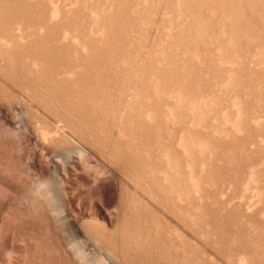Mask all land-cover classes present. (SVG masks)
Masks as SVG:
<instances>
[{"label": "bare ground", "instance_id": "1", "mask_svg": "<svg viewBox=\"0 0 264 264\" xmlns=\"http://www.w3.org/2000/svg\"><path fill=\"white\" fill-rule=\"evenodd\" d=\"M79 1L80 0H0V137H2V136H7V135H11V137H12V140H11V138H10V140L12 141L10 144H11V147H10V149L8 150V143H4V141H2V140H4V139H2V140H0V177L2 178V182H3V184L6 186V192L7 193H9V195L7 194V199L3 202V206H2V210H1V212H0V238L1 237H3L4 235H7V237H8V239H9V245H8V248H9V251L6 253V252H4V253H1V254H3V255H1V257H0V261L2 262L3 261V264H202V259L201 258H203L204 259V257H205V259L206 260H208L207 262H211V263H214V264H236L235 262V259H237V264H251V262H253V264H254V261H253V257L251 256L252 255V253H249L250 252V250H249V252L247 253V252H243V253H240L241 252V248H240V251H239V254L236 252V257L234 258L233 256H235V255H231L230 253H224V252H215V250L213 249V251H208V250H203V251H208L207 252V256H204V257H202V255L200 256H198V255H196L197 254V252H195L196 254H194V253H192V251H191V255H188L187 254V252H186V250L189 248V246H188V248H186L185 249V245H186V243L184 244V242L187 240L184 236H185V234H187V233H183V227L182 226H185V220L184 221H182L181 219L183 218L184 219V217L185 216H183V215H185V213H186V211H185V213H182L184 210H185V202L184 201H186L187 200V197L185 196H183V198L182 197H180V196H182L183 195V193H184V191L182 192V194H180L181 192H179V191H181V189L183 188L184 189V187L182 186V188H180L179 187V185L178 186H176L175 187V185H177L176 183L177 182H179V181H182V176H183V173L184 172H182L181 173V175L182 176H180V170L181 169H177L176 170V165L174 164V169H173V164L171 165L170 163V166H172L171 168L170 167H168L167 168V166H166V164L170 161V154H171V152H169V145H167V147H165V146H163L164 147V149L165 148H167L168 149V152L170 153H167L166 151H167V149H163V151H161V152H164L165 154L164 155H166V154H169V156L168 155H166L165 157H167L168 156V158L166 159L164 156H163V153H159V154H161L160 155V157L161 156H163L164 158L163 159H166V160H168L167 162H166V160L163 162L162 160H159L160 161V165H161V161H162V164H164L163 166H166V168H167V170H165L166 168H164L162 165V167H163V169H162V171L161 170H159L160 171V173L162 174L163 172V174L161 175L162 177H163V175H164V177L163 178H160L161 180L163 179V181H167L168 180V185H167V187H168V189H169V191H171V192H173V194H174V192H175V196L177 197V202L176 203H178L179 201V203L180 204H178L179 206L180 205H183V208H181L180 207V209H184V210H182V212H180L181 210L180 209H178L179 208V206L177 205V207L175 206L176 205V203H174V202H172L171 201V203L172 204H174V207H176L177 209H178V211L176 210V208H174L173 206V208H171L172 210L170 211V210H167L168 208H166V210L167 211H169V212H171V215H172V213L174 212V213H177V215H178V212H180L181 213V215H180V220L179 221H181V223L178 221V216L176 217V216H174L175 218H177V220L176 221H178V223L177 224H175V223H170V221L168 222V218L166 219H164L163 218V216L165 217V215H163V214H165V213H163L162 215L160 214L161 212H159L158 211V209H155L154 207V209L156 210V211H158V213L156 212V211H154V209H153V211L154 212H156L157 214H155V215H158V214H160L161 216H162V218L164 219V220H161V221H166V223L167 224H169V225H167V226H169V228L171 229V227L173 228L174 227V229H175V231L173 232V233H171V232H169V234H174V237H176L175 236V234H177V240H176V242L175 243H173V244H171L172 242H174V241H172V237L170 238V240L172 241H170L171 243H169V244H171V245H173L172 247L174 248H172L171 249V245L169 246L170 247V249H168V246H167V249L164 247V246H166L165 244H167V242H165V240L168 238L169 239V237H165V239H164V235H166L165 233L163 234L162 232H160V231H163V229H164V231L163 232H165V225L163 226V225H160V223L161 224H163V222H161L159 219V215L158 216H156V217H158V218H155V219H158L159 220V222H158V220H156V221H153L152 219L154 218V216L153 217H151V218H148V214H147V216H142L143 218H148L147 219V223H148V220L149 219H151V220H149L151 223L150 224H152L153 222H154V224H152V226L150 225V226H148L149 225V223H148V225H146L147 226V228L148 227H150L148 230H147V228H145V226H144V224L146 223V221H144L145 223L144 224H142L140 221H141V218L142 217H140V219H138V220H135V221H138V222H140V223H138V222H135V223H132V225H130L131 224V220L129 221V220H127V221H129V224H127V225H129V226H127L126 225V223H128L127 221L124 223V225H123V222H122V228H123V226H126V228H125V230L124 229H122V228H120V220L118 221V219H119V217H121V211L119 210V201H118V191L119 190H117L118 189V187H117V189H116V193H115V195H116V197H117V201L118 202H116L117 204H115V206L113 207L114 208V213H119L120 212V216H118V219H114L113 218V215H111L112 213H110L109 214V212H108V208H107V203H106V192L108 191L107 190V187H106V185H105V183L104 182H106V181H103V177H105V179H107L106 177H107V175L109 174V172H107V170L108 169H106V172L108 173V174H106L105 173V171H103V168H101V167H103L104 165L103 164H105V163H107V162H105L106 160H104V158H103V156L105 157L106 155H103L104 153H105V151L104 150H106V153L105 154H107V149L105 148L106 146H109V142L111 143V141H112V149H110V146H109V148L108 149H110V151L112 152V153H110V154H112V155H109V156H111V158L109 157V159L111 160V162H110V164H107V165H109L110 166V172H112L113 173V175H112V177L114 176L115 177V181H117V177L119 176L118 174H122L121 176H123V173L121 172V170H123V169H121L120 168V166H122V164L120 165V163H123V160H122V152H123V150H122V145H123V143H121L122 142V140H125L126 138H124V137H126V136H129L128 134H130V136H131V134L133 133H135V134H137V132H136V130H135V132H133V130L135 129L134 127H136L135 125H134V127L131 129L130 127H129V124L128 123H130V124H135V122H134V120L136 119V115L137 114H135V115H133V116H135V118H134V120H133V122L134 123H132V121L130 120V122H128L127 124V126L126 127H123L121 124L123 123V122H121L122 120L120 119L121 117H120V115L122 114L121 112L123 111H119L120 110V108H123V107H125L124 105H123V107H120L121 105H122V103H124L123 101H121V97L124 95V97H125V94H122L121 93V91H126V90H121V89H126V87H129V84L131 85V82L129 81V80H133V79H128L129 78V76H131V75H129V76H127V79H128V81L130 82L129 84H128V86L126 85V87H125V84L126 83H128V81L127 80H125V79H123L125 82V84H123L124 85V87H122V88H118V87H115V86H118L117 85V83H120L119 81V75L122 73L121 71L122 70H126V69H121V66L119 65V60H118V58H116L113 54L111 55V53H109L108 51H106L107 50V48H106V50H104L103 48H102V50L104 51V53H105V51H106V53L108 52V54H107V57H109V58H114V60H112L113 62H116V63H114V64H117L118 63V65H115L116 67H118V68H120L121 69V71L118 69L117 71L120 73V74H118V76L117 75H115L116 73L114 72V71H116V67L114 66V64L112 65V61L110 60V59H105L106 61H103V60H101L102 58H101V55H103V54H101L102 52H101V46L99 47V44H97L96 42V46H93V45H95L94 44V42L93 41H95L94 39H96L95 37H94V39H91V37L93 38V36L90 34V39H89V33L87 34V32H86V30H87V28L84 30V31H81L78 27H76V25H74V21L73 20H75L74 19V15L76 16V14H72L73 13V11L74 10H72V13H70L69 14V17H66L67 15H68V12L69 11H71L70 9H75V11H74V13L75 12H77L78 11V13L80 12V14H81V12H83V11H87V10H85V9H88V6L89 5H91L92 3L91 2H93V6L97 3H95V1H92V0H89V1H91L90 3L88 2V4H85V0L82 2V0L80 1L81 3H83V4H85L84 5V7L85 6H87V7H85V9L83 10L80 6H82L81 4L79 5ZM88 0H86V2H87ZM97 1V0H96ZM106 1H108V0H106ZM106 1H105V3H106ZM112 1V0H111ZM122 1V0H121ZM121 1H119V2H121ZM125 1H127V0H125ZM134 1H138V0H134ZM139 1H141L142 3H143V0H139ZM138 1V2H139ZM144 1H147V0H144ZM174 2H175V0H173ZM172 1V2H173ZM177 1H179V0H176V2ZM181 1V4H182V1L183 0H180ZM189 1V0H188ZM187 1V2H188ZM191 1V0H190ZM189 1V2H190ZM193 1V0H192ZM195 1V0H194ZM197 1V0H196ZM198 1H200V0H198ZM202 1V0H201ZM200 1V2H201ZM206 1V0H205ZM210 1V0H209ZM218 1V0H217ZM222 1V0H221ZM235 1V0H234ZM245 1V0H244ZM78 2V4H77V6L78 7H80L83 11H79L80 9L78 8V7H76V6H74V3H77ZM112 2H114V1H112ZM111 2V3H112ZM117 1H115L114 3H116ZM123 2H124V0H123ZM129 2V4H130V2L131 1H128ZM128 2L127 3H125V4H127V5H129L128 4ZM132 2H133V0H132ZM132 2H131V4H132ZM137 2V3H138ZM149 2H150V0H148V4H149ZM162 2V1H161ZM172 2H169V4H171ZM173 2V3H174ZM186 2V0H184L183 1V4L184 5H189L190 3L188 2V4L187 3H185ZM200 2H198V4L200 3ZM203 2V1H202ZM202 2H201V4H202ZM212 2V1H211ZM214 2H215V0H214ZM214 2H212V3H214ZM223 2V1H222ZM227 2H229L228 0H226V2L225 3H227ZM230 2H231V0H230ZM247 2V1H246ZM250 2H252V1H250ZM98 3H99V1H98ZM102 3H104V2H102ZM102 3L100 4V6L102 5ZM141 3V4H142ZM155 3H156V1H155ZM192 3V2H191ZM195 3V2H194ZM193 3V4H194ZM204 3V2H203ZM207 3V2H206ZM206 3H204V4H206ZM209 3V2H208ZM207 3V7L209 8V6L208 5H210V4H208ZM235 3H239V1L238 2H236L235 1ZM240 3H242V1L240 0ZM239 3V4H240ZM249 3V2H248ZM256 3V2H255ZM261 3V2H260ZM117 4V3H116ZM121 4H123L124 6H125V4L124 3H120V5ZM134 4H136L135 2H134ZM141 4H140V2H139V5L137 6V4L135 5V8H136V6L139 8V6L141 7ZM144 5V7L145 8H147L146 6V4H147V2H146V4L145 3H143ZM152 4V3H151ZM154 4V3H153ZM160 4H162V3H160ZM165 4V6H166V3H164ZM177 4V6L180 4V2H179V4L178 3H176ZM182 4V6L181 5H179L178 7H176L177 9L178 8H181V7H185L184 5ZM197 3L194 5V6H196V5H198ZM203 4V5H204ZM215 4V3H214ZM219 4V3H218ZM222 4V3H221ZM228 4H231V3H228ZM232 4H233V2H232ZM230 5V6H232L233 7V5ZM239 4H237V7H238V5ZM243 4V3H242ZM241 4V6H243ZM247 4V3H246ZM253 4V3H252ZM258 3H256V5H257ZM69 5V6H68ZM74 6V7H71V6ZM110 3H109V7H110ZM113 6H115V4H112ZM119 5V7L121 8V6H123V5H121L120 6ZM167 5H168V2H167ZM173 5V4H172ZM216 5V4H215ZM215 5H212L213 7L215 6ZM222 5H224V4H222ZM262 5H263V2H262ZM68 6V7H67ZM95 6H99V5H95ZM94 6V7H95ZM99 6V7H100ZM103 6V5H102ZM107 5L105 6H103V9L101 10V12L102 11H106L107 13H109L108 11H110V8L108 7ZM112 6V7H113ZM118 6V5H117ZM131 6V5H130ZM133 6V5H132ZM132 6L131 7H128V6H126L127 8H132ZM149 6V5H148ZM154 6H155V4H154ZM191 4L189 5V7L191 8ZM193 6V7H194ZM211 6V7H212ZM227 6H229V5H227ZM229 6V8L231 9V7ZM250 6H251V4H249V9H250ZM258 6V5H257ZM256 6V7H257ZM83 7V8H84ZM90 8H92L91 6H89ZM99 7H98V9H99ZM108 8V9H106V8ZM118 7V8H119ZM134 7V6H133ZM162 7H163V5H162ZM188 7V6H187ZM201 7H202V5H201ZM204 7L205 6H203L202 8L204 9ZM211 7H210V9H208L207 8V10L209 11V10H211ZM218 6H216V8H217ZM223 7V6H222ZM222 7H221V9L220 10H222ZM226 7V6H225ZM224 7V8H225ZM234 7H235V5H234ZM244 7V6H243ZM247 7V6H246ZM245 7V8H246ZM254 7V6H253ZM252 7V8H253ZM262 7V6H261ZM65 8H67L68 10H66ZM70 8V9H69ZM104 8H105V10H104ZM114 8V7H113ZM119 8V10L121 11L122 9H120ZM124 8V7H123ZM144 8V10H146ZM151 8H152V6H151ZM151 8H149V10H150V12H151ZM156 8H157V6H156ZM182 8V9H183ZM189 8V9H190ZM197 8V7H196ZM198 8L199 9H201L200 8V6H198ZM197 8V9H198ZM218 8H220V5H219V7ZM227 8V7H226ZM239 8H240V5H239ZM248 8H246L247 10H248ZM251 8V9H252ZM255 8V7H254ZM259 7H257L256 9H257V11L259 10L258 9ZM64 9H65V12H67V13H64ZM93 9V8H92ZM90 9V11L87 13V15L86 14H84V15H86L87 17H88V14L90 13V12H93L92 14L96 17V18H99L98 17V15L101 13L100 11L98 12V9L96 8V9ZM112 9V8H111ZM141 8H139V10H140ZM154 9V8H153ZM160 9H161V6H160ZM164 9H166V8H164ZM181 9V10H182ZM192 9V8H191ZM190 9V10H191ZM198 9V10H199ZM228 9V8H227ZM227 10L228 12L229 11H231V10ZM235 9H237V8H235ZM250 9V10H251ZM262 9H264V8H262ZM92 10V11H91ZM100 10V9H99ZM113 10H115V9H112V11ZM129 10V9H128ZM132 10V9H131ZM155 10H157V9H155ZM155 10H154V12H155ZM163 10V9H162ZM171 10L173 11V8H171ZM176 10V9H175ZM183 10H185L186 11V9H183ZM187 10H188V8H187ZM195 10V9H194ZM194 10H191V11H193L194 12ZM198 10H195V11H198ZM202 10V9H201ZM207 10H205L206 12H207ZM213 10V9H212ZM211 10V11H212ZM214 10H216V9H214ZM225 10V9H224ZM254 10V9H253ZM252 10V11H253ZM63 11V12H62ZM116 11V10H115ZM114 11V12H115ZM126 12H127V10H125ZM134 9L132 10V12H133V14H131L132 16L134 15L136 18H137V14H134ZM141 11V10H140ZM140 11H139V13L138 14H140ZM147 11H148V9H147ZM146 11V13H148ZM163 11H165V14L166 15H168V13L170 12L168 9L167 10H163ZM166 11H168V13H166ZM185 11H184V13H185ZM211 11H210V13H209V15L211 14ZM217 11V10H216ZM219 11V10H218ZM218 11H217V13H218ZM234 11V10H233ZM233 11H231V13H233ZM236 11L237 10H235V13H236ZM238 11H241L240 9H238ZM252 11H250V12H252ZM255 12H256V10H254ZM260 11H262V10H260ZM105 12V13H106ZM122 12V11H121ZM131 12V13H132ZM138 11H135V13H137ZM143 12H145V11H143ZM153 12V11H152ZM173 12H175V11H173ZM172 12V13H173ZM183 12V11H182ZM188 12H189V10H188ZM198 12H201V13H199V16L201 15V14H203L202 13V11H198ZM206 12H204V14H206ZM215 11H213V13H214ZM226 12V11H225ZM228 12H226V13H228ZM248 12H249V10H248ZM259 12V11H258ZM66 14V15H64V14ZM104 13V12H103ZM107 13H106V16H105V14L103 15V16H101V14L99 15V16H101V18L102 19H104V21L106 22L105 24H101L102 22H101V20L99 21V19L98 20H95V25H93V21H94V18H93V15L92 14H90L89 15V19L90 20H93V21H91V22H93V23H91V22H89V23H91V25H93L94 27L96 26V23H98V22H100V24L102 25V27L103 26H105L106 24H107V20H106V18L107 19H109L108 17H107ZM111 13V12H110ZM120 12L118 11V14H119ZM130 13V12H129ZM128 13V14H129ZM155 13H157V12H155ZM178 13V12H177ZM181 12H179V15H181L180 14ZM190 13V12H189ZM189 13H186V15L185 16H187ZM195 14H196V12H194ZM193 13V14H194ZM222 13H224V11L222 12ZM230 13V12H229ZM231 13H230V16H231ZM240 13H244V10H242V12H239V14ZM261 12H259V14H260ZM98 14V15H97ZM112 14V13H111ZM114 14V13H113ZM115 14H116V12H115ZM121 14V13H120ZM122 14H124V13H122ZM127 13H125V15H126ZM127 14V15H128ZM144 14V13H143ZM142 14V15H143ZM151 14V13H150ZM149 13H148V15H149V17L151 16ZM154 14V13H153ZM152 14V15H153ZM192 14V12H191V16L193 15ZM193 15V16H195V17H198V13L196 14V15ZM215 14V13H214ZM238 14V13H237ZM253 14H254V12H253ZM258 14V13H257ZM73 15V16H72ZM79 15V14H78ZM82 16V18H86L85 16ZM156 15V14H155ZM162 15H164V14H162ZM178 15V14H177ZM177 15H176V17H177ZM217 15V14H216ZM221 15V14H220ZM223 15V14H222ZM244 15V14H243ZM242 15V16H243ZM245 15H247V17H248V15H250V13L249 14H247V13H245ZM256 15V14H255ZM261 16H264L262 13L260 14ZM70 16H71V18L73 17V20L70 18ZM104 16H105V18H104ZM110 16V15H109ZM130 16V15H129ZM144 16V15H143ZM170 16H171V12H170ZM182 16H184V14H182ZM182 16H180V18L182 17ZM184 16V17H185ZM213 17H214V15H212ZM219 16V15H218ZM226 15H224L223 17L224 18H226L225 17ZM232 16H234L233 14H232ZM231 16V17H232ZM251 16V15H250ZM249 16V17H250ZM261 16H259V17H261ZM66 17V18H65ZM78 17V16H77ZM80 17V16H79ZM116 17H117V15H116ZM119 17H121V16H118V18ZM127 17V16H126ZM125 17V18H126ZM140 19H142L140 16H138ZM154 17V16H153ZM163 17V16H162ZM161 17V18H162ZM165 17V16H164ZM175 17V13H174V15H173V18H176ZM179 17V16H178ZM190 17V16H189ZM188 17V18H189ZM201 17V16H200ZM205 17V16H204ZM215 17H217V16H215ZM214 17V18H215ZM223 17H222V19H223ZM228 17H229V15L227 16V19H228ZM231 17L229 18V20H231ZM239 17H241V16H239ZM248 17V18H249ZM252 17V16H251ZM250 17V18H251ZM254 17H257V16H253V19H256V18H254ZM67 18H69V19H67ZM81 18V19H82ZM93 18V19H92ZM95 18V19H96ZM117 18V19H118ZM123 18V20H125V18L124 17H122ZM133 17H131V19H132ZM135 18V19H136ZM138 18V19H139ZM145 18V17H144ZM143 18V19H144ZM171 18H172V16H171ZM180 18H179V21H185L186 19H187V22H188V18H183V20L181 19L180 20ZM190 18H192V17H190ZM189 18V19H190ZM199 18V17H198ZM206 18V17H205ZM205 18H203V21H202V24H204L205 22H204V19ZM207 18H210V19H212V17L210 16H207ZM214 18H213V21H214ZM233 19H232V22L234 23V21H235V25L237 26V22H236V20L238 19V17H232ZM235 18H237V19H235ZM245 19H246V16L244 17ZM244 18H241V19H244ZM263 18V17H262ZM67 19V20H66ZM72 21H71V20ZM77 19H79V18H77ZM112 19H114V18H112ZM128 19V18H127ZM129 19H130V17H129ZM149 19H151V17L149 18ZM164 19V18H163ZM165 19H166V17H165ZM170 19V17L168 18L167 17V19L166 20H169ZM185 19V20H184ZM193 19H194V17H193ZM200 19V18H199ZM198 19V20H199ZM209 19V20H210ZM216 19V18H215ZM218 20H222V19H219V18H217ZM216 19V20H217ZM235 19V20H234ZM245 19L244 20H242V21H245ZM258 19V18H257ZM121 20V19H120ZM132 20H134V18L132 19ZM145 20V19H144ZM154 20V19H153ZM173 20V19H172ZM201 20V19H200ZM206 20H208V19H206ZM205 20V21H206ZM215 20V21H216ZM217 20V21H218ZM228 20V21H229ZM239 21H240V19H238ZM237 20V21H238ZM247 20V19H246ZM249 20V19H248ZM261 20H264V19H261ZM78 21V20H77ZM80 21V20H79ZM82 21V20H81ZM97 21V22H96ZM103 21V20H102ZM103 21V22H104ZM117 22H118V20H116ZM116 21H113V24H114V22H116ZM137 20H135V22H136ZM151 21V20H150ZM163 21H164V24H166L165 23V20H162V23H163ZM170 22H168L167 21V24L169 23V26H167V25H163V28L165 29V27L167 26V28L169 27V28H171L172 29V26H170V24H171V20H169ZM176 21V20H175ZM178 21V18H177V23L179 22ZM191 22H190V26H191V23H192V20H190ZM194 21V20H193ZM212 21V20H211ZM215 21H214V23H215ZM225 21H227L226 19H225ZM225 21L223 22V21H221V22H223V25H224V23H225ZM227 21V22H228ZM238 21V22H239ZM242 21H240V22H242ZM252 20L250 19V21H249V24H250V22H251ZM255 21V20H254ZM253 21V22H254ZM73 22V24H71ZM85 22V21H84ZM87 22V21H86ZM112 22V21H111ZM119 22H121V21H119ZM125 22L126 23H130V22H127L126 20H125ZM133 22V21H132ZM140 22V24L143 22V20H142V22H141V20L139 21ZM148 21H147V18H146V21L145 22H143V24H145V23H147ZM153 22V21H152ZM175 22V23H176ZM186 22V23H187ZM195 22V21H194ZM198 22H201V21H198ZM204 22V23H203ZM220 22V21H219ZM221 22L220 23H218V24H221ZM231 22V23H232ZM240 22H239V25H240ZM248 21H246V23H247ZM259 22V21H258ZM257 22V23H258ZM83 23V22H82ZM82 23H80L81 25H83ZM89 23H87V24H89ZM125 23V24H126ZM156 23V22H155ZM155 23L154 24H152V26L153 25H155ZM161 23V22H160ZM172 23H173V21H172ZM186 23H185V25H183L184 27V29H186L185 28V26L187 27V26H189V25H186ZM207 23H208V21H207ZM206 23V24H207ZM212 23V22H211ZM231 24V27H232V30H233V27H235L234 26V24ZM246 23H244L243 24V22H242V24L244 25V26H248V24H246ZM260 23V22H259ZM262 23H263V21H262ZM76 24V23H75ZM79 24V23H78ZM86 24V25H87ZM99 24V25H100ZM111 24V23H110ZM110 24L108 23V25H106V26H108V27H110ZM116 24V23H115ZM120 24V23H119ZM122 24V23H121ZM120 24V25H121ZM124 24V27L122 28V29H125L126 28V26H127V29H129L130 28V26H132V23L131 24H127V25H125ZM139 24V28H138V30H142V33H143V29L144 28H142L141 29V25ZM150 25H151V23H149ZM181 24V23H180ZM183 24V23H182ZM198 24H200V23H198ZM198 24L195 26V23H194V25H192L193 26V29H195L196 27H199L198 26ZM213 24V23H212ZM251 24H252V22H251ZM250 24V25H251ZM261 24V23H260ZM74 25V26H73ZM85 25V24H84ZM84 25H83V27H84ZM91 25H90V27L88 28V30L89 29H91ZM98 25V24H97ZM98 25V26H99ZM118 25V24H117ZM123 25V24H122ZM134 25H135V23H134ZM133 25V26H134ZM148 25V24H147ZM147 25H145L144 27H146ZM149 25V26H150ZM160 25H162V24H160ZM159 25V26H160ZM179 25V24H178ZM177 25V26H178ZM201 25V24H200ZM208 25V24H207ZM211 25V24H210ZM214 25V24H213ZM226 25V24H225ZM229 25H230V23H229ZM249 25V26H250ZM254 25H256V24H254ZM254 25L252 26V27H254ZM79 26V25H78ZM92 26V27H93ZM98 26H96L97 27V29H96V27L95 28H93L94 30L96 29L97 30V32L96 31H94L93 29H92V32H95V33H98L99 31V33L100 34H102L101 32H102V30H104L101 26H99V27H101V28H98ZM105 26V27H106ZM112 26V25H111ZM132 26V27H133ZM137 26H138V24H137ZM159 26H157L158 28H159ZM177 26L175 25V27L177 28ZM194 26H195V28H194ZM206 26V25H205ZM204 26V27H205ZM217 25L215 24L214 26H213V28L214 27H216ZM226 26H228V25H226ZM240 26H242V25H240ZM240 26H238L239 27V31H237V28L238 27H235L236 28V32L235 33H237V32H239V33H241V30L243 29V27H240ZM245 27L246 29L248 28L250 31L252 30V29H250L249 27ZM250 26V27H251ZM257 27H258V25H256ZM255 26V27H256ZM263 26H264V24H263ZM86 27V26H85ZM117 27V26H116ZM122 27V26H121ZM135 27H136V25H135ZM162 27V26H161ZM160 27V29H163V28H161ZM180 27H181V25H180ZM202 28H203V25L201 26ZM210 27V26H209ZM256 27V28H257ZM78 30H77V29ZM107 28V27H106ZM106 28H105V33H103L102 34V36L101 35H99V40H100V42L102 41V39L101 38H103L104 37V34L106 35V36H108V34H109V32L111 33V31H109V32H107L106 31ZM111 28V27H110ZM110 28H109V30H110ZM119 28V27H118ZM146 28H149V27H146ZM151 28V27H150ZM178 28H179V26H178ZM182 28V29H183ZM188 28V27H187ZM191 29H192V27H190ZM200 28V27H199ZM212 28V26L210 27V29ZM217 28H220L219 26L217 27ZM224 28L225 27H223V32H224ZM227 28V27H226ZM229 28H230V26H229ZM234 28V29H235ZM244 28V29H245ZM261 28H262V26H261ZM264 28V27H263ZM84 29V28H83ZM100 29V30H99ZM135 28H133L132 30H134ZM137 29V28H136ZM152 29H154V27L152 28ZM151 29V30H152ZM163 29V30H164ZM182 29H181V31H182ZM209 29V31L208 32H210L211 30ZM221 29V28H220ZM220 29H218L219 30V32H220ZM245 29V30H246ZM258 29H259V27H258ZM80 30V31H79ZM108 30V29H107ZM117 30H119V29H116V31L115 32H117L118 33V31ZM126 30V29H125ZM130 30H131V28H130ZM130 30H128V32L130 31ZM147 30V29H146ZM146 30H144V32H146V33H148L149 32V29H148V32L146 31ZM155 30V29H154ZM163 30H161V31H163ZM166 30H168V32L166 31ZM173 30V29H172ZM172 30H170V31H172ZM174 30H177V29H174ZM179 30L180 29H178L177 31L179 32ZM187 30V31H186ZM186 30H183L182 32L184 33L185 31L186 32H188V30H189V32H190V29H186ZM197 30H199L198 28L196 29V32L197 33H200L201 32V30H199V31H197ZM205 31H206V29H204ZM203 30V31H204ZM245 30H242L243 32L245 31ZM249 30H247L246 32H248V34L249 33H251ZM103 31V32H104ZM139 31V32H140ZM158 31H160V30H158ZM158 31H156V32H158ZM160 31V32H161ZM169 31V29H165V32L166 33H168V34H165V32H163L164 33V35L165 36H167V37H164V36H162V37H164V38H168L169 39V36H170V34H172L173 32H170ZM180 31V32H181ZM228 31H230V29L228 30ZM264 31V30H263ZM90 33H91V31H89ZM121 32V31H120ZM122 32H124V31H122ZM121 32V33H122ZM126 32L127 31H125V33L124 34H126ZM127 32V33H128ZM134 32H135V30H134ZM152 32V31H151ZM150 32V33H151ZM154 32V31H153ZM170 32V33H169ZM176 32V31H175ZM173 33L174 35L175 34H177L178 32H176V33ZM191 32H193V31H191ZM190 32V33H191ZM196 32H193V37L195 38V39H192L193 40V42H195V40H196V38L198 37L199 38V34H198V36H196L197 35V33ZM207 31H206V35H207V33H208ZM212 32V31H211ZM215 32V31H214ZM214 32H212L213 34H214ZM222 32V33H223ZM230 32H232V31H230ZM229 32V33H230ZM232 33V34H235V33ZM242 32V33H243ZM246 32H244V34L246 33ZM253 32H254V29H253ZM257 32H258V30H257ZM260 32H261V30H260ZM113 33V32H112ZM117 33H116V35H117ZM120 33V34H121ZM131 33H132V31H131ZM141 33V32H140ZM183 33H181V34H183ZM216 33V32H215ZM222 33H220L221 35H222ZM225 33H227V31L226 32H224V36L223 37H225L226 35H225ZM262 34H263V32H261ZM261 33H258L259 35L261 34ZM113 34H115V33H113ZM113 34H111L112 35V38L114 39V36H113ZM119 34V33H118ZM119 34V35H120ZM135 34V33H134ZM139 34V33H138ZM157 34V33H156ZM159 34V33H158ZM172 34V35H173ZM188 34V33H187ZM192 34V33H191ZM190 34V35H191ZM196 34V35H195ZM201 34H203V36H204V32L203 33H201ZM209 34L210 33H208V35L206 36L207 38H208V36H209ZM212 34V35H213ZM238 34V33H237ZM237 34H235V35H231V36H237ZM244 34H242V35H244ZM247 34V33H246ZM248 34H247V36H248ZM257 34V33H256ZM261 34V35H262ZM94 35V34H93ZM96 35V34H95ZM98 35V34H97ZM111 35H110V37H111ZM118 35V38L120 37ZM128 35H130V33L128 34ZM143 35H144V33H143ZM146 35V34H145ZM148 35V34H147ZM150 35V34H149ZM149 35H148V37H149ZM161 35H162V33H161ZM160 35V36H161ZM172 35L170 36V38L172 37ZM178 35V34H177ZM184 35V34H183ZM183 35H181V36H183ZM217 35H219V33L217 34ZM229 35V34H228ZM251 35V34H250ZM254 35V34H253ZM258 35V36H259ZM122 36V35H121ZM127 35H125V36H123V37H126ZM135 36H138V35H135ZM134 36V37H135ZM151 36V35H150ZM152 36H153V33H152ZM151 36V37H152ZM181 36H179V38H182ZM186 36V35H185ZM205 36L203 37V38H205ZM215 36V35H214ZM238 36H241V34H238ZM237 36V37H238ZM245 36V35H244ZM255 37V38H258L259 39V37H261V38H263L262 36H259V37ZM97 37V39H98V36H96ZM110 37H108V38H110ZM122 37V38H123ZM127 37H129V36H127ZM132 36H130L129 38H131ZM141 37H144V36H142V34H141ZM147 37V36H146ZM162 37H160V39L162 38ZM187 37H189L188 35L185 37L186 39H184L183 38V40L185 41V40H187L188 38ZM192 36H190L189 38H193ZM202 37V36H201ZM222 37V36H221ZM223 37H222V39H223ZM226 37H228V36H226ZM230 37V36H229ZM233 37H231L230 39L232 40V38ZM241 37H243V36H241ZM246 37V36H245ZM250 37V36H249ZM249 37H247V38H243V39H247V41H249L248 40V38ZM106 38V37H105ZM105 38L103 39V41L105 40ZM107 38V39H108ZM115 38H116V36H115ZM121 38V37H120ZM129 38H127L128 39V41H129ZM136 38V37H135ZM138 38H139V36H138ZM137 38V39H138ZM145 38V37H144ZM143 38V39H144ZM154 38H156L157 39V37H155V35H154ZM153 38V39H154ZM159 38V37H158ZM163 38V39H164ZM173 38L175 39H177L178 38V36L177 37H175V36H173ZM172 38V39H173ZM203 38H201L202 40H203ZM216 38H217V36H216ZM216 38H214L215 40H216ZM236 37H234L233 39H235ZM252 38V37H251ZM255 38H254V40H255ZM261 38H260V40H261ZM113 39H110V40H113ZM124 39V38H123ZM126 39V38H125ZM127 39H126V44H127ZM143 39H139L140 41L141 40H143ZM159 39V40H160ZM161 40V41H169L168 39L167 40ZM173 39V40H174ZM200 39V40H201ZM211 38H209V40H210ZM213 39V40H214ZM225 39V38H224ZM223 39V40H224ZM229 39V41H228V43L229 42H231V40ZM237 39V38H236ZM242 39V40H243ZM250 39V38H249ZM264 39V38H263ZM91 40H93L92 42H91ZM118 41V43H120L121 41L119 40V39H117ZM131 40V42H132V39H130ZM144 40H146V39H144ZM150 39H148V41H149ZM171 40V39H170ZM183 40H178V41H180L181 43H182V41ZM189 40V39H188ZM198 40V39H197ZM208 40V39H207ZM208 40V41H209ZM219 40H220V36H219ZM223 40H220L221 41V43L222 44H227V42L226 43H224L223 42ZM239 40V39H238ZM254 40H252L253 42H254ZM260 40H259V42H260ZM98 41V40H97ZM102 41V42H103ZM107 41V40H106ZM120 41V42H119ZM124 41V40H123ZM123 41H122V43H123ZM147 41V40H146ZM206 41V40H205ZM241 41V40H240ZM263 41V40H262ZM100 42H98V43H100ZM110 42H113V41H110ZM125 42V41H124ZM130 42V41H129ZM128 42V43H129ZM130 42V43H131ZM141 42H143V41H141ZM140 42V43H141ZM150 42V41H149ZM152 42H154V41H152ZM160 42V41H159ZM158 42V43H159ZM174 42H177V41H175L174 40ZM173 42V43H174ZM180 42H177L178 44L180 43ZM186 42V41H185ZM188 42V41H187ZM186 42V43H187ZM203 42V41H202ZM207 42V41H206ZM210 42V41H209ZM208 42V44H211V48H214V41H211V43H209ZM212 42H213V47H212ZM216 42H218V41H216ZM244 42H245V40H244ZM256 42H257V40H256ZM256 42H254L256 45H257V43ZM258 42V43H259ZM105 43H109V41H107V42H105ZM105 43H103V44H105ZM118 43L116 44L117 46H119V47H121L120 46V44L118 45ZM166 43V42H165ZM165 43H163L164 45L163 46H165ZM169 43V42H168ZM172 43V46H175V44H173ZM186 43H185V45H184V48H186V47H188V43H187V45H186ZM189 43H190V41H189ZM192 43V42H191ZM196 43V42H195ZM195 43H193V45H195ZM220 43V42H219ZM220 43V44H221ZM236 41H235V43L233 44V42L232 43H230V44H233L232 45V47L234 48L235 47V45H236ZM238 43H240V42H238ZM237 43V44H238ZM250 43H251V40H250ZM263 43H264V41H263ZM114 44V42H113V44H112V46L113 45H115ZM126 44L125 45H123V47L124 46H126ZM134 44H136L135 42H134ZM148 44V43H147ZM146 44V45H147ZM150 44V43H149ZM155 44V45H154ZM152 46H156V43H154ZM160 44H162V42L160 43ZM184 44V42L182 43V45ZM197 44V46L199 45L200 46V44H199V41H198V43H196ZM202 44V43H201ZM207 44V43H206ZM204 45V46H206L207 47V45ZM216 44V43H215ZM105 45H108V44H105ZM104 45V46H105ZM115 45V46H116ZM132 45V44H131ZM138 47H139V45H138V42H137V44H136ZM142 45V44H141ZM141 45H140V47H141ZM166 45L168 46L169 44H167L166 43ZM170 45H171V42H170ZM177 45V44H176ZM181 44H179V46H178V51H179V47H181L180 46ZM217 45V44H216ZM245 45V44H244ZM249 45V44H248ZM251 45H252V47L254 48V44H252L251 43ZM262 44H260L259 46H261ZM130 46V45H129ZM137 46H135V47H137ZM143 46V45H142ZM158 46V45H157ZM156 46V47H157ZM160 46V45H159ZM159 46H158V48H157V50L159 49V52H160V48H159ZM186 46V47H185ZM189 46H191L192 47V45H190L189 44ZM202 46V45H201ZM200 46V47H201ZM219 46V45H218ZM220 46H222V45H220ZM228 46H231V45H229L228 44ZM228 46L226 45V47H227V49H230V47L228 48ZM239 46H241V43H240V45ZM246 46H247V43H246ZM258 46V45H257ZM256 46V47H257ZM258 46V47H259ZM110 47V45L108 46V49H110L109 48ZM118 47V48H119ZM127 47H128V44H127ZM127 47H125V49L127 48ZM132 47H134V45L133 46H131V48ZM145 47V46H144ZM148 47V46H147ZM171 46H169V48H170ZM177 47V46H176ZM195 47V46H194ZM194 47H192V48H194ZM205 47V48H206ZM224 47V46H223ZM241 47H243V45L241 46ZM245 47V46H244ZM244 47L242 48V49H244ZM255 47V48H256ZM257 47V48H258ZM100 48V49H99ZM117 48V49H118ZM130 48V49H131ZM153 47H151V49H152ZM181 48H183V47H181ZM191 48V49H192ZM203 48V47H202ZM201 48V49H202ZM204 48V49H205ZM225 48V47H224ZM223 48V49H224ZM236 48H237V45H236ZM239 49H240V47H238ZM247 48V47H246ZM251 48V47H250ZM249 48V49H250ZM112 49V48H111ZM113 49H114V47H113ZM116 49V48H115ZM123 49V48H122ZM135 49H138V48H135ZM140 49V48H139ZM139 49L137 50V52L139 51ZM151 49H149V51L151 50ZM155 49V48H154ZM162 49H163V47H162ZM161 49V51H163L164 50V52L165 51H169V49H166L165 50V48L162 50ZM172 49V48H171ZM190 49V48H189ZM190 49V51H192ZM195 49V48H194ZM200 49V48H199ZM198 49V50H199ZM210 49V48H209ZM217 50H218V47L216 48ZM239 49L238 50H236V51H238L236 54H238L242 49H240V51H239ZM248 49V50H249ZM262 49H264V47H262ZM119 50V49H118ZM127 50L129 51V49L127 48ZM134 50V49H133ZM157 50H154V51H157ZM175 50V49H174ZM182 50V49H181ZM181 50L179 51V52H181ZM188 50V48L186 49V51ZM220 50H222V49H219V51ZM235 50V49H234ZM234 50H232L234 53H235V51ZM245 50V49H244ZM244 50H242V51H244ZM248 50L246 49V52H248ZM257 50V49H256ZM115 51V50H114ZM126 51V50H125ZM130 51H132V50H130ZM153 50L152 51H150L151 53H153L154 52ZM172 51H173V49H172ZM176 51V50H175ZM184 52L183 53H186V51H185V49L183 50ZM189 51V50H188ZM195 51H196V49H195ZM206 51H208V50H206ZM212 51V50H211ZM223 51V50H222ZM221 51V53H222V55H223V52ZM229 52H231V50H228ZM227 50L224 52V53H226V52H228ZM251 51H255V50H251ZM262 51V50H261ZM261 51H260V48H258V51L257 52H259V55H256V57L258 56V61H262V59L263 58H261L262 56H260V55H262V54H260L261 53ZM116 52V51H115ZM124 51H122V53H123ZM133 52V51H132ZM132 52H130L131 53V55H132ZM134 52H136V50H134ZM133 52V53H134ZM158 52V51H157ZM157 52H156V54H153V56H151V57H153V58H155V56L154 55H156L157 56ZM158 52V53H159ZM174 52V51H173ZM173 52H171L172 54H173ZM177 52V51H176ZM175 52V54H176V56H178L177 55V53ZM198 52V51H197ZM200 52H202V51H200ZM200 52H198V53H200ZM204 52V51H203ZM202 52V53H203ZM213 52V51H212ZM215 52V51H214ZM214 52H213V54H214ZM245 52V54H247ZM105 53V54H106ZM113 53V52H112ZM117 53V52H116ZM116 53H115V55H116ZM121 53V54H122ZM128 53V52H127ZM127 53H124V54H127ZM139 53V52H138ZM168 53L169 52H167L166 54L168 55ZM191 53V52H190ZM195 53V52H194ZM193 53V55H195ZM198 53H196L198 56H199V54ZM205 53V52H204ZM207 53H209V51L207 52ZM207 53H206V55H207ZM219 54H217V52L215 53V55H218L217 57H219V56H221V53L220 52H218ZM243 53V52H242ZM249 53H250V51H249ZM248 53V55H250ZM256 53V52H255ZM262 53H264V52H262ZM110 54V55H109ZM120 54V52H119V55H121ZM145 54H146V51H145ZM165 54V53H164ZM163 52H162V57H163ZM211 54V53H210ZM256 54H258V53H256ZM118 55V54H117ZM118 55V56H119ZM129 55V53L127 54V56ZM130 55V57H131V59L133 58L132 56H134V55H132L131 56ZM151 55V54H150ZM159 55H160V53H159ZM167 55H165V58H162V59H160L161 61L164 59H166V56ZM171 55V54H170ZM182 55L183 54H181V56H179L178 57V62H176L178 65H180L179 64V58L180 57H182ZM191 55H192V53H191ZM191 55H187V56H189V57H191ZM202 55V54H201ZM206 55L204 56H202V57H206ZM224 55H226V56H232V55H227V54H224ZM235 55V54H234ZM255 55V54H254ZM105 56V55H104ZM110 56H112V57H110ZM126 56V55H125ZM135 56H140V55H138V54H136ZM134 56V57H135ZM143 56V54L141 55V57ZM145 56V55H144ZM161 56H159V57H161ZM196 56V55H195ZM197 56V57H198ZM212 56H214V55H212ZM243 56L244 55H242V58H243ZM246 56V55H245ZM121 57V56H120ZM140 57V58H141ZM145 57H147V56H145ZM151 57H150V59H151ZM159 57H158V60H159ZM168 57H169V59H172L173 57H174V59H176L175 58V55L173 56L172 55V58H171V56H167V60H168ZM197 57H193V58H195V59H193V60H196V58ZM200 57L201 56H199V60H200ZM201 57V58H202ZM224 57V56H223ZM233 57V56H232ZM236 57V56H235ZM235 57H233V58H235ZM237 57H239V56H237ZM248 57H250V56H248ZM252 57H253V52H252ZM263 57H264V55H263ZM105 58V57H104ZM122 59H123V56L121 57ZM121 58H119V59H121ZM124 58H126V57H124ZM211 58V57H210ZM216 58V57H215ZM219 58H221L222 59V57H219ZM219 58H217V61L219 60ZM224 58H227V57H224ZM223 58V59H224ZM241 58V59H242ZM261 58V59H260ZM118 60V62L117 61H115V60ZM130 59V58H129ZM139 59V58H138ZM144 59V58H143ZM146 59V58H145ZM157 59V58H156ZM187 61H189V60H191V58L188 60V58H185ZM228 59V58H227ZM227 59H225V60H227ZM229 59H230V57H229ZM232 59V58H231ZM240 59V58H239ZM238 58L237 59H235L236 61L238 60L239 62V64H240V60H239ZM243 59H245V57L243 58ZM242 59V60H243ZM247 59V58H246ZM249 59V58H248ZM248 59H247V61H248ZM260 59V60H259ZM134 60V59H133ZM132 60V61H133ZM136 60V59H135ZM133 61V62H136V61ZM140 60V59H139ZM138 60V61H139ZM147 60H148V57H147ZM159 60V61H160ZM163 60V61H164ZM181 60H182V58H181ZM183 60H184V58H183ZM182 60V61H183ZM192 60V61H193ZM203 60V59H202ZM205 60H207V58L205 59ZM204 60V61H205ZM234 60V59H233ZM233 60H232V65H233V63L235 64V67L238 65V64H236L237 62H233ZM250 60V59H249ZM254 60V59H253ZM255 61L256 63L258 62V61ZM107 61H109V63H111V64H109V63H107V64H109V65H107V66H109V67H107V68H105L104 67V65L106 64V62ZM122 61H125L124 59L122 60ZM131 60L129 61L130 63L132 62ZM151 61V60H150ZM153 61V60H152ZM159 61H158V66L160 67V63H159ZM162 61V62H163ZM166 61V60H165ZM164 61V62H165ZM172 61H173V59H172ZM175 61H177V59L176 60H174V62H171L170 63V61L168 60V62L170 63V64H168V66L170 67V65H172V63L173 64H175ZM182 61H180V63L182 62ZM185 61V60H184ZM183 61V62H184ZM208 61H209V64H210V62H212V64H213V62H215L214 60L213 61H210L209 59H208ZM224 61V60H223ZM222 60H221V63L223 62ZM229 61V63H230V60H228ZM228 61H226V64L225 65H223L222 67H227V62ZM105 62V63H104ZM121 62V61H120ZM142 62V61H141ZM146 62V61H145ZM148 62H149V60H148ZM154 62H155V60H154ZM190 63H192L191 61H189ZM194 62V61H193ZM200 62V61H199ZM201 62H203V61H201ZM218 62H220V61H218ZM242 62V61H241ZM251 62V61H250ZM253 62V61H252ZM251 62V63H252ZM255 62H253L254 64H256ZM263 62V61H262ZM262 62H261V65L263 66V64H262ZM124 64L125 63H127V62H123ZM143 63V62H142ZM151 63H153V62H151ZM150 63V64H151ZM166 63V66H167V61L165 62ZM185 63V62H184ZM187 64H188V62H186ZM221 63H220V65H221ZM224 63H225V61H224ZM224 63H222V64H224ZM245 64V62H242V64ZM259 63V62H258ZM257 63V64H258ZM121 64V63H120ZM133 64H138L137 62L136 63H133ZM148 65L149 66V64L148 63H143V65ZM156 64V66H157V62L155 63ZM155 64H153V65H155ZM160 64V65H159ZM164 64V63H163ZM177 64H176V68H177ZM182 64V63H181ZM193 64V63H192ZM198 64V62H196V64H195V62H194V66H195V68H196V65ZM205 65L206 63L205 62H203L202 63V65ZM207 64H208V62H207ZM215 64H217V65H215ZM215 64H213V65H215L216 67L218 66V63H215ZM241 64V65H242ZM244 64L242 65V66H244ZM254 64H253V66H254ZM111 65V66H110ZM126 65H128V64H126ZM140 65V64H139ZM138 65V66H139ZM144 65V67H142L143 69H147L148 70V68H150V67H147V66H145ZM152 65V64H151ZM152 65V66H153ZM165 65V64H164ZM164 65H161L162 67L164 66ZM185 65V64H184ZM199 65H200V63H199ZM202 65H200V66H202ZM213 65L211 66V65H209V66H211V68L213 67ZM219 65V66H220ZM259 65V64H258ZM260 65V66H261ZM131 66H132V63H131ZM131 66L129 65L128 66V68H127V66H125L126 68H127V70H129V67L131 68ZM135 66V65H134ZM137 66V67H138ZM151 66V67H152ZM155 66V67H156ZM174 66V65H173ZM173 66H171V68H173ZM187 66V65H186ZM189 66V65H188ZM193 66V65H192ZM198 66V65H197ZM208 66V67H209ZM241 66V67H242ZM246 66V65H245ZM247 66H248V64H247ZM246 66V67H247ZM250 66V65H249ZM259 66V67H260ZM262 66H261V68H262ZM104 67V68H103ZM111 67V69H112V67H115V69L113 70L112 69V72H114V73H112V74H110V71H111V69L108 71V68H110ZM122 67H124V66H122ZM133 67V66H132ZM147 67V68H146ZM154 67V66H153ZM161 67V68H162ZM185 67V66H184ZM183 67V68H184ZM191 67V64H190V66H189V68ZM208 68L207 67V65H205L204 66V68ZM216 67H215V69H216ZM225 67V68H226ZM229 67H231V64H230V66ZM233 67V66H232ZM238 67V66H237ZM236 67V68H237ZM136 68V67H135ZM165 68V67H164ZM179 68H182V67H179ZM186 68V67H185ZM193 69L191 72H192V74H191V76L192 75H194V73H193V71L194 70H196V69ZM201 68V67H200ZM219 68H221V66L219 67ZM228 68V67H227ZM239 68H240V65H239ZM251 68V67H250ZM250 68H248L247 67V69H250ZM107 69V71H106V73L108 72L110 75H112V78H111V80H114V79H116V80H114V83H110L109 81H111V80H108V82H107V84L109 85H113L114 84V87L112 86L111 87V93L109 94V96H107L108 95V93L107 94H105V92L106 91H104L105 90V88H110V85L108 86V87H104L105 85L107 86V84H105L106 83V81L104 80V79H110V76H108L109 74H106L107 75V77H106V75H105V70ZM132 70H133V68H131ZM137 69V68H136ZM135 69V70H136ZM154 69V68H153ZM156 69H158V67L156 68ZM166 69H167V67H166ZM165 69V70H166ZM213 69V68H212ZM229 69V68H228ZM240 69H242V68H240ZM255 69V68H254ZM256 69H259V68H257L256 67ZM93 70H95V72L93 71ZM103 70H104V72H103ZM127 70H126V72H127ZM141 71H142V69H140ZM142 71L141 72V79H142V76L144 75V74H142V73H144V72H147V73H150V71L148 72V71ZM159 70V69H158ZM157 70V71H158ZM181 70V69H180ZM185 70V69H184ZM183 69H182V72L184 71ZM189 70V69H188ZM190 70H191V68H190ZM190 70H189V72H190ZM199 70V69H198ZM217 70V69H216ZM216 70L215 71H213V70H208V72L209 71H213V72H216ZM223 70V69H222ZM222 70H220V73L222 72ZM226 70V73H227V69H225ZM230 70H233V69H230ZM235 70V69H234ZM245 70H246V68H245ZM253 70V69H252ZM93 71V73H94V75H93V73H91ZM116 71V72H117ZM137 71V70H136ZM153 71H155V70H153ZM156 71V72H157ZM170 71V72H169ZM177 70L175 69V71H174V73L176 72ZM218 71V70H217ZM246 71H248V70H246ZM245 71V72H246ZM258 71H261V70H256V72H258ZM125 72V71H124ZM129 72H131L130 70H129ZM128 72V73H129ZM138 72V71H137ZM159 72V71H158ZM161 72H164V71H161ZM161 72H159L160 74H162ZM166 72H167V70H166ZM166 72H164L165 74L164 75H166ZM168 72L170 73V75H172V73H171V69L170 70H168ZM181 72V71H180ZM188 72V71H187ZM187 72H184L185 74H188ZM190 72V73H191ZM194 72H197V71H194ZM201 73L203 72V68H202V71H200ZM205 72H207V69H205ZM212 72V73H213ZM232 72H235V71H232ZM237 72H238V69H237ZM237 72L235 73V74H237ZM241 72H243V71H241ZM253 72V71H252ZM264 71L262 70V73H263ZM140 73V72H139ZM138 73V74H139ZM146 73V75H148ZM173 73V74H174ZM177 73V72H176ZM179 73V72H178ZM183 73V74H184ZM189 73V74H190ZM200 73V74H201ZM204 73V72H203ZM211 73V72H210ZM219 73V74H220ZM223 73L225 74V71L223 70ZM223 73H222V75H223ZM229 73V72H228ZM244 73V72H243ZM248 73V72H247ZM249 73H251L250 71H249ZM259 73V72H258ZM92 74V75H91ZM125 74V73H124ZM124 74H121L120 76H122V75H124ZM127 74V73H126ZM125 74V75H126ZM131 74H132V72H131ZM134 74V73H133ZM154 74H155V72H154ZM156 74H158V73H156ZM155 74V75H156ZM182 74V73H181ZM206 74V73H205ZM204 74V75H205ZM215 74V73H214ZM218 74V75H219ZM230 74H232V73H230ZM230 74L228 75V77L230 76ZM235 74L233 75V76H235ZM253 74V73H252ZM256 74V73H255ZM255 74H253V75H255ZM103 75H105L104 77H106V78H103ZM137 75V74H136ZM135 75V76H136ZM151 75V74H150ZM155 75H154V77H155ZM159 75V74H158ZM158 75H157V77H158ZM164 75H162V76H164ZM168 75V74H167ZM170 75H168L169 77H170ZM177 75H179V74H176V76ZM204 75L202 76V77H204ZM208 75H210V74H208ZM216 75V74H215ZM214 75V76H215ZM218 75H216V76H218ZM239 74H237V76H238ZM241 75V74H240ZM246 75V74H245ZM250 75V74H249ZM91 76H95L96 78H95V80L93 79L94 77H91ZM116 76V78H113V77H115ZM139 76V75H138ZM149 76V75H148ZM152 76H153V73H152ZM174 76H175V74H174ZM198 76V78L197 77H195L196 79H197V81H198V79H199V77H201V75H197ZM206 76H207V74H206ZM225 76H227V75H225ZM252 76V75H251ZM258 76V75H257ZM257 76H256V78H257ZM264 76V75H263ZM109 77V78H108ZM118 77V78H117ZM167 77V76H166ZM178 77H180V76H178ZM182 77H184V76H182ZM185 77H189V76H185ZM184 77V78H185ZM192 77H194V76H192ZM209 76H207V78H208ZM210 77H211V75H210ZM213 77V76H212ZM221 77V76H220ZM220 77H218V78H220ZM232 76H230V78H231ZM236 77V76H235ZM250 77V76H249ZM253 77V76H252ZM251 77V78H252ZM255 77V76H254ZM253 77V78H254ZM122 78H124V76L122 77ZM132 78V77H131ZM144 78H146V77H144ZM143 78V79H144ZM159 79H160V75H159V77H158ZM158 78H156L155 77V80L153 81V82H156V80L158 79ZM173 78V77H172ZM171 78V79H172ZM174 78H176V77H174ZM173 78V79H174ZM184 78H182V79H184ZM221 78H224V77H221ZM227 78V77H226ZM233 78V80H236V82L238 83V85H240L239 84V82H238V80H241V78L240 79H234V77H232ZM231 78V79H232ZM246 78L248 79V77L246 76ZM262 78V77H261ZM118 79V80H117ZM120 79H121V77H120ZM139 79V78H138ZM149 79H151L152 80V78H151V76H150V78L148 77V83H149ZM154 79V78H153ZM170 79V78H169ZM170 79V80H171ZM211 79V78H210ZM213 79H215V81L217 80V78H213ZM212 79V80H213ZM228 79V78H227ZM243 79V78H242ZM258 79H260V78H258ZM264 79V78H263ZM262 79V80H263ZM122 80V79H121ZM147 80V79H146ZM151 80H150V83L152 84V82H151ZM161 80V79H160ZM165 80V79H164ZM167 81H168V79H166ZM165 80V82H167ZM170 80H169V83H172L173 84V82H170ZM177 80V79H176ZM176 80H172V81H174V83H178L179 82V80H178V82H176ZM185 80H186V78H185ZM189 80H190V78H189ZM188 80V81H189ZM200 80V79H199ZM205 80V79H204ZM222 80V79H221ZM223 80H226V79H223ZM222 80V81H223ZM250 80V79H249ZM253 80V79H252ZM255 80L256 79H254L253 80V82H255ZM262 80H260V81H262ZM103 81H105V82H103ZM143 81V80H142ZM142 81L140 80L139 82H141L142 83ZM162 81H163V77H162ZM161 81V82H162ZM181 81H183V80H180V82L179 83H181ZM201 81H202V79H201ZM200 81V82H201ZM208 81V80H207ZM221 81V82H222ZM229 81V80H228ZM258 82H260L259 80H257ZM256 81V82H257ZM122 82V81H121ZM132 82H134V80L132 81ZM158 82H160V81H158L157 80V82L156 83H158ZM164 82V84H166ZM191 82V81H190ZM199 81H198V83H200ZM208 82H210V81H208ZM216 82H218V81H216ZM226 82H227V80H226ZM233 82V81H232ZM232 82H230L231 84H232ZM242 82V80L240 81V83ZM244 82V81H243ZM242 82V83H243ZM247 82V81H246ZM250 82V81H249ZM252 82V81H251ZM252 82V83H253ZM146 83V82H145ZM145 83H143V85L145 84ZM156 83H153V85L154 84H156ZM185 83H186V81H185ZM188 83V82H187ZM194 83V82H193ZM201 83H204V81L203 82H201ZM212 83V82H211ZM220 83V82H219ZM241 83V84H242ZM248 83V82H247ZM246 83V84H247ZM135 84V83H134ZM140 84V83H139ZM138 84V85H139ZM163 84V82L161 83V85ZM172 84H170V86L172 85ZM181 84H183V82L181 83ZM180 84V86H178L180 89H182V85ZM208 84V83H207ZM206 84V85H207ZM215 84H217V83H215ZM225 85V83H221V85ZM228 84V83H227ZM245 84V85H246ZM256 84V86H257V83H255ZM259 84V83H258ZM264 84V83H263ZM262 84V82H261V85H263ZM120 85H121V83H120ZM119 85V86H120ZM141 85V84H140ZM150 86V87H154L153 89L154 90H160V89H163V90H165V88L166 89H168V87L166 86V85H164V88H161V85L158 87L157 86V88L155 87V86ZM159 85V84H158ZM167 85H168V83H167ZM175 85V84H174ZM183 85H186V84H183ZM191 85H193L192 83H191ZM197 85V84H196ZM196 85H193V87H196ZM201 85V84H200ZM199 85V86H200ZM210 85V84H209ZM208 85V86H209ZM229 85V84H228ZM227 85V86H228ZM232 85H235V84H232ZM232 85H231V88H232ZM238 85H236L237 86V88H238ZM243 85V84H242ZM244 85V86H245ZM132 86V85H131ZM146 86L148 87V84H146ZM166 86V87H165ZM188 86V85H187ZM190 86V85H189ZM213 86H216L217 88H218V86L217 85H213ZM226 86V87H227ZM243 86V87H244ZM249 86V85H248ZM251 86V85H250ZM259 86V85H258ZM257 86V87H258ZM163 87V86H162ZM176 87H177V84H176ZM176 87L174 86H172V88H175L176 89ZM183 87H185V86H183ZM206 87V86H205ZM211 87V86H210ZM215 87V88H216ZM223 87V86H222ZM230 87V86H229ZM240 88H241V86H239ZM256 87V88H257ZM260 87V86H259ZM112 88H113V90H112ZM115 88H117V90H115V91H119L121 94H119V92L117 93V92H115L114 93V89ZM134 88H136V87H134ZM138 88H139V86H138ZM159 88V89H158ZM190 88V87H189ZM197 88V87H196ZM204 88V87H203ZM202 87H201V89L204 91V89H203ZM212 88V87H211ZM217 88H216V90H217ZM221 88V87H220ZM231 88L230 89H228L227 91L225 90V92L227 93L228 91H231ZM236 88V89H237ZM237 89V90H242V89ZM245 88V87H244ZM255 88V87H254ZM262 88V87H261ZM264 88V87H263ZM262 88V89H263ZM119 89V90H118ZM128 89V88H127ZM130 89V90H129ZM129 89H128V91H131V88L129 87ZM137 89V88H136ZM146 89H148V88H145V90ZM169 89H171L170 87H169ZM168 89V90H169ZM174 89V90H175ZM184 89H186V87L184 88ZM184 89H182V90H184ZM199 89H200V87H199ZM214 89V88H213ZM222 89V88H221ZM225 89V88H224ZM227 89V88H226ZM236 89H234V90H236ZM248 89V88H247ZM246 89V90H247ZM262 89H261V93H262ZM110 90V89H109ZM139 90H140V88H139ZM151 90V89H150ZM154 90H151V92L152 91H154ZM173 90V91H174ZM187 90H189V89H186V91ZM195 89H193L192 90V92L194 91ZM245 90V91H246ZM259 90H260V88H259ZM113 91V92H112ZM134 91V93H135V89L133 90ZM138 91V90H137ZM142 93H143V89L142 90H140ZM140 91H138V93L140 94V95H138L137 94V96L140 98V100H139V98H138V100L137 99H135L137 102H133L132 100L134 99V98H132L131 97V102H133V105L134 104H139V102H140V104H141V106L143 107V105H142V103H141V98H143L146 94L148 95V93H146L145 91V93L144 94H142ZM147 91V90H146ZM148 91H149V89H148ZM161 91V90H160ZM158 91L159 93H160V95H161V92H162V94H164L163 93V91ZM167 90H165L164 92H166ZM170 91V90H169ZM169 91H167V92H169ZM178 92H179V90H177ZM176 91V92H177ZM191 91V90H190ZM189 91V92H190ZM197 91V90H196ZM201 91V90H200ZM215 91V90H214ZM214 91H210V92H214ZM223 91V90H222ZM249 90H247V92H248ZM253 91H254V89H253ZM109 92V91H108ZM156 93V92H154V93H156L157 95H159V93ZM167 92H166V94H167ZM176 92H172L171 91V96L173 95L172 93H175V98H176ZM177 92V93H178ZM180 92L183 94L184 92H182L181 90H180ZM180 92H179V94H180ZM188 92V91H187ZM186 92V93H187ZM234 92V91H233ZM257 92V91H256ZM117 93V94H116ZM125 93V92H124ZM127 93H129V92H126V94ZM137 93V92H136ZM150 93V92H149ZM170 93V92H169ZM168 93V94H169ZM196 93H199V91L198 92H196ZM205 93H207V92H205ZM222 93V92H221ZM224 93V92H223ZM231 93V92H230ZM237 93V92H236ZM241 93H243V92H240V95H241ZM250 93V92H249ZM249 93L247 94V95H249ZM251 93H252V91H251ZM258 93V92H257ZM259 93H260V91H259ZM260 93V94H261ZM111 94H116L117 95V97H118V99L119 98H121V99H119L120 100V104H119V106H117V104L119 103L118 102V100H115L114 98H116V97H114L113 95H112V97H113V101H115L114 103H116V104H114V107H113V103H112V105H109V106H112L113 108H111L112 109V112H111V109L109 110L108 109V107H107V103L109 102V98L111 99ZM133 94V93H132ZM131 94V95H132ZM141 94L143 95V97H140L141 96ZM153 94V92L151 93V95ZM167 94V95H168ZM191 94V93H190ZM194 94V93H193ZM202 93H200V95H201ZM217 94V93H216ZM237 94H239V93H237ZM254 94V93H253ZM259 94V95H260ZM115 95V96H116ZM121 95V96H120ZM129 95H130V93H129ZM147 95H146V97H147ZM154 95V94H153ZM157 95H154V96H157ZM166 95V96H167ZM187 96H189L188 95V93L186 94ZM192 95V94H191ZM213 97H212V96ZM220 95V94H219ZM247 95H243V96H247ZM255 95V94H254ZM258 95V94H257ZM258 95V96H259ZM120 96V97H119ZM133 96H134V94H133ZM137 96L135 95V97L137 98ZM149 96L150 95H148V98H149ZM165 96V97H166ZM178 96V95H177ZM181 96V95H180ZM184 96V95H183ZM183 96H182V100H184L185 99V96H184V98H183ZM198 96V95H197ZM197 96H193V98L194 97H197ZM208 96H211V98H212V101H214L213 100V98L215 97V95H214V93L212 94H206V97H205V99L207 98L208 99ZM217 96V95H216ZM229 96V95H228ZM239 96V95H238ZM237 95H235V98H237V100L239 99V97H238ZM242 96V97H243ZM256 96V95H255ZM108 97V102L106 103V98ZM123 97V98H124ZM126 97H128V95L126 96ZM151 97V96H150ZM162 97L163 96H161V100H162V102H163V99H162ZM170 98V94H169V96H167V98ZM191 97V96H190ZM189 97V98H190ZM200 96H198L197 98H199ZM220 97V96H219ZM218 97V98H219ZM232 97V96H231ZM233 97H234V95H233ZM242 97L240 98V99H242ZM260 97H262V96H260ZM259 97V98H260ZM148 98H146V99H148ZM152 98V97H151ZM160 98V97H159ZM166 98V99H167ZM168 98V99H169ZM188 98V97H187ZM192 98V97H191ZM202 98V100H203V96L201 97ZM200 98V99H201ZM210 97H209V100L211 99ZM216 98L217 97H215L214 99L216 100ZM258 98V99H259ZM126 99V98H125ZM129 99H130V97H129ZM143 99H145V98H143ZM153 99V98H152ZM151 99V100H152ZM154 99H156L157 100V98H154ZM166 99L164 100L165 102H166V104H164V103H162V106H164V105H166L167 106V101H166ZM195 99V98H194ZM205 99H204V101H205ZM222 99V98H221ZM226 99H228V97L226 98ZM229 99H231V98H229ZM239 99V100H240ZM244 99V98H243ZM242 99V100H243ZM261 99V98H260ZM259 99V100H260ZM112 100H110V101H112ZM123 100V99H122ZM150 100V99H149ZM155 100V101H156ZM171 100V99H170ZM169 100V101H170ZM173 100H174V102L176 101V99H174L173 98ZM180 100V99H179ZM181 100V101H182ZM188 100V99H187ZM199 100V99H198ZM197 100V101H198ZM208 100V101H209ZM234 100V102L237 104V102L239 101H237L236 102V99H231V101H233ZM251 100V99H250ZM259 100H258V103H259ZM124 101H126V100H124ZM148 101V100H147ZM154 101V100H153ZM154 101V102H155ZM181 101H179V103L181 102ZM185 101V100H184ZM191 101V102H190ZM192 101L193 100H189V102L192 104ZM195 101V100H194ZM204 101H202V102H204ZM222 101V100H221ZM230 101V102H231ZM246 101V100H245ZM127 102V101H126ZM143 103H144V101H142ZM145 102H146V100H145ZM158 102H159V100H158ZM158 102L156 101V103L158 104ZM172 102V101H171ZM170 102V103H171ZM173 102V103H174ZM210 102V101H209ZM214 102H219L218 100L217 101H214ZM229 102V103H230ZM233 102V103H234ZM240 102H241V100H240ZM251 102V101H250ZM150 103V101H148V104ZM151 103H153V102H151ZM151 103H150V105H151ZM156 103H153L154 105L153 106H155V104ZM169 103V102H168ZM179 103H177L176 102V105L178 104V106L177 107H180V109H181V106H179ZM182 103H184V102H182ZM182 103H180L181 105H182ZM186 103L187 102H185L184 104L186 105ZM190 103H188V104H190ZM201 103V102H200ZM223 103V102H222ZM228 103V104H229ZM232 103V102H231ZM233 103L231 104V105H233ZM243 103V102H242ZM245 103V102H244ZM247 103V102H246ZM109 104H111V102L109 103ZM131 104V103H130ZM147 104V105H148ZM156 104V106L158 107V109L160 110V113H161V111H164V110H166V112H165V114L167 113V111H169V112H171V105L169 106V107H167V108H170V110H168L167 108H166V106H165V108L162 110L161 108H159V106ZM159 104H160V102H159ZM172 104V103H171ZM187 104V105H188ZM196 104H198V102L196 103L195 102V104H192V105H195V106H197ZM205 104H206V101H205V103H204V106L202 105V108H203V110H204V107H205ZM208 104V103H207ZM206 104V105H207ZM209 104H211V103H209ZM215 104V103H214ZM214 104L213 105H209V106H212V107H214ZM227 104V105H228ZM235 104V106H233V107H238L240 104H239V102H238V104L236 105ZM264 104V103H263ZM133 105H132V107H131V105L129 106V104H128V106L130 107V108H133ZM144 105H145V103H144ZM145 106L146 108H148V110H149V112H148V110L145 112V110L142 112V111H140L139 112V110H137L136 109V111H138L139 113V115H143V113H147V114H145V115H147L145 118H147V120H149L150 121V119H148L149 117H150V115L152 114V113H155V111L156 110H154L153 108H149V107H151V106ZM175 105V104H174ZM174 105H172L173 107H174ZM184 105V106H185ZM192 105H189V107H191ZM243 105H245V104H243ZM242 105V106H243ZM128 106H126V107H128ZM137 105H135V107L134 108H137L136 107ZM139 106V108H141V106L140 105H138ZM184 106H183V108H184ZM200 106V105H199ZM215 106H216V104H215ZM218 106V105H217ZM225 106V105H224ZM230 105H228L227 106V108L229 107ZM241 106V105H240ZM240 106L238 107V108H240ZM246 106V105H245ZM248 106V105H247ZM125 107V108H126ZM128 107V108H129ZM144 107V108H145ZM160 107H161V104H160ZM201 107V106H200ZM206 107H208V106H206ZM232 107V108H233ZM258 107V106H257ZM133 108V110L135 111V109ZM156 108V107H155ZM182 108V109H183ZM187 108V107H186ZM221 108V107H220ZM219 108V109H220ZM226 108V110H228ZM231 108V109H232ZM151 109V110H150ZM152 109L154 110V112L152 111ZM157 109V112L159 111ZM175 108H173V110H174ZM178 108H176V110H177ZM190 109V108H189ZM193 109V110H192ZM191 109V111H190V113L193 111V112H195L194 110H196V109H194V107ZM200 109V108H199ZM199 109H198V111H199ZM207 109H209L210 110V108H207ZM206 109V115H207V113H208V111L209 110H207ZM222 109V108H221ZM241 109H243V107H241ZM241 109L239 110H237V111H235L237 114H239V112H241ZM248 109V108H247ZM12 110V111H11ZM110 111V113H112V114H110V119H111V116H112V123H110V124H112L111 126V128H110V126L109 125H107L106 123L108 122V120H106V118H107V115L109 114L108 112ZM127 110V109H126ZM142 110V109H141ZM172 110V111H173ZM202 110V109H201ZM246 110V109H245ZM128 111H129V109H128ZM130 111H131V109H130ZM150 111H152V112H150ZM175 111V110H174ZM183 111V110H182ZM188 111V110H187ZM186 111V112H187ZM205 111V110H204ZM232 111H234V108H233V110ZM239 111V112H238ZM244 111V110H243ZM242 111V112H243ZM248 111V110H247ZM141 112H142V114H141ZM179 112V111H178ZM180 112H181V110H180ZM180 112H179V114H180ZM184 112H185V110H184ZM186 112L184 113L185 115H187L186 114ZM201 112V111H200ZM203 112V111H202ZM217 112H218V110H217ZM235 112H233L234 114L233 115H235ZM121 113V114H120ZM131 113V112H130ZM135 113H137V112H135ZM159 113V115H162V114H160ZM172 113V112H171ZM171 113H168V115H167V117L169 116V117H171V120L173 119V118H175V117H172L174 114L176 115V113H174L173 115L171 114ZM198 113V112H197ZM212 113H215V112H212ZM223 113V112H222ZM225 113V112H224ZM227 113V112H226ZM226 113L224 114V115H226ZM228 113H229V111H228ZM245 113V112H244ZM244 113H243V115H244ZM247 113V112H246ZM256 113V112H255ZM128 115H129V112L127 113ZM132 114H134V113H132ZM132 114H130L131 115V119H132ZM172 116H171V115ZM179 114H177V115H179ZM184 114H182L183 116H184ZM241 114V113H240ZM259 114V113H258ZM124 115H125V113H124ZM123 115V116H124ZM153 115V114H152ZM151 115V116H152ZM155 115H157V113H155L154 114V116H152L153 118L155 117ZM158 115V116H159ZM164 115V114H163ZM162 115V116H163ZM166 115L165 116H163V117H165L164 118V120H166ZM174 115V116H175ZM181 115V114H180ZM192 115H194L195 116V113L193 114L192 113ZM199 115V114H198ZM198 115H197V117H198ZM200 115H202V113L200 114ZM200 115H199V117H200ZM206 115H203V119H204V116H205V118H206ZM209 115V114H208ZM214 115V114H213ZM212 115V116H213ZM232 115V114H231ZM231 115L230 116H228V117H230L231 118ZM242 115V114H241ZM241 115H240V117H241ZM242 115V116H243ZM261 115V114H260ZM157 116V117H158ZM191 116V115H190ZM194 116H193V118H194ZM239 116V115H238ZM246 116V115H245ZM257 116V115H256ZM12 117H15L16 119H17V121H18V118H19V122L21 121V123H23L22 124V126H20L19 127V125H18V123H17V125H16V127L15 126H12L11 125V119H12ZM127 117V116H126ZM138 117V116H137ZM140 117V116H139ZM152 117H150V118H152ZM169 117L167 118V119H169ZM177 117H179V116H176V120H177ZM181 117V116H180ZM179 117V118H180ZM188 117H189V114H188ZM199 117L196 119V120H199V121H196L195 123L196 124H198L197 122H199V125L200 124H202V121L201 120H203V119H199ZM218 117V116H217ZM234 117V116H233ZM232 117V118H233ZM236 117H237V115H236ZM247 117V116H246ZM252 117H255V114L253 115V116H251L250 118L252 119ZM152 118V119H153ZM156 118V117H155ZM183 118V117H182ZM187 118V117H186ZM196 118V117H195ZM194 118V119H195ZM211 118V117H210ZM244 118V117H243ZM258 118H260V122H261V120H262V117H258ZM257 117H256V119H258ZM16 119H15V121H16ZM123 119H124V117H123ZM130 119V118H129ZM138 119V118H137ZM137 119H136V122H137ZM151 119V120H152ZM157 119V118H156ZM156 119H154V120H152V121H150L152 124H154L153 123V121L155 122L156 121ZM159 119V118H158ZM157 119V120H158ZM184 119V118H183ZM192 119V118H191ZM218 119V118H217ZM235 119V118H234ZM240 119H242V118H240ZM255 119V120H256ZM13 120V119H12ZM141 120H142V117H141ZM143 120H144V118H143ZM147 120H145V121H147ZM160 120V119H159ZM175 120V121H176ZM180 121H181V119H179ZM176 121V123L177 122H180V121ZM213 120V119H212ZM222 120V119H221ZM226 120H227V118H226ZM228 120H230V119H228ZM227 120V121H228ZM235 120H237V118L235 119ZM252 120H254V119H252ZM254 120V121H255ZM107 121V122H106ZM126 121V120H125ZM138 121H140V120H138ZM149 121H147V123H144V128L146 127L145 126V124H148L147 126H151L152 124L150 123V125H149ZM162 121V120H161ZM167 121V120H166ZM174 120H172V122H173ZM206 121V120H205ZM234 121V120H233ZM232 121V122H233ZM237 121H239V120H237ZM236 121V122H237ZM243 121V120H242ZM247 121H248V119H247ZM251 121V120H250ZM253 121V122H254ZM13 122H14V120H13ZM143 122V121H142ZM157 122V121H156ZM160 122V121H159ZM158 122V123H159ZM171 121L169 120V122H168V124L170 123ZM204 122V121H203ZM216 122H218V121H216ZM245 122H246V119H245ZM252 122V123H253ZM16 123V122H15ZM126 123V122H125ZM141 123V122H140ZM163 123V122H162ZM175 123V124H176ZM191 123L193 124V122H192V120H191ZM194 123V124H195ZM224 123H226L227 124V122L224 120ZM257 123H259L258 121H257ZM263 123V122H262ZM137 124H138V122H137ZM167 124V122H166V124L164 123V125H165V127H168L169 126V129H171L170 128V125H168ZM171 124V123H170ZM175 124H172V127H173V125H175ZM206 124V123H205ZM216 124V123H215ZM229 124H231V123H229ZM233 124H235V122L233 123ZM238 124V123H237ZM236 124V125H237ZM243 124V123H242ZM255 124V123H254ZM259 124H261V123H259ZM106 125L110 128V130H109V133H110V138H111V140H109V141H106L107 139L105 138V136H106V128L108 129V127H106ZM125 125V124H124ZM140 125H142V124H140ZM154 125H156V124H154ZM154 125H153V128H154V130L153 131H155V127H154ZM162 125V124H161ZM160 125V123L158 124V128H162V126L164 127V125H162L161 126ZM178 125V123L175 125V126H177ZM204 125V124H203ZM202 125V126H203ZM213 125V124H212ZM224 125V124H223ZM256 125V124H255ZM264 125V124H263ZM18 126V127H17ZM29 126H32L33 128H35L36 130L33 132V133H36L37 135V138H38V140H36V142L38 141V143L41 145V153H38V152H34L33 150H30L27 146L29 145V143L26 145L24 142H25V139H26V141L27 140H29L28 138H25V131H27L28 132V127ZM222 126V125H221ZM228 126V125H227ZM232 127H233V125H231ZM238 126H239V124H238ZM244 126H245V124H244ZM128 127V129H130V130H132L130 133L129 132H127V131H130V130H127L126 131V129L125 128H127ZM137 127H138V125H137ZM143 127V126H142ZM157 127H156V129H157ZM193 127H194V125H193ZM197 127V126H196ZM199 127H201V126H198L197 128H199ZM220 127V126H219ZM218 127V128H219ZM239 127H241V126H239ZM239 127H237V128H239ZM251 127H254V126H251ZM23 128V129H22ZM123 128V129H122ZM176 128V127H175ZM196 128V129H197ZM204 128V127H203ZM206 128V127H205ZM228 128V127H227ZM226 128V129H227ZM236 128V127H235ZM259 128H260V126H259ZM137 129H141V127H139V128H137ZM150 129V128H149ZM165 130H166V128H164ZM160 130L161 132L162 131H165V130ZM174 128H172L171 130H172V133L171 134H173L174 133V130H173ZM212 129V128H211ZM233 129V128H232ZM242 129V128H241ZM240 129V130H241ZM243 129H245L246 130V128H243ZM24 130V131H23ZM123 130H125V131H123ZM142 130H143V128H142ZM140 131L139 132V130H137L139 133H141L142 135H144L145 134V131H149V130H143V131ZM151 130V129H150ZM168 130V129H167ZM176 130V129H175ZM182 130V129H181ZM184 130V129H183ZM220 130H223V128L222 129H220ZM230 130V129H229ZM236 129H234V131H235ZM238 130V129H237ZM261 130V129H260ZM93 131H94V134H93ZM185 131L187 132V130L185 129ZM185 131H182L181 132V134H180V136H178L179 138H177V141H176V143H175V145L177 144V146H175V147H177L178 149H180L179 151H183L184 150V148H187V149H189L188 151H187V149L186 150H184L183 152L184 153H182L181 152V155L183 154L184 156L186 155V157H188L187 156V154H188V152L190 151V153H189V155L191 154V152H192V154H193V151H194V149L197 147V149L199 148V145H197V146H195V148H193V146H194V143H195V145L196 144H200L201 146H202V144L205 142H203V140L202 141H200L201 140V138H200V140L197 138V136H196V138L198 139H196L195 138V140H197V141H199V143H197V141H194V140H191V141H193L194 143H192L191 141H189L190 139H188V138H190L188 135H190L191 136V134H190V132H189V134L188 133H185L186 135H183L182 133H184ZM203 131V130H202ZM207 131V130H206ZM214 131H217V130H215L214 129ZM227 131V130H226ZM242 131V130H241ZM146 132V133H147ZM156 133H159V137H162L163 138V140H164V138H165V140L167 139L166 137H163V136H160V133L161 132H158V130H156L155 131ZM167 132V131H166ZM171 131H169V133H170ZM207 132H209V130L207 131ZM213 132V131H212ZM218 132H220L219 131V129H218ZM222 132V131H221ZM236 132V131H235ZM238 132V131H237ZM252 132V131H251ZM124 133H126V134H124ZM139 133L136 135V137L139 135ZM164 132H162V134H163ZM168 133V134H169ZM202 133V132H201ZM231 133V132H230ZM259 133V132H258ZM30 134H31V131H30ZM132 134V135H133ZM134 134V135H135ZM140 134V136L142 137V135ZM148 134V133H147ZM155 134V133H154ZM166 134V133H165ZM167 134V135H168ZM179 134V133H178ZM208 134V133H207ZM223 134V133H222ZM225 134V133H224ZM238 134V133H237ZM246 134V133H245ZM28 135H29V133H28ZM94 135V136H93ZM126 135V136H125ZM133 135V136H134ZM195 135V134H194ZM198 135V134H197ZM201 135H203V134H201ZM227 135V134H226ZM241 135V134H240ZM251 135V134H250ZM256 135H258V134H256ZM31 136H33L34 137V134H31ZM31 136H30V138H31ZM35 136V137H36ZM148 136H150V135H148ZM155 136L157 137V135L155 134ZM170 136H172V135H170ZM177 136V135H176ZM175 136V137H176ZM213 136V135H212ZM225 136V135H224ZM243 136V135H242ZM260 136V135H259ZM109 137V136H108ZM107 137V138H108ZM135 137V136H134ZM135 137V138H136ZM153 137V136H152ZM158 137V138H159ZM173 137H174V135H173ZM183 137H184V140H186V142H184V140H183ZM187 137V138H186ZM194 137V136H193ZM210 137H211V135H210ZM228 137V136H227ZM231 137V136H230ZM240 137V136H239ZM238 137V138H239ZM263 137V136H262ZM3 138H5V137H3ZM7 138H8V136H7ZM124 138V139H123ZM137 138H140V137H137ZM145 139H147L146 138V135H145V137H144ZM143 138V139H144ZM162 138H160V141L162 140ZM209 138V137H208ZM225 137H223V139H224ZM252 138V137H251ZM261 138V137H260ZM129 139V138H128ZM156 139V138H155ZM176 139V138H175ZM228 139V138H227ZM253 139V138H252ZM137 140V139H136ZM136 140H131L132 142H135ZM150 140V139H149ZM148 140V141H149ZM152 140H153V138H152ZM159 140V139H158ZM157 140V141H158ZM162 140V141H163ZM210 140V139H209ZM219 140V139H218ZM231 140V139H230ZM260 140V139H259ZM258 140V141H259ZM261 140H262V138H261ZM9 141V140H8ZM31 141V140H30ZM98 145L99 144V146H101V147H103L104 146V144L106 143V142H108L107 144H105V147H103L102 149V151H104V153L102 154V151L100 150V149H98V148H95V147H97V145L96 146H94V142ZM106 141V142H105ZM139 141H140V139H139ZM141 141H143V140H141ZM140 141V142H141ZM147 141V142H148ZM156 141V140H155ZM160 142L159 144H161V143H163V142ZM188 141L191 143L190 145H189V143H188ZM238 141V140H237ZM10 142V141H9ZM138 142V141H137ZM146 142V143H147ZM166 142V141H165ZM174 142V141H173ZM209 142V141H208ZM235 142H236V140H235ZM234 142V143H235ZM264 142V141H263ZM145 143V144H146ZM155 143H158V142H155ZM184 143H186V145L184 144ZM188 143V144H187ZM215 143V142H214ZM242 143V142H241ZM257 143V142H256ZM36 144V143H35ZM128 144V143H127ZM132 144V143H131ZM158 144V145H159ZM167 144V143H166ZM174 144V143H173ZM179 144V145H178ZM208 144H210V143H208ZM207 144V145H208ZM222 144V143H221ZM227 144V143H226ZM237 144H239V142L237 143ZM262 144V143H261ZM31 145V144H30ZM111 145V144H110ZM124 145H125V143H124ZM135 145H136V143H135ZM139 145H141V144H138L137 146H139ZM155 146H156V144H154ZM206 145V142H205V145L203 144V146H204V149L207 151V148H205V146H207ZM32 146V145H31ZM128 146H130V145H128ZM142 146V149H143V144L141 145ZM161 145H159V147H160ZM180 146H182V150H181V147ZM190 146V147H189ZM213 146V145H212ZM244 146V145H243ZM251 146V145H250ZM30 147V146H29ZM36 147H37V145H36ZM35 147V148H36ZM100 147V148H101ZM131 147V146H130ZM134 147V144H133V146H132V148ZM136 147V146H135ZM148 147V146H147ZM158 147V146H157ZM159 147H158V149H159ZM174 146H172V147H170V148H172V149H175V148H173ZM189 147V148H188ZM214 147V146H213ZM217 147V146H216ZM239 147V146H238ZM255 147V146H254ZM34 148V147H33ZM39 147H37V149H38ZM105 148V149H104ZM124 148V147H123ZM137 148V147H136ZM133 149V151H135V150H137V149ZM146 148V147H145ZM144 148V149H145ZM201 148H203V147H201ZM215 148V147H214ZM256 148V147H255ZM260 148V147H259ZM129 149V148H128ZM142 149H138L137 151H139L140 152V150L142 151ZM161 149V148H160ZM172 149H170V151H172ZM193 149V150H192ZM196 149V150H197ZM200 149V148H199ZM211 149V148H210ZM234 149V148H233ZM236 149V148H235ZM258 149V148H257ZM261 149H263V148H261ZM39 151H40V149H38ZM126 150V149H125ZM132 150V149H131ZM157 150V149H156ZM195 150V151H196ZM202 150V149H201ZM204 150V151H205ZM209 150V149H208ZM56 152V153H59V155L57 156V157H59V158H57V157H55V155H54V157H53V155H52V158H48L49 157V155L46 157V154L47 153H50V152ZM130 151V150H129ZM133 151H132V154H134L133 153ZM136 151V152H137ZM150 151V150H149ZM177 151V150H176ZM195 151H194V153H195ZM198 151V150H197ZM203 151V150H202ZM201 151V152H202ZM205 151V152H206ZM258 151V150H257ZM109 152V151H108ZM143 152V151H142ZM142 152H141V154H142ZM157 152H158V150H157ZM174 152H175V150H174ZM185 152H186V154H185ZM211 152V151H210ZM221 152H223V151H221ZM231 152V151H230ZM233 152V151H232ZM240 152V151H239ZM242 152V151H241ZM148 154V150H147V152H146V150H144V154ZM153 152H149V155H147L146 156V158H148L147 160H142V164H139L140 162L139 161H141L140 159H139V163L137 162V160H138V156L136 157L135 156V154L133 155V157H135L136 159L135 160H133L134 158L132 157V155H128V153H127V157H132L131 159L134 161V163L135 162H137L138 164H139V167H140V165L142 166L143 164L145 165V163H147V161L149 160V163L148 164H146L148 167H152V166H150L151 164H152V162H151V160L152 159H150L151 157L153 158V155L152 156H150V154H152ZM177 153H179V152H177ZM198 153H199V151H198ZM204 153V152H203ZM214 153H216L215 151H214ZM244 153V152H243ZM254 153V152H253ZM257 153V152H256ZM259 153V152H258ZM140 154V155H141ZM154 154V153H153ZM175 155H176V152L174 153ZM191 154V155H192ZM207 154V153H206ZM211 154H212V152H211ZM222 154V153H221ZM248 154V153H247ZM57 155V154H56ZM108 155V154H107ZM124 155H125V152H124ZM143 155V154H142ZM155 155V154H154ZM157 155H158V153H157ZM178 155V154H177ZM180 155V154H179ZM232 155V154H231ZM243 155V154H242ZM263 155V154H262ZM126 156V155H125ZM144 156V155H143ZM149 156H150V158H149ZM172 156H174L173 155V153H172ZM205 156V155H204ZM261 156V155H260ZM107 157V156H106ZM105 157V158H106ZM140 157V156H139ZM142 157V156H141ZM140 157V158H141ZM181 157H183V156H181ZM180 157V159H182ZM191 156H189V158H190ZM193 157V156H192ZM195 157V156H194ZM214 157V156H213ZM215 157H216V155H215ZM226 157V156H225ZM236 157V156H235ZM245 158H246V156H244ZM156 158H158V157H156ZM178 158H179V156H178ZM209 158V157H208ZM217 158H218V156H217ZM107 159V158H106ZM108 159V160H109ZM126 159V158H125ZM128 159V158H127ZM142 159H143V157H142ZM173 159V161H174V157L172 158ZM176 159L177 158H175V161H176ZM185 159V158H184ZM184 159H182V160H184ZM193 160H194V158H192ZM192 159H190V160H192ZM206 159V158H205ZM256 159H258V158H256ZM109 160V161H110ZM121 160H122V162H121ZM189 161L188 160V162H193V163H191V164H193V166H194V162L195 161ZM209 160V159H208ZM230 160V159H229ZM238 160V159H237ZM240 160V159H239ZM95 162L96 164H95V166L99 169V167L101 166V165H103V166H101L100 167V171L98 172V169L96 168V167H94L93 165H94V163H92V162ZM128 161H129V159H128ZM144 161H146V162H144ZM159 161H157V162H159ZM172 160L170 161V162H173ZM174 161V163H176L177 165H178V163L180 162V160L178 161V163H177V161L175 162ZM185 161V160H184ZM183 161V162H184ZM187 161V160H186ZM207 161V160H206ZM232 161V160H231ZM249 161V160H248ZM261 161V160H260ZM151 162V163H150ZM165 162H166V164H165ZM204 162V161H203ZM210 162V161H209ZM234 162V161H233ZM251 162V161H250ZM131 164H132V162H130ZM208 163V162H207ZM260 163V162H259ZM262 163V162H261ZM91 164V165H90ZM150 164V165H149ZM159 164V163H158ZM182 163L180 162V166H178L179 168H182L183 167V165H184V163H183V165H181ZM189 164V163H188ZM187 164V165H188ZM196 164V163H195ZM205 164V163H204ZM257 164V163H256ZM98 165V166H97ZM136 163H135V167H136ZM143 165V166H144ZM142 166V168L144 169V171H145V167H147V166ZM168 165V164H167ZM7 166H9V167H6ZM92 167L91 169H89L88 167ZM130 166V165H129ZM197 166V165H196ZM205 166V165H204ZM241 166V165H240ZM257 166V165H256ZM255 166V167H256ZM262 166V165H261ZM124 167V166H123ZM160 167V166H159ZM159 167H158V169H159ZM161 167V168H162ZM186 167V166H185ZM188 168L189 167H191V166H187ZM198 167V166H197ZM246 167V166H245ZM248 167V166H247ZM254 167V168H255ZM132 168H134V164H133V167ZM188 168L186 169V170H188ZM191 168H193V167H191ZM203 168V167H202ZM207 168V167H206ZM205 168V169H206ZM244 168V167H243ZM89 169V170H88ZM102 169V170H101ZM121 169V170H120ZM143 169H139V170H143ZM172 169V170H171ZM182 169H184V168H182ZM190 169V168H189ZM248 169V168H247ZM90 171L91 172V170L94 172V173H96L97 174V176H96V174H95V176H93L94 174H92V173H88V171ZM95 170V171H94ZM97 170V171H96ZM105 170V169H104ZM120 170V171H119ZM152 170H153V172H154V169L152 168L151 169V172H152ZM164 170V171H163ZM171 171V172H167V171ZM175 170V171H174ZM192 170H194V169H191L190 171H186V172H188V174H185V176L186 175H190V177L192 176V178H190L189 176H188V178H190V180H192V181H194L195 179H197V177H199L200 178V176H201V173H199L198 171V169H195L194 171H192ZM196 170H198L197 172L199 173L198 175L199 176H197L196 177V174L194 173H191V172H196ZM240 170V169H239ZM251 170V169H250ZM253 170V169H252ZM262 170H264V169H262ZM103 171V172H102ZM109 171V170H108ZM143 171V172H144ZM158 171V170H157ZM156 171V172H157ZM158 171V172H159ZM172 171H174V173L176 172V171H178L177 173H175V175H177V176H179L178 177V180H179V178L181 179V180H179V181H177L176 180V178H175V180L177 181H175L174 180V177H177V176H175L174 175V173L172 172ZM185 171V170H184ZM242 171V170H241ZM98 172V173H97ZM121 172V173H120ZM136 172V171H135ZM138 172V171H137ZM142 172V171H141ZM148 172H150V171H148ZM148 172H144V173H148ZM210 172V171H209ZM237 172V171H236ZM250 172V171H249ZM106 174L105 176H103V175H101V174ZM160 173H159V175H160ZM170 173H173L172 174V177H173V181L171 180L172 178L170 177ZM189 173H191V174H189ZM234 173V172H233ZM243 173V172H242ZM90 174H92V175H90ZM111 174V173H110ZM110 174H109V177H110ZM132 174H134V173H132ZM138 174V173H137ZM155 174V173H154ZM169 174V175H168ZM239 174V173H238ZM251 174H252V172H251ZM253 174H255V173H253ZM124 175H125V173H124ZM148 175V174H147ZM146 175V176H147ZM205 175V174H204ZM212 175V174H211ZM235 175V174H234ZM256 175H258L257 173H256ZM92 176L93 177H95L94 178V180H93V187H91V188H93V189H91V190H93L92 192H91V194H90V200H92V202H87V201H85V200H83L82 199V195H81V193H80V190H79V187H77V186H75L74 185V181L75 180H77V179H81V180H84V181H89L90 179H92ZM102 176V177H101ZM139 176H140V174H139ZM143 176H145V175H143ZM142 176V177H143ZM194 176V177H193ZM260 176V175H259ZM113 177V178H114ZM141 177V176H140ZM157 177H159V176H157ZM156 177V178H157ZM168 177V178H167ZM202 177V176H201ZM205 176H203L202 178H204ZM251 177V176H250ZM255 177V176H254ZM0 178V179H1ZM111 178V177H110ZM135 178V177H134ZM146 178V177H145ZM155 178V177H154ZM156 178H155V181H157L156 180ZM169 178H171V179H169ZM185 178V177H184ZM187 178V179H188ZM253 178V177H252ZM256 178H258V177H255V179ZM260 178V177H259ZM120 179V178H119ZM126 179H128V177L126 178ZM139 179V178H138ZM165 179V180H164ZM250 179V178H249ZM113 180V179H112ZM122 180H123V178H122ZM159 180V179H158ZM160 180V181H161ZM171 180V182H172V184H174L175 182V184L174 185H172L169 181ZM202 181L204 180V179H201ZM129 181V180H128ZM134 181H136L135 179H134ZM146 181V180H145ZM154 181V180H153ZM152 181V182H153ZM165 181V182H166ZM192 181H189V182H191L189 185H192L193 186V188L194 187H197L196 186V184H202V182H200V179L198 180L197 179V183H196V180L194 181V182H192ZM200 183H199V182ZM210 181V180H209ZM261 181V180H260ZM90 182V181H89ZM88 182V183H89ZM121 182V181H120ZM130 182V181H129ZM147 182V181H146ZM150 182V181H149ZM162 182V181H161ZM184 182H185V179H184ZM204 182H206V181H204ZM253 182H255V181H253ZM259 182V181H258ZM82 183V182H81ZM81 183H78V184H81ZM118 183V182H117ZM122 183V182H121ZM131 183L132 184H134L133 186H135V184H136V186H139V187H136L135 186V188L137 189V188H139L140 189V187H142V184H138V182L137 183H134L133 181H131ZM130 183V184H131ZM151 183V182H150ZM169 183L172 185V186H169ZM182 183V185H183V182H181ZM195 183V184H194ZM83 184V183H82ZM160 184H162V183H160ZM164 184H166V183H164ZM188 184V183H187ZM255 184V183H254ZM261 184H263V183H260V185ZM123 185V184H122ZM126 185V184H125ZM213 185V184H212ZM246 185V184H245ZM251 185V184H250ZM79 186V185H78ZM117 186H118V184H117ZM128 186V188H130V186H129V184L127 185ZM151 186V185H150ZM249 186V185H248ZM86 187V186H85ZM120 187H121V185H120ZM132 187V186H131ZM165 187V186H164ZM170 187V188H169ZM172 187H174V189L176 188V190H178L177 192H176V190L174 191V189H171ZM179 187V188H178ZM186 187V186H185ZM188 187V186H187ZM198 187L200 188V186L198 185ZM202 187V186H201ZM252 187V186H251ZM255 187V186H254ZM258 187V186H257ZM260 187V186H259ZM82 188H84V187H82ZM151 188V187H150ZM178 188V189H177ZM190 188H192V187H190ZM197 189V188H194V190H195V192L197 191V190H200V189H202V188H200V189ZM81 189V188H80ZM89 189V188H88ZM131 189V188H130ZM132 189H133V187H132ZM164 189H167V188H164ZM252 189V188H251ZM258 189V188H257ZM84 190V189H83ZM121 190V189H120ZM135 190V189H134ZM134 190H132L133 192H134ZM141 190H143L144 191V189H140V191ZM149 190V189H148ZM190 190H193V189H190ZM193 190V191H194ZM256 190V189H255ZM260 190V189H259ZM137 191H138V189H137ZM146 191V190H145ZM144 191V192H145ZM152 191V190H151ZM150 191V192H151ZM189 191V190H188ZM187 191V192H188ZM202 191V190H201ZM201 191H198V192H201ZM211 191V190H210ZM212 191H214V190H212ZM222 191V190H221ZM242 191H244V190H242ZM252 191V190H251ZM257 191V190H256ZM261 191V190H260ZM142 192V191H141ZM144 192H142V193H144ZM197 192V193H198ZM209 192V191H208ZM258 192V191H257ZM86 193V192H85ZM132 193V192H131ZM136 192H134L133 194H135ZM138 193V192H137ZM136 193V194H137ZM146 193V192H145ZM144 193V195L146 196V194L148 193V195H147V199L145 200V203L147 202V200H151L152 202H154L152 199H151V194H149V191H147V193L145 194ZM152 193V195L154 196V194L153 193H155V192H151ZM176 193L177 194H179V195H176ZM202 193V192H201ZM227 193V192H226ZM255 193V192H254ZM121 194V193H120ZM140 194V193H139ZM137 194L136 196L137 197H140L141 198V203H142V200H143V198H142V195L140 194ZM172 194V193H171ZM171 194H170V192H169V195L171 196ZM172 194V195H173ZM188 194V193H187ZM198 194H200V193H198ZM205 194V193H204ZM122 195V194H121ZM120 195V196H121ZM128 195V194H127ZM150 195V196H149ZM227 195V194H226ZM264 195V194H263ZM135 196V195H134ZM152 196V198L154 199L155 197H153ZM169 196V197H170ZM188 196V195H187ZM189 196H191V191H190V195ZM195 196H197V195H195ZM242 196V195H241ZM258 196V195H257ZM261 196V195H260ZM6 197V196H5ZM89 197V196H88ZM136 197V198H137ZM172 197V196H171ZM198 197V196H197ZM196 197V198H197ZM201 197V196H200ZM132 198L133 197H131V201H132ZM136 198H133V200L134 199H136ZM140 198H138L136 201H139V203H140ZM160 198V197H159ZM158 197H156V199H159ZM186 198V199H185ZM189 198V197H188ZM203 198V197H202ZM210 198V197H209ZM230 198V197H229ZM241 198V197H240ZM248 198V197H247ZM253 198V197H252ZM252 198H251V200H252ZM256 198H259V196L258 197H256ZM155 199V200H156ZM173 199V198H172ZM179 199V200H178ZM181 199V200H180ZM182 199H185L184 201H182ZM195 199V198H194ZM201 199V198H200ZM254 199V198H253ZM263 199V198H262ZM129 200V199H128ZM175 200V201H176ZM191 199H189V201H190ZM233 200V199H232ZM232 200H230V201H232ZM236 200H238V199H236ZM131 201H130V203L129 204H131ZM135 201V200H134ZM158 201V200H157ZM157 201H155L156 203H157ZM168 201V200H167ZM174 201V200H173ZM211 201V200H210ZM214 201V200H213ZM230 201H229V203H230ZM243 201V200H242ZM258 201V200H257ZM261 201V200H260ZM160 200L158 201V205L157 206H159L160 205ZM197 202V201H196ZM195 202V203H196ZM222 202H224V201H222ZM262 202V201H261ZM133 203V202H132ZM155 203V204H156ZM168 203H169V201H168ZM183 203V204H182ZM188 203V202H187ZM186 203V205H188ZM193 203V202H192ZM192 203H191V205H192ZM216 203V202H215ZM224 203H226V202H224ZM253 203V202H252ZM257 203V202H256ZM143 204H144V201H143ZM142 204V205H143ZM150 203L148 202V203H146L144 206H146V207H149V206H147V205H149ZM206 204H208V203H206ZM243 204V203H242ZM151 205V204H150ZM161 205H163V203H161ZM164 205H165V203H164ZM191 205H189V207L191 206ZM195 205V204H194ZM193 205V206H194ZM202 205V204H201ZM241 205V204H240ZM249 205V204H248ZM248 205H246V207L248 208ZM255 205V204H254ZM258 205V204H257ZM261 205V204H260ZM132 206V205H131ZM130 206V207H131ZM138 206H139V204H138ZM168 206V205H167ZM199 206V207H198ZM256 206V205H255ZM141 207V206H140ZM146 207H144V208H146ZM152 207V206H151ZM151 207L148 209V210H151ZM160 207V206H159ZM162 207H164V206H162ZM195 207V206H194ZM198 207V208H197ZM197 209L196 210H194V212H196V211H198V213L200 212V210H199V208H200V204L199 205H197ZM201 207H203V206H201ZM206 207H207V205H206ZM240 207V206H239ZM252 207V206H251ZM250 207V208H251ZM169 208V209H170ZM191 208V207H190ZM255 208V207H254ZM121 209V208H120ZM133 209V208H132ZM134 209H136V208H134ZM139 209L141 210V208H138V210H135L136 212H134L136 215L138 214V213H140V211H139ZM161 209V208H160ZM163 209H165V207L163 208ZM174 209H175V211H177V212H175L174 211ZM189 209V208H188ZM193 209V208H192ZM200 209H202V208H200ZM207 209V208H206ZM246 209V208H245ZM262 209V208H261ZM146 210H147V208H146ZM180 210V211H179ZM212 210V209H211ZM210 210V211H211ZM215 210V209H214ZM217 210V209H216ZM226 210V209H225ZM248 210H249V208H248ZM251 210V209H250ZM249 210V211H250ZM254 210V209H253ZM123 211V210H122ZM133 211V210H132ZM139 211V212H138ZM173 211V212H172ZM189 211V210H188ZM209 211V212H210ZM223 211V210H222ZM234 211V210H233ZM249 211H247V212H249ZM142 212V211H141ZM147 212V211H146ZM150 212H152V211H150ZM153 212V213H154ZM192 212V211H191ZM215 212V211H214ZM213 212V213H214ZM220 212V211H219ZM218 212V213H219ZM129 213V212H128ZM132 213V212H131ZM133 213V214H134ZM142 213H145V212H142ZM142 213H140V214H138V218H139V215H141ZM149 213V212H148ZM190 213V212H189ZM198 213H196V215H197V220L195 219V217H194V219L198 222V220H199V214ZM201 213V212H200ZM230 213V212H229ZM125 214V213H124ZM151 214L152 213H150V216H151ZM167 214H168V212H167ZM170 214V213H169ZM191 214V213H190ZM194 213H192V215H193ZM207 214V213H206ZM221 214V213H220ZM241 214V213H240ZM247 214V213H246ZM256 214V213H255ZM254 214V215H255ZM262 214H264V213H262ZM125 215H127V214H125ZM131 215V214H130ZM146 215V214H145ZM153 215V214H152ZM170 215V216H171ZM176 215V214H175ZM196 215H193V216H196ZM202 215H203V213H202ZM211 215V214H210ZM210 215H208L209 217H210ZM214 215H216V214H214ZM237 215V214H236ZM259 215V214H258ZM117 216V215H116ZM115 216V217H116ZM128 216H129V214H128ZM169 216V215H168ZM204 216V215H203ZM220 216V215H219ZM233 216V215H232ZM243 216V215H242ZM131 217V216H130ZM137 217H135V218H137ZM173 217V215L171 216V218ZM190 217V216H189ZM211 217H212V215H211ZM227 217V216H226ZM240 217V216H239ZM263 217V216H262ZM261 217V218H262ZM161 218V219H162ZM174 218V219H175ZM188 218V217H187ZM202 218V217H201ZM200 218V221L202 220ZM205 218H206V216H205ZM213 218V217H212ZM218 218V217H217ZM231 218V217H230ZM250 218V217H249ZM252 218V217H251ZM121 219V218H120ZM154 219V220H155ZM170 219V218H169ZM193 219V218H192ZM211 218H209V220H210ZM215 219V218H214ZM224 219V218H223ZM233 219V218H232ZM236 219V218H235ZM234 219V220H235ZM260 219V218H259ZM125 220V219H124ZM140 220V221H139ZM144 219H142V221H143ZM146 220V219H145ZM204 220V219H203ZM218 220V219H217ZM253 220V219H252ZM188 221H189V218H188ZM212 221H213V219H212ZM236 221V220H235ZM250 221V220H249ZM174 222V221H173ZM183 222V223H182ZM195 222V221H194ZM193 222V223H194ZM202 222V221H201ZM208 222V221H207ZM211 222V220L209 221V223ZM244 222V221H243ZM20 223V224H19ZM165 223V222H164ZM198 223H200V222H198ZM216 223V222H215ZM245 223V222H244ZM255 223V222H254ZM21 224H24L25 226H26V228H27V230H28V233H29V235L28 236H26V234H24V236H20L18 233H17V231L15 230V229H17V227L19 226V225H21ZM134 224V225H133ZM136 224V225H135ZM139 224H141V228H140V225ZM170 224H175L176 226H170ZM181 224H182V226H181ZM197 224V223H196ZM201 224V223H200ZM205 224V223H204ZM207 224V223H206ZM206 224H205V227H207L206 226ZM213 224V223H212ZM218 224V223H217ZM23 225V226H24ZM143 225V226H142ZM194 225H195V223H194ZM219 225V224H218ZM227 225H228V223H227ZM164 228H163V227ZM186 226H187V224H186ZM185 226V228L184 229H186V228H189L188 226L186 227ZM192 226H193V224H192ZM198 226H200V225H198ZM203 226V225H202ZM233 226V225H232ZM142 227H144L146 230H142ZM151 227H152V229H151ZM155 227V228H154ZM191 227V226H190ZM195 227V226H194ZM211 227H213V226H211ZM225 227H227L226 225H225ZM229 227H231L230 225H229ZM246 227H247V225H246ZM143 228V229H144ZM153 228L156 230H153ZM168 228V227H167ZM169 228H168V230H169ZM198 228V227H197ZM200 228H203V227H201L200 226ZM208 228H209V226H208ZM219 227H217V229H218ZM19 229H20V227H19ZM22 229V228H21ZM173 229V230H174ZM192 229V228H191ZM190 228H189V231H191L192 233H196V231H194L193 229V231L191 230ZM195 229H196V227H195ZM210 229V228H209ZM227 229V228H226ZM244 229V228H243ZM249 229V228H248ZM255 229V228H254ZM26 230V229H25ZM26 230V231H27ZM119 230H122L121 231V233L123 232V230H124V236L121 234V238H122V236H123V238H122V241H121V243L122 244H117L118 242L116 241V240H118V236L116 235L117 233H118V231ZM159 230V231H158ZM168 230H167V232H168ZM187 230V229H186ZM197 230H199V229H197ZM202 230V229H201ZM213 230V229H212ZM230 230V229H229ZM228 230V231H229ZM151 231H153V232H155V234H153V235H155L156 236V238H154V236L153 235H151ZM158 231V233H160V234H158V233H156ZM171 231V230H170ZM189 231H188V234H189ZM200 231V230H199ZM206 231H208V230H206ZM205 231V232H206ZM219 231V230H218ZM224 231V230H223ZM240 231V230H239ZM22 232H24V231H22ZM22 232H21V234H22ZM152 232V233H153ZM166 232V233H167ZM198 232V231H197ZM204 232V233H205ZM210 232H211V230H210ZM214 232V231H213ZM215 232H216V230H215ZM215 232H214V234H215ZM222 232V231H221ZM235 232V231H234ZM242 232H244V231H242ZM162 233V234H161ZM191 233V234H192ZM195 233L194 234H192V235H195ZM203 233V234H204ZM208 233V232H207ZM217 233V232H216ZM223 233H225V232H223ZM238 233V232H237ZM119 234V233H118ZM158 234V235H157ZM206 234V233H205ZM209 234V233H208ZM227 234V233H226ZM229 234V233H228ZM232 234V233H231ZM234 234V233H233ZM232 234V235H233ZM242 234V233H241ZM248 234V233H247ZM151 235V236H150ZM163 235V236H162ZM191 235V236H192ZM196 235H197V233H196ZM198 235H199V232H198ZM198 235L196 236V237H198ZM215 235H217V234H215ZM222 235V234H221ZM232 235H230L231 237H230V239L234 236H232ZM255 235V234H254ZM120 236V235H119ZM153 236V237H152ZM166 236H168V233H167V235ZM187 237H189L188 235H186ZM191 236H190V238H191ZM222 236H224V235H222ZM228 236V235H227ZM117 237V238H116ZM161 237H163L162 239L164 240H162L161 239ZM186 239H184V238ZM195 237V236H194ZM193 237V238H194ZM200 237H201V235H200ZM204 237H206V236H202V238H204ZM214 237V236H213ZM221 237V236H220ZM225 237H226V235H225ZM224 237V238H225ZM234 237H236V236H234ZM240 237H242V236H240ZM239 237V238H240ZM244 237V239H245V236H243ZM256 237V236H255ZM5 240H6V237H3ZM2 238V239H3ZM193 238H191V239H193ZM199 238V237H198ZM201 238V239H202ZM209 238H210V236H209ZM228 238V237H227ZM248 238V237H247ZM253 238V237H252ZM251 238V239H252ZM205 239V238H204ZM222 239V238H221ZM221 239H219V240H221ZM250 239V240H251ZM110 240V241H109ZM173 240H174V238H173ZM185 240V241H184ZM189 240V239H188ZM205 240H210V239H205ZM214 240V239H213ZM224 240H226V239H224ZM235 240V238L232 240V241H234ZM243 240V239H242ZM250 240H248V241H250ZM255 240V239H254ZM110 243H109V242ZM119 241V240H118ZM163 241V242H162ZM191 240H189V242H190ZM202 241V240H201ZM204 241V240H203ZM227 241V240H226ZM252 241V243L251 244H253V240H251ZM258 241H259V239H258ZM111 242H112V246H110L109 244H111ZM169 242V241H168ZM188 242V241H187ZM193 242H194V240H193ZM198 242H199V240H198ZM215 242H217V241H215ZM244 242V241H243ZM262 242V241H261ZM261 242H259V243H261ZM108 245H107V244ZM163 244L164 246H162V247H164L165 249H162V247L160 246V244ZM195 244H196V242H194ZM203 243H205V242H203ZM213 243V242H212ZM211 243V244H212ZM220 243V242H219ZM222 243V242H221ZM224 243V242H223ZM227 243H229V242H227ZM226 243V244H227ZM232 243H234V242H232ZM232 243H231V246H232ZM235 243H236V241H235ZM238 243H239V241H238ZM240 243H242V242H240ZM247 243V242H246ZM250 243V242H249ZM258 243V244H259ZM209 244V243H208ZM210 244V245H211ZM225 244V243H224ZM226 244H225V246H226ZM244 244H245V242H244ZM262 244V243H261ZM263 244H264V242H263ZM118 245H120V248H118L119 246ZM214 245V244H213ZM213 245H211V246H213ZM216 245V244H215ZM220 245H222V244H220ZM247 245V244H246ZM254 245V244H253ZM255 245H257V243L255 242ZM254 245V247H257V249H259L260 247H258L259 245H257V246H255ZM155 246H158V248H159V250H156V251H154L156 248H155ZM200 246V245H199ZM218 246V245H217ZM216 246V247H217ZM229 246V245H228ZM228 246H226V247H228ZM231 246L229 247L230 248V250L232 251V249H231ZM237 246V245H236ZM241 246V245H240ZM240 246H238V247H240ZM245 246V245H244ZM244 246H242V249H245V247ZM249 246V245H248ZM247 246V247H248ZM252 246V245H251ZM261 246V245H260ZM152 247V248H151ZM155 249H154V248ZM187 247V246H186ZM192 247V246H191ZM195 247H198L197 245L195 246ZM194 247V248H195ZM204 247V246H203ZM210 247V246H209ZM215 247V246H214ZM215 247V248H216ZM237 247V248H238ZM244 247V248H243ZM199 249L201 248L202 249V247H198ZM224 248V247H223ZM222 248V249H223ZM262 248V247H261ZM7 249V248H6ZM154 249V250H153ZM184 249H185V251H184ZM190 249V248H189ZM188 249V250H189ZM192 249H193V247H192ZM198 249V250H199ZM225 249V248H224ZM223 249V250H224ZM254 249V248H253ZM253 249H251V250H253ZM256 249V250H257ZM198 250H196V251H198ZM211 250H212V248H211ZM229 250V249H228ZM234 250V249H233ZM246 250V249H245ZM255 250V249H254ZM5 251H7V250H5ZM202 251V250H201ZM217 251V250H216ZM219 251H221V250H219ZM225 251H226V249H225ZM236 251H238V250H236ZM260 251V250H259ZM233 252V251H232ZM261 252V251H260ZM200 253V252H199ZM198 253V254H199ZM219 253V254H218ZM220 253H224V254H226V255H221ZM255 252H253V254H254ZM262 253V252H261ZM203 254V253H202ZM237 254H238V256H237ZM256 255V256H255ZM259 256H261L260 255V253L258 254ZM256 259V262L258 261V259H260V258H258L257 259V253H255L254 255H253ZM258 256V257H259ZM250 257H252V259H250ZM262 257V256H261ZM206 260H204V261H206ZM249 260H252V261H249ZM235 261V262H234ZM261 261H262V258H261ZM264 261V260H263ZM255 262V263H256ZM206 263V262H205ZM259 262H257L256 264H258ZM1 264V263H0ZM203 264H204V262H203ZM263 264H264V262H263Z\"/></svg>", "mask_w": 264, "mask_h": 264}, {"label": "rangeland", "instance_id": "2", "mask_svg": "<svg viewBox=\"0 0 264 264\" xmlns=\"http://www.w3.org/2000/svg\"><path fill=\"white\" fill-rule=\"evenodd\" d=\"M80 1H81V0H80ZM80 1H79V5H80V4L82 5V4L84 3V2H83L84 0H82L83 3H81ZM92 1H95V3L97 2L95 5H99V6H100V4H101L102 2H104V3H102L103 6H104V5H105V6H106V5L108 6L109 3L111 4L110 7L108 6V7L110 8V11H108L109 13H107L106 11H102V12H101V10L103 9V6H102V5L100 6L102 9L98 6L99 9H100V10H99L97 6L94 5V6H95V7H94V6L92 5L93 2H91V1H89V0L86 2V0H85V4H88V2H89V3L91 2L92 4L89 5V6H91L93 9H96V8H97V9H98V12H99V11L101 12V13H100L101 16H103L104 14H105V16H106V13H107V17H108V18L110 17V18H109V19L106 18V20H107V24H106V25H108V23H109V24L111 23V24H110V27H111V28L108 27L109 25H108V26L105 25L107 28H106L105 26L102 27L101 24H105L106 22L104 21V19H102L103 17L101 18V16H99L100 14H99V15L97 14L98 17L100 18V19H99V18H96V17L93 15V14H94L93 12H90V13L88 14V17H89L90 14L93 13V14H92V15H93V18H94V17L96 18V19L94 18V21H93V20H90V19H89L90 17L88 18L86 15H87V13L90 11V9H92V8H90V7L88 6V9H85V7H87V6L84 7L85 4H83V5L80 6V7H81L83 10H84V9L87 10V11L89 10L88 12H87V11L85 12V11H83L80 7L77 6L78 2H77V3H74V6L78 7V8L80 9L79 11H83V12H81V14H80V12L78 13V11L74 13V11H75L76 8H75V9H70V8H69L71 11H69L67 8H65L66 10L69 11V12L67 11V12H68V15H67L66 17H69V14L72 13V10H74L72 14H73V15L76 14V16H75V15H74V16L72 15V16L74 17L75 20H73V17L71 18V16H70V18L76 23V24L74 23V25H76V27H78L79 29L81 28V29H80L81 31H84V30L87 28L86 32H87V34L89 33V34H88V35H89V39H90V37H91L90 34L93 36V38L91 37V39H94V37L96 38V39H94L95 41L91 40V42H92V41L94 42L95 45H93V46H96L97 44H99V47L101 46V47H100V48H101V52H102L101 54H103V55H101V58H102L101 60L104 59L103 61H106L105 59H107V60L110 59V60L112 61V60H114V58L116 57V58H118L119 62H118L117 59H116L115 61H117V62L119 63V65L121 66V69H126V70H127V68H128L129 65L131 66V63H132V66H133V67L131 66V68H133V70L129 67V70L132 72V74H131V72H129V70H127V72H126V70H122V71H121V69L118 68L119 66H118V67L115 66V65H118V63H117V64H114V63H116V62H113V61H112V62H113L112 65L114 64V66L116 67V71L119 69V70L122 72L121 74H124V73L126 74V73H127L126 75L124 74V75L120 76V75H121V74L119 73L120 71H119V72H118V71H117V72L114 71V72L116 73L115 75L118 76V74H120V75H119V80H120L119 82L121 83V85H120V83H117L118 86H115V87H118V88H119V87H120V88L124 87L123 84H125V83H124L125 81H124L123 79H125V80H127V81H128V79H133V80H134V82H132L133 80H129V81L131 82V85H132V86L129 84V83H130L129 81H128V83L125 84V87H126V85L128 86V84H129V87L131 88V91H128L129 87H126V89H121V90H126V91H121L122 94H125V97H124V95L121 97L123 100H122L121 98H119V99H121V101L124 102V103H122V105H121L120 107H123V105L126 107V106H128V104H129V106L131 105V107H132L133 102H134V101L137 102L135 99L138 100V98H139V97L137 96V94L140 95V94L138 93V91H140V90H142V89H143V93L140 91L142 94H144V93L146 92V93H148V95H150V96L153 98V99H152L150 96H149V98H148V95H147V94H146L147 97H146V95L143 97V95L141 94L140 97L145 98V99L141 98V99H142V100H141V103H142L143 107L141 106V104H140V102H139V104L137 103V104H134V105H133V108L135 107V105H137V106H136L137 108H134L135 111L133 110V108H130L129 106H128L129 108H128V107H126V108L123 107V108H120V110H119V111H122V110H123V111L121 112L122 114L120 113V114H121V115H120V117H121L120 119L122 120L121 122H123L121 125H122L123 127H126V126L129 124V127L132 129V128L134 127V125H135L136 127H134L135 129L133 130V132H135V130H136L137 134L142 130V128H143V130L146 129V130H149V131H148V132L145 131V134H144V135H142L144 132H143V133L141 132L142 134L139 133V135H138L137 137H140V138H137V137H136L137 134H135V133H134L135 135H134L133 133H132V134H133L136 138H135L132 134H131V136H130V134H128L129 136H126V135H125L126 137H124V138H126V139H125V140H122V142H121V143H123V145H122V150H123V152H122V153H123V154H122V160H123V163H120V165L122 164V166H120V168L123 169V170H121V169H120V170H121V172L123 173V176H121L122 174H121V175L118 174L119 176L117 177V181H115L116 179H115L114 176H113L114 178L112 177L113 173L110 172V166L107 165V164H110V162H111V160L109 159V157L111 158V156H109V155H112V154H110V153H112V152H111L112 150L110 151V149H112V141H111V143L109 142L110 149H108L109 146H106V147H105V144L108 143V142H106V141L111 140L109 130H110V128L112 127V126H111L112 124H110V123H112V120H111V119H112V116H111V119H110V114H112V113H110L109 110H110L111 108L114 107V104H116V103H114L115 101L112 100V99H113L112 95H113L114 97H116V98H114V99H115V100H118V102H119V103L117 104V106H119V104H120V100L118 99V97H117V95H116L119 91H115V90H117V88L114 89V93H115V92H117V93H116V94H111V96H110L111 99L109 98V102L107 101V100H108V97L106 98V103L108 102V103H107V107H108V109L111 107V108L108 110V111H109V112H108L109 114L107 115V118H106V120H108V122L106 121V122H107L106 124L109 125L110 128L106 125V127H108V129L106 128V131H107V132H106V136H105V138H106L107 140L105 141L106 143L104 144L103 147H105V148L107 149V154H108V155L105 154V153H106V150H104L105 153H104V151H102V150H103V149H102L103 147H101L102 145L99 146V144L97 145L94 141H93V142L95 143L94 146L97 145V147H95V148L100 149V150L102 151V154L104 153L103 155H106V156H107V157L105 156L107 159H106L104 156H103V158H104V160H106L105 162H107V161H108V162L105 163V164H103L104 166L101 165V166H103V167H101V166H100V167L103 168V171H105L106 174H108L107 172H109V174L111 173V174H110V177H111V178L109 177V174H108L107 177H106L107 179H105V177L102 178L103 181H106V182H104V183H105V185H106V187H107V190H108V191L106 192V203H107V208H108V212H109V214L112 213L111 215H113V218H114V219H115V218L118 219V216H120V215H119L120 212H119L118 214H117V213H114V208H113V207L115 206V204H117L116 202L119 201L118 204H119V210L121 211V217H119L118 221L120 220V222H121V223H120V228H122V225H121L122 222H123V225H124V223H125L127 220H129V221L131 220V224H130V225H132V223L138 222V221H135V220L140 219V217H142V216H147V214H148V215H149L148 218H151V217H153L155 214H157L158 211L161 212V213H160L161 215H162L163 213H165V214H163V215H165V217H164L163 215H162V216H163L164 219H165V218H166V219L168 218V222L171 220L170 223H175V224H177L178 221L180 220V218H179L180 215H181L180 212H182V210H184V209H180V207L183 208V205H180V206L178 205V204H180V203H179L180 201H179L178 203H176V202H177L176 199H177L178 196L176 197V196L174 195L175 192H174V194H173V192H171L172 190L169 191V189H168V187H167V185H168V180L166 181V180L164 179V180L166 181V182H165V181H163V179H162V180L160 179V178H163V177H164V175H163V177L161 176L164 172L161 174L159 170L162 171L163 167L166 168V166H167V168H168V167L171 168V167L173 166V169H174V167H175L174 164H175V165L177 166V167H176V170H177V169H178V170L181 169V170H180V176H182V175H181L182 172H184L185 174H188V172H186V171H190L191 169H194V170H195V169H198L199 171L196 170V172H191V173H193V174L195 173V174H196V177L199 176V175H198L199 173H201V176H202V177L205 176V177H204V178H202L201 176H200V178L197 177L198 180L200 179V182H202V184H201V185H200V184H196L197 187H194V188H197V189H198V188H199L198 185L200 186V188H202V187H203V188H202V189L199 188L200 190H197L196 192H195V190H194V188H193V186H192L193 184H192L191 182H189V181H192V180H190V178H192V176H191V177H190V175H186V176H185V174L183 173L182 178L180 177V178L182 179V181H179V180H181V179L179 178V180H178V177H179V176H177L178 174L175 175V173H177L178 171H176L175 173H174L175 170L172 171V172L174 173V175L177 176V177H174V176H173V177H174V180H175V178H176V180L179 181V182H177V181L175 180V181L177 182V183L175 182V183L177 184V185H175V187L178 186V185H179V187L181 186L180 188H182V186L184 187V189L182 188L181 191H179V192H181L180 194H182V192L184 191L183 195L180 196V195L177 194V193H176V195H179V196L182 197V198H183V196H184V197H185V196L187 197V200H186V201H184L186 198H185V199H182V201L185 202V203H184V204H185V205H184V206H185V210H184L182 213H185V211H186V213H185V215H183V216H185L184 219L182 218L181 220H182V221L185 220L184 222L187 224V226H188L190 229L192 228L194 231H196L197 235H198V232H199V235H198L199 238H198V237H196L197 235H196L195 232H194L195 235H192V234H194V233H192L191 231H189V228H186L187 230L184 229L185 226H186V224H185V226H182V224H181V226L183 227V233H184L185 231H186L185 233H187V234H185V236H184L187 240L183 237V238L186 240V241L184 240V241H185L184 244L186 243V245L184 246L185 249L188 248V246H189V248H190V249L188 248L189 250H188V249L186 250L187 254H188V255H191L192 253L196 254L195 252H197L196 255L199 256V255L201 254L202 257H204V256H207L206 254H207L208 251L210 252V251H213V249H214L216 253H217V252H224V253L226 252V253H230L231 255H235L236 252L239 254V251H240V248H241V252H240V253L247 252V251L249 252V250H250L249 253H252L251 256L254 258V259H253L254 264H256L257 262H259L258 264H263V262H264V261H263V260H264V244H263V242H264V214H262V213H264V195H263V194H264V170H262V169H264V142H263V141H264V125H263V124H264V104H263V103H264V88H263V87H264V84H263V83H264V79H263V78H264V76H263V75H264V72L262 73V70L264 71V64H263V63H264V57H263L264 53H262V52H264V49H262V47H264V43H263V41H264V39H263V38H264V31H263V30H264V28H263V27H264V26H263V24H264V20H261V19H264V16H261L260 14L262 13V14L264 15V9H262V8H264V0H245V1H244V0H241L242 3H243L244 5H243L242 3H240V0H235L236 2L239 1L240 4H239V3H235L234 0H231V2H230V0H228L229 2H227V3H225L226 0H222L223 2H222L221 0H218V1L215 0V2H214V0H210V1H209V0H206V1H205V0H202L204 3H206V2L208 3V2H209V3H208V4H210V5H208L209 8L206 6L207 3L204 4L201 0H200V1L202 2V4H201V2L198 1V0H197V1H196V0H195V1H194V0H193V1L191 0V1H190V0H189L190 2H189L188 0H186L185 3L188 4V2H189V3L192 5V6H191L192 9L189 7L190 4H189V5H184V4H183V1H184V0L182 1V4H183L185 7H184V8L181 7V8H178V9H177L176 7H178L179 5L182 6L180 0L177 1V2H176V0H175V2H174L173 0H150L149 4H148V0H147V1H144V0H143V3L146 4V2H147V4H146V5H147V6H146L147 8H145V7L143 6L144 4H143L141 1L138 0V1L140 2V4L142 3V4H141V7L139 6V8H141V9H140L141 11H140L139 8L137 7V6L139 5V2H138V1H134V0H133V2H132V0H127V1L124 0V2H123V0H122V1H121V0H112V1H114V2L117 1V2H116L117 4L114 3V2H112L111 0H108V1H106V0H97V1H96V0H92ZM98 1H99L100 4L98 3ZM105 1H106V3H105ZM119 1H121V2H119ZM128 1H131L132 4H131V2H130V4H129ZM155 1H156V3H155ZM161 1H162V2H161ZM172 1H173L174 3H173ZM187 1H188V2H187ZM211 1L214 2L216 5H215L214 3H212ZM246 1H247V2H246ZM250 1H252V2H250ZM111 2H112V3H111ZM127 2H128L129 5L125 4V3H127ZM134 2L137 4L136 8H135V5H136V4H134ZM137 2H138V3H137ZM167 2H168V5H167ZM169 2H172V3L169 4ZM179 2H180V4H179ZM191 2H192V3H191ZM194 2H195V3H194ZM198 2H200V3L198 4ZM232 2H233V4L235 5V7H234V5L232 4ZM248 2H249V3H248ZM255 2L258 3V4H257L258 6L256 5ZM260 2H261V3H260ZM262 2H263V5H262ZM120 3H124L125 6H124L123 4H121V5H123V6H121ZM151 3H152V4H151ZM153 3L155 4V6H154ZM160 3H162V4H160ZM164 3H166V6H165ZM176 3H178L179 5L177 6ZM193 3H194V4H193ZM196 3H197L198 5L194 6ZM218 3H219V4H218ZM221 3L224 4V5H222ZM228 3H231V4L233 5V7L230 6L231 4H228ZM246 3H247V4H246ZM252 3H253V4H252ZM112 4H115V6H113ZM172 4H173V5H172ZM203 4H204V5H203ZM237 4L240 5V8H239V5H238V7H237ZM241 4H242L244 7L241 6ZM249 4H251L250 9H251L253 6H254L255 8L253 7V8L250 10V9L248 8V7H249ZM117 5H118V6H117ZM119 5L121 6V8L119 7ZM130 5H131V6H132V5L134 6V7L132 6V8H131L132 10L134 9L135 11H138L137 13H135V11H134V14H137V15H136L137 18H136L134 15L132 16V15H131V14H133L132 10H131L130 8H127V7H126V6L131 7ZM148 5H149V6H148ZM162 5H163V7H162ZM201 5H202V7L205 6L204 9L201 7ZM212 5H215V6L213 7ZM219 5H220V8H218ZM227 5H229V6L231 7L232 10H231V9L229 8V6H227ZM68 6H69V5H68ZM68 6H67V7H68ZM70 6H71V5H70ZM74 6H71V7H74ZM112 6H113L114 8H113ZM151 6H152V8H151ZM156 6H157V8H156ZM160 6H161V9H160ZM175 6H176V7H175ZM187 6H188V7H187ZM193 6H194V7H193ZM198 6H200V8H201L202 10L199 9ZM211 6H212V7H211ZM216 6H218V7L216 8ZM222 6H223V7H222ZM225 6H226L228 9H227ZM246 6H247V7H246ZM256 6L259 7V8H258V9H259L258 11L261 12L260 14H259V12L257 11V9H256L257 7H256ZM261 6H262V7H261ZM83 7H84V8H83ZM118 7H119L120 9H122V10H121L122 12L119 10ZM123 7H124V8H123ZM179 7H180V6H179ZM196 7H197L199 10H198ZM210 7H211V10L213 9L212 11H211V10H209V11L207 10V8L210 9ZM221 7H222V10H220ZM224 7H225V8H224ZM245 7L248 8L249 12H248V10H247ZM105 8H106V7H105ZM105 8H104V10H105ZM111 8H112V9H115L116 11H115V10L112 11ZM144 8H145L146 10H144ZM149 8H151V12H150ZM153 8H154V9H153ZM164 8H166V9H164ZM171 8H173V11H175V12H173V11L171 10ZM182 8H183V9H186V11L183 10ZM187 8H188V10H189L190 13L188 12ZM189 8H190L191 10H194V9H195V10H198V11H202L203 14H201V15H200L201 17H200V16H199V13H201V12H198V11H195V10H194V12H196V14L198 13V17H199L201 20H200L198 17L193 16L195 13H194L193 11H191ZM235 8H237V9H235ZM65 9H64V13H67V12H65ZM93 9H92V10H93ZM106 9H108V8H106ZM128 9H129V10H128ZM147 9H148V11H147ZM155 9H157V10H155ZM162 9H163V10H167V9H168V10L171 12V16H172V18H171V16H170V12L168 13V11H166V13H168V15H166V14H165V11H163ZM175 9H176V10H175ZM181 9H182V10H181ZM214 9H216L217 11L219 10L218 13H217V11L214 10ZM224 9H225V10H224ZM229 9H230L231 11L234 10L233 13H231V11H229V12L231 13V16H232V14H233L234 16H232V17H238V19H240V21L244 20V19H245L244 17L246 16V19H247V20L245 19V21H242V22H243V24H244V23H246V21H248V22L246 23V24H248V26H247V25H246V26L249 27V28L252 29V30L250 31L248 28L246 29V28H245L246 26H244V25L242 24V22H240L237 18H235V19H237V20L240 22V25H242V26L239 25V22H238L237 20H236V22H237V26H236V25H235V24H236L235 21H234V23H235V24H234V23L232 22V19H233V18L230 16V13L227 11V10H229ZM238 9H240L241 11H238ZM253 9L256 10V12H255ZM76 10H77V9H76ZM92 10H91V11H92ZM125 10H127V12H126ZM154 10H155V12H157V13H155ZM205 10H207V12H206ZM235 10H237L236 13H235ZM242 10H244V13H240V14H239V12H242ZM252 10H253V11H252ZM260 10H262V11H260ZM114 11L116 12V14H115ZM118 11H119L121 14H120V13L118 14ZM139 11H140V14H138ZM143 11H145V12H143ZM146 11H147L149 14L151 13V14H150V15H151V16H150L151 19H149L150 17H149V15H148V13H146ZM152 11H153V12H152ZM182 11H183V12H182ZM184 11H185V13H184ZM210 11H211V14L209 15ZM213 11H215V12H214L215 14L213 13ZM223 11H224V13H222ZM225 11L228 12V13H226ZM250 11H252V12H250ZM62 12H63V11H62ZM103 12H104V13H103ZM105 12H106V13H105ZM110 12H111L112 14H111ZM129 12H130V13H129ZM131 12H132V13H131ZM172 12H173V13H172ZM177 12H178V13H177ZM179 12H181L182 14H184V16L186 15V13H189V14H188L187 16H185V17L188 18V17L190 16V17H192V18L189 17L190 19L188 18V22H187V19H186L184 16H182L181 13H180L181 15H179ZM191 12H192V14L194 13L192 16L190 15ZM204 12H206V14H204ZM253 12H254V14H253ZM64 13H63V14H64ZM83 13L86 14V15H84ZM113 13H114V14H113ZM122 13H124V14H122ZM125 13H127V14L129 13V14H128V15H127V14L125 15ZM143 13H144V14H143ZM153 13H154V14H153ZM174 13H175V17H176V15L178 14L176 18H173ZM237 13H238V14H237ZM245 13H247V14L250 13V15H251L252 17H251L250 15H248V17H249V16L251 17V18H250V17L248 18L247 15H245ZM257 13H258V14H257ZM78 14H79V15H78ZM142 14H143L144 16H143ZM152 14H153V15H152ZM155 14H156V15H155ZM162 14H164V15H162ZM196 14H195V15H196ZM216 14H217V15H216ZM220 14H221V15H220ZM222 14H223V15H222ZM243 14H244V15H243ZM255 14H256V15H255ZM64 15H66V14H64ZM83 15L86 17L85 19L82 18ZM109 15H110V16H109ZM116 15H117V17H116ZM129 15H130V16H129ZM212 15H214V17L217 16V17H215L216 19H217V18L222 19V17H223L224 15H226V16H225L226 18L223 17L222 20H218V19H217V20H218V21H217ZM218 15H219V16H218ZM228 15H229V17H228V19H227V16H228ZM242 15H243V16H242ZM77 16H78V17H77ZM79 16H80V17H79ZM90 16H91V15H90ZM105 16H104V18H105ZM118 16H121V17L118 18ZM126 16H127V17H126ZM138 16H140L142 19H140ZM153 16H154V17H153ZM162 16H163V17H162ZM164 16L166 17V19H167V17H168V18L170 17V19H169V20H171V24H170V26H172V29H173V30H172L171 28H169V27L167 28V26H169V23L167 24V21H168V22H170V21H169V20H166ZM178 16H179V17H178ZM180 16H182V17L180 18ZM196 16H197V15H196ZM204 16H205L206 18H205ZM207 16H209V17L211 16L212 19L207 18ZM239 16H241V17H239ZM253 16H257V17H254V18H256V19H253ZM259 16H261V17H259ZM66 17H65V18H66ZM122 17H124V18L126 17L125 20H126L127 22H130V21H131V22H130V23H126L125 20H123ZM129 17H130V19H129ZM131 17H133L134 20H132L133 18L131 19ZM144 17H145V18H144ZM161 17H162V18H161ZM193 17H194V19H193ZM230 17H231V20H229ZM262 17H263V18H262ZM77 18H79V19H77ZM81 18H82V19H81ZM93 18H92V19H93ZM112 18H114V19H112ZM117 18H118V19H117ZM127 18H128V19H127ZM135 18H136V19H135ZM138 18H139V19H138ZM143 18H144L145 20H144ZM146 18H147V21H148V22L145 23V24H143V22L146 21ZM163 18H164V19H163ZM177 18H178V21H179V18H180V20H181V19L183 20V18H185L186 20L184 19L185 21H179V22L177 23V22H176V21H177ZM203 18H205V19H204V22H205V23L203 22L204 24H202ZM213 18H214V21L216 20L215 23H214V21H213ZM241 18H244V19H241ZM257 18H258V19H257ZM67 19H69V18H67ZM67 19H66V20H67ZM71 19H70V20H71ZM98 19H99V21L102 19L104 22L101 20L102 23L100 24V22H98V23H96V26H98V25L100 24L99 26H101L104 30H105V28H106V31H107V32L111 31V33L109 32L108 36H106V35H105V34H106L105 31L102 30L101 33H102V34L105 33V34H104V37L101 38L102 41H103V39L106 37L105 40H104L103 42H102V41L100 42V40H99V38H100L99 35L102 36V34L99 33L100 31H99L98 33L92 32V29L96 27V26H95V27L93 26V25H95V20H98ZM120 19H121V20H120ZM153 19H154V20H153ZM172 19H173V20H172ZM198 19H199V20H198ZM206 19H208V20H206ZM209 19H210V20H209ZM225 19H226L227 21H228V20H229V21L227 22V21H225ZM235 19H234V20H235ZM248 19H249V20H248ZM250 19L252 20V21H251L252 24H251V22H250V24H251L252 26H253L254 24L258 25L259 29H258V27H257L256 25H254V27H252V26L249 24ZM72 20H71V21H72ZM77 20H78V21H77ZM79 20H80V21H79ZM81 20H82V21H81ZM116 20H118V22H117ZM135 20H137V21L135 22ZM140 20H141V22H142V20H143V22H142L141 24H140V22H139ZM150 20H151V21H150ZM162 20H165V23H166V24H164V21H163V23H162ZM175 20H176V21H175ZM190 20H192L191 26H190V22H191ZM193 20H194L195 22H194ZM205 20H206V21H205ZM211 20H212V21H211ZM254 20H255V21H254ZM84 21H85V22H84ZM86 21H87V22H86ZM91 21H93L94 23L91 22ZM111 21H112V22H111ZM113 21H116V22H114V24H113ZM119 21H121V22H119ZM132 21H133V22H132ZM152 21H153V22H152ZM172 21H173V23H172ZM198 21H201V22H198ZM207 21H208V23H207ZM219 21H220V22H221V21H223V22L225 21L224 25H223V22H221V24H218V23H220ZM253 21H254V22H253ZM258 21H259L261 24H260ZM262 21H263V23H262ZM82 22H83V23H82ZM89 22L93 23V25H91V23H89ZM96 22H97V21H96ZM155 22H156V23H155ZM160 22H161V23H160ZM175 22H176V23H175ZM186 22H187V23H186ZM211 22H212L214 25L216 24L217 26L213 28L214 25H213ZM231 22L234 24L235 27H238V26L243 27V26H244L242 30H245V29H246L244 32H246L247 30H249L251 33L248 34V32H246V33L248 34V36H247V34H246V33L244 34V32L241 30V33H239V32H237V33H238V34H241V36H243V37L238 36V34L235 33V32H236V31H235L236 28L233 27V30H232V27H231V24H232V23H231ZM257 22H258V23H257ZM78 23H79V24H78ZM80 23H82L83 25L85 24L84 27H83V25H81ZM87 23H89V24H87ZM115 23H116V24H115ZM119 23H120V24L122 23L123 25H122V24L120 25ZM125 23H126V24H125ZM131 23H132V26H133L134 23H135L136 27H135V25H134L133 27L130 26L131 30H130V28L127 29V26H128L127 24H131ZM149 23H151V25H150ZM154 23H155V25L152 26V24H154ZM180 23H181V24H180ZM182 23H183V24H182ZM185 23H186V25H189V26H187L188 28H187L186 26H185V28H186V29H190V32H191V31L196 32V29H197V28H198L199 30H201L200 33H197V32H196L197 35L195 34L196 36H198V34H199V38L197 37L196 40H195V42L198 43V41H199L200 46L202 45L201 47H200L199 45L197 46V44H196L195 42H193L192 39H195V38H194L195 36L193 37V35H194L193 32H191V33H192V34H191V33L189 32V30H188V32H186L187 30L183 28V27H184L183 25H185ZM194 23H195V26H196L198 23H200L201 25L198 24V26H199L200 28H199V27H196V28H195V26H194L195 29H193V26H192V25H194ZM206 23H207L208 25H207ZM229 23H230V25H229ZM71 24H73V22H72ZM86 24H87L89 27H90V25H91V29L88 30L89 27H88ZM97 24H98V25H97ZM117 24H118V25H117ZM124 24L127 25L126 28H125L126 30H125V29H122V28L124 27ZM137 24H138V26H137ZM139 24L141 25V29L144 28V29H143V33H144V35H143V33H142V30H141V31L138 30V28H139ZM147 24H148V25H147ZM160 24H162V25H160ZM178 24H179V25H178ZM210 24H211V25H210ZM225 24L228 25V26H226ZM74 25H73V26H74ZM78 25H79V26H78ZM111 25H112V26H111ZM145 25H147L146 27H149V28L144 27ZM149 25H150V26H149ZM159 25H160V26H159ZM163 25H164V26L167 25V26L165 27V29H169V31L172 30V31H170V32H173V33H174L175 31L178 32L177 30L180 29L179 32L177 33L178 35H177V34L174 35V34L172 33L173 35L170 34V36L172 35V37L170 38V36H169V39L167 38L169 41H161V40H165V39H166V38H164V37H167V36H165L164 33H163V32H165V29L163 28ZM175 25H176V26L178 25L179 28H178V26H177V28H176ZM180 25H181V27H180ZM202 25H203V28L201 27ZM205 25H206V26H205ZM249 25H250L251 27H250ZM85 26H86V27H85ZM92 26H93V27H92ZM99 26H98V28H101V27H99ZM116 26H117V27H116ZM121 26H122V27H121ZM157 26H159V28H158ZM161 26H162V27H161ZM204 26H205V27H204ZM209 26H210V27L212 26V28L210 29ZM218 26H219L221 29H220V28H217ZM229 26H230V28H229ZM255 26H256L257 28H256ZM261 26H262V28H261ZM118 27H119V28H118ZM128 27H129V26H128ZM150 27H151V28H150ZM153 27H154L155 30L152 29ZM160 27L163 28L164 30H163V29H160ZM190 27H192V29H191ZM223 27H225V28H224V32L227 31V33H225V35L228 36V37H226V36L223 37V36H224V32L222 31V30H223ZM226 27H227V28H226ZM83 28H84V29H83ZM109 28H110V30H109ZM133 28H135V29H134L135 32H134V30H132ZM136 28H137V29H136ZM182 28H183V29H182ZM234 28H235V29H234ZM244 28H245V29H244ZM76 29H77V28H76ZM96 29H97V27H96ZM96 29H95V30L93 29V30L97 32ZM107 29H108V30H107ZM116 29H119V30H117L119 34H120L122 31H124V32H122V33L119 35L117 32H115ZM139 29H140V28H139ZM146 29H147V30H146ZM148 29H149V32H148ZM151 29H152V30H151ZM174 29H177V30H174ZM181 29H182V31H183V30H186V31L183 33V32L181 31ZM204 29H206L207 32H208L209 29H210L212 32L215 31L216 33L214 32V34H213L211 31L208 32V33H210V34H209V36H208V38H207L206 36L208 35V33H207V35H206V31H205ZM218 29H220V32H219ZM229 29H230V31H232V32L228 31ZM253 29H254V32H253ZM77 30H78V29H77ZM80 30H79V31H80ZM99 30H100V29H99ZM114 30H115V31H114ZM128 30H130V31L128 32ZM144 30H146L148 33L144 32ZM158 30H160V31L163 30V31L160 32V31H158ZM199 30H197V31H199ZM203 30H204V31H203ZM239 30H240V29H239V27H238V28H237V31H239ZM257 30H258V32H257ZM260 30H261V32H263V34L260 32ZM89 31H91V33H90ZM103 31H104V32H103ZM120 31H121V32H120ZM125 31H127L128 33L126 32V34H124ZM131 31H132V33H131ZM139 31H140L141 33H140ZM151 31H152V32H151ZM153 31H154V32H153ZM156 31H158V32H156ZM166 31L168 32V30H166ZM180 31H181V32H180ZM234 31H235V32H234ZM112 32L115 33V34H113ZM150 32H151V33H150ZM170 32H169V33H170ZM176 32H175V33H176ZM203 32H204V36L206 35L205 38H203L204 36H203V34H201V33H203ZM222 32H223V33H222ZM229 32H230V33H229ZM233 32H234L235 34H237L238 37H237V36H234V37H236L237 39H236V38L233 39L234 37L231 36V35H235V34H232ZM242 32H243V33H242ZM116 33H117V35H116ZM129 33H130V35H128ZM134 33H135V34H134ZM138 33H139V34H138ZM152 33H153V36H152ZM156 33H157V34H156ZM158 33H159V34H158ZM161 33H162V35H161ZM181 33H183L184 35L181 34ZM187 33H188V34H187ZM218 33H219V35H217ZM220 33H222V35H221ZM256 33H257V34H256ZM258 33H261L262 35H261V34L259 35ZM93 34H94V35H93ZM95 34H96V35H95ZM97 34H98V35H97ZM111 34H113L114 39L112 38V35H111ZM141 34H142V36H144L145 38H144V37H141ZM145 34H146V35H145ZM147 34H148V35L150 34L152 37H151L150 35H149V37H148ZM165 34H168V33L165 32ZM190 34H191V35H190ZM212 34H213V35H212ZM228 34H229V35H228ZM242 34H244L246 37H245L244 35H242ZM250 34H251V35H250ZM253 34H254V35H253ZM110 35H111V37H110ZM118 35H119L121 38H120V37L118 38ZM121 35H122V36H121ZM125 35H127V36H129V37L132 36V37H131V38H129V37H127V36H126V37H123V36H125ZM135 35H138L139 38H138V36H135ZM154 35H155V37H157V39L154 38ZM160 35H161V36H160ZM181 35H183V36H181ZM185 35H186V36L188 35L189 37H190V36L193 37V38H189V37H187L189 40H188V39L185 40L186 42L188 41V42H187V43H188V47L185 46L186 48H184V45H185L186 42L183 40V38L186 39V38H185V37H186ZM214 35H215V36H214ZM258 35H259V36H262L263 38L259 37ZM96 36H98V39H97ZM115 36H116V38H115ZM134 36H135L136 38H135ZM146 36H147V37H146ZM162 36H164V37H162ZM173 36H175V37L178 36V38H177V39H176V38L174 39ZM179 36H181L182 38H179ZM201 36H202V37H201ZM216 36H217V38H216ZM219 36H220V40H223V39L225 38V39L223 40V42L226 40L224 43L227 42V44H225V45L222 44L221 41L219 40ZM221 36L223 37V39H222ZM229 36H230V37H229ZM249 36H250V37H249ZM257 36L259 37V39H258V38H255V37H257ZM108 37H110V38H108ZM122 37H123L124 39H123ZM158 37H159V38H158ZM160 37H162V38L160 39ZM231 37H233L232 40L230 39ZM247 37L250 38V39L248 38L249 41H247V39H243V38H247ZM251 37H252V38H251ZM107 38H108V39H107ZM125 38H126V39L129 38V41H130V42H131L130 39H132V42H131V43H130V42L128 41V39H127L128 47H127L126 39H125ZM137 38H138V39H137ZM143 38L146 39L147 41L144 40ZM153 38H154V39H153ZM163 38H164V39H163ZM172 38H173L175 41H177V42H180V41H178L179 39H180V40H183V41H182V43L184 42L183 45H182L181 42L179 43V44H181L180 46L183 47V48L179 47V51L182 49L181 52H179L178 49H177L178 46H179V44H178L177 42H174V40H173ZM201 38H203V40H202ZM209 38H211V39L209 40ZM214 38H216V40H215ZM254 38H255V40H254ZM260 38H261V40H260ZM110 39H113V40H110ZM117 39H119L121 42L119 41L120 43H118V42H117V41H118ZM139 39H143V40H141V41H143V42H141ZM148 39H150V40H149L150 42L148 41ZM159 39H160V40H159ZM167 39H166V40H167ZM170 39H171V40H170ZM197 39H198V40H197ZM200 39H201V40H200ZM207 39H208L210 42H209ZM213 39H214V40H213ZM229 39L231 40V42L228 43ZM238 39H239V40H238ZM242 39H243V40H242ZM97 40H98V41H97ZM106 40L109 41V43H105V42H107ZM123 40H124L125 42H124ZM205 40H206L207 42H206ZM227 40H228V41H227ZM240 40H241V41H240ZM244 40H245V42H244ZM250 40H251V43L254 44V45H253L254 48L252 47V45H251V43H250ZM252 40H254V42H256V40H257L256 43H257L258 46H259L260 44H262V45L258 47V46H257ZM259 40H260V42H259ZM262 40H263V41H262ZM110 41H113L114 44H115V43H116V44L118 43V45L120 44L121 47L117 46L116 44H115L116 46H115V45L112 46L113 42H110ZM122 41H123V43H122ZM152 41H154V42H152ZM159 41H160V42H159ZM189 41H190V43H189ZM202 41H203V42H202ZM211 41H214V45H215V46L213 45V42H212V47L214 46V48H211V44H208V42L211 43ZM216 41H218V42H216ZM235 41H236L237 43L240 42V43H241V46H242V45H243V47L245 46V47H244L245 50L242 49L243 47L239 46L240 43H238V44L236 43L237 48H236V45H235V47L233 48L232 45L235 43ZM95 42H96L97 44H96ZM98 42H100V43H98ZM128 42H129V43H128ZM134 42H135L136 44H137V42H138L139 47H138L136 44H134ZM140 42H141V43H140ZM158 42H159V43H158ZM161 42H162V44H160ZM165 42H166L167 44H169V45L167 46ZM168 42H169V43H168ZM170 42H171V45H170ZM173 42H174V43H173ZM191 42H192V43H191ZM219 42H220L221 44H220ZM232 42H233V44H230V43H232ZM258 42H259V43H258ZM103 43L108 44V45H105V44H103ZM147 43H148V44H147ZM149 43H150V44H149ZM154 43H156V46H157V45H158V46L160 45V46H159V48L161 47V48H160V52H159V49L157 50L158 46H157V47H156V46H152ZM163 43H165V46H163V45H164ZM172 43L175 44V46H172ZM187 43H186V45H187ZM193 43H195V45H193ZM201 43H202V44H201ZM206 43H207V44H206ZM215 43H216L217 45H216ZM246 43H247V46H246ZM125 44H126V46L123 47V45H125ZM131 44H132V45H131ZM141 44H142L143 46H142ZM146 44H147V45H146ZM176 44H177V45H176ZM189 44L192 45V47L195 46L194 48L196 49V51H195L194 48H192L191 46H189ZM203 44H204V45L206 44L207 47L204 46ZM228 44L231 45V46H228ZM244 44H245V45H244ZM248 44H249V45H248ZM104 45H105V46H104ZM109 45H110V47H109L110 49H108V46H109ZM129 45H130V46H129ZM133 45H134V47L131 48V46H133ZM140 45H141V47H140ZM154 45H155V44H154ZM218 45H219V46H218ZM220 45H222V46H220ZM226 45L228 46V48L230 47V49H227ZM135 46H137V47H135ZM144 46H145V47H144ZM147 46H148V47H147ZM169 46H171V47L169 48ZM176 46H177V47H176ZM223 46H224L225 48H224ZM256 46H257L258 48H260V51L262 50L261 53H260V54H262V55H260V56H262L261 58H263V59H262L263 62L260 60L261 58L259 59L260 61L257 60V59H258V56L256 57V55H259V52H257V51H258V48H257ZM113 47H114V49H113ZM118 47H119V48H118ZM125 47H127V48L129 49V51L127 50V48L125 49ZM151 47H153V48L151 49ZM162 47H163V49L165 48V50H166V49H169V51H165V52H164V50L162 49ZM202 47H203V48H202ZM205 47H206V48H205ZM217 47H218V50L216 49ZM238 47H240V49H242V50H244V51H242V50L240 51V49H239ZM246 47H247V48H246ZM250 47H251V48H250ZM255 47H256V48H255ZM100 48H99V49H100ZM102 48H103V49L105 48L104 50H106V48H107L106 51H108L109 53H111V55L113 54L115 57H114V58H109V57H107L108 52L106 53V51H105V53H106V54H105L104 51L102 50ZM111 48H112V49H111ZM115 48H116V49H115ZM117 48H118L119 50H118ZM122 48H123V49H122ZM130 48H131V49H130ZM135 48H138V49L140 48L139 51H138L139 53L137 52L138 49H135ZM154 48H155V49H154ZM171 48L173 49L174 52L172 51ZM187 48H188L189 51H188V50L186 51ZM189 48H190V49L192 48L193 50L191 49L192 51H190ZM199 48H200V49H199ZM201 48H202V49H201ZM204 48H205V49H204ZM209 48H210V49H209ZM223 48H224V49H223ZM249 48H250V49H249ZM133 49L136 50V52H134ZM149 49H151L150 51H152V50H153V51H154V50H157V51L160 53V55H159V53H158L157 51H154L153 53H151V52L149 51ZM161 49H162L163 51H161ZM174 49H175L177 52H176ZM184 49H185L186 53H183V52H184V51H183ZM198 49H199V50H198ZM219 49H222L223 51H222V50L219 51ZM234 49H235V50H234ZM238 49H239L240 52H239L238 54H236V53L238 52V51H236V50H238ZM246 49H247V50L249 49L248 52H246ZM256 49H257V50H256ZM114 50H115L117 53H116ZM125 50H126V51H125ZM130 50H132L134 53H133L132 51H130ZM206 50H208L209 53H207L208 51H206ZM211 50H212L213 52L215 51L214 54H213V52H212ZM226 50H227V51H228V50H231V52L228 51V52L224 53ZM232 50H234L235 53H234ZM251 50H255V51H251ZM122 51H124V52L122 53ZM145 51H146V54H145ZM197 51H198V52H200V51L203 52V51H204L205 53H204V52H203V53H202V52L198 53ZM221 51L223 52V55H222ZM249 51H250V53H249ZM112 52H113V53H112ZM119 52H120V54H121V53H122V54L119 55ZM127 52L129 53L128 56H127V54H128ZM130 52H132V55H134V54H135V55L138 54V55H140V56H135V55H134V56H135V57H134V56L131 55ZM156 52H157V56L154 55L155 58L151 57V56H153V54H156ZM162 52H163V54L165 53V54L163 55V57L161 56V55H162ZM167 52H169L168 55L171 56V58H172V55H173V56L175 55V58L177 57V58H176L177 61H175V64L172 63V65H170V67L168 66V64H170L171 62H174V60H176V59H174V57H173V58H172L173 61H172V59H169V57H168V60L170 61V63H169L168 60H167V56H168V55L166 54ZM171 52H173V54H172ZM175 52L177 53L178 56H176ZM190 52L192 53V55H191ZM194 52H195V53H194ZM216 52H217V54H219L218 52L221 53V56H219V57H222V59L219 58V57H217L218 55H215ZM242 52H243V53H242ZM245 52H246L247 54H245ZM252 52H253V57H252ZM255 52L258 53V54H256ZM115 53H116V55H115ZM124 53H127V54H124ZM193 53H194L196 56L193 55ZM196 53H198L199 56H201V57H202L203 55L205 56L206 53H207V55H206V57H202V58L200 57V60H199V56H198ZM210 53H211V54H210ZM248 53H249L250 55H248ZM117 54H118L119 56H118ZM142 54H143V56L141 57ZM150 54H151V55H150ZM170 54H171V55H170ZM181 54H183V55H182V57L179 58V64H180V65H178L176 62H178V57L181 56ZM201 54H202V55H201ZM224 54H227V55L230 54V55H232L233 57H235V56H236V57L233 58L232 56H226V55H224ZM234 54H235V55H234ZM254 54H255V55H254ZM104 55H105V56H104ZM109 55H110V54H109ZM125 55H126V56H125ZM130 55L133 57L132 59H131ZM144 55L148 57L149 62H148V60H147V57H145ZM165 55H167V56H166V59H165V60L167 61V66H166V63H165L166 61H165L164 59H163V60H164L165 62H164L163 60H162L163 62L160 60V59H162V58H165ZM187 55H191V57H189V56H187ZM212 55H214V56H212ZM219 55H220V54H219ZM242 55H244L243 58L245 57V59L242 58ZM245 55H246V56H245ZM120 56H121V57L123 56V59H124L125 61H122L123 59H122ZM159 56H161V57H159ZM197 56H198V57H197ZM223 56H224V57H227L228 59H227V58H224ZM237 56H239V57H237ZM248 56H250V57H248ZM104 57H105V58H104ZM110 57H112V56H110ZM124 57H126V58H124ZM140 57H141V58H140ZM150 57H151V59H150ZM158 57H159V60H160V61L158 60ZM193 57H197L196 60H193V59H195V58H193ZM210 57H211V58H210ZM215 57H216V58H215ZM229 57H230V59H229ZM119 58H121V59H119ZM129 58H130V59H129ZM138 58H139L140 60H139ZM143 58H144V59H143ZM145 58H146V59H145ZM156 58H157V59H156ZM181 58H182V60H183V58H184L185 61H184V60H183V61H184L185 63L181 60ZM185 58H188V60L191 58V60H189V61H191L193 64L190 63L189 61H187ZM206 58H207V60H205ZM217 58H219L218 61H220V62L217 61ZM223 58H224V59H223ZM231 58H232V59H231ZM237 58H238V59H239V58H240V59H241V58L243 59V60H242V59H241V60L239 59V60H240V64L238 63V62H239L238 60H237V61L235 60V59H237ZM246 58H247V59L249 58L250 60L248 59V61H247ZM133 59H134V60L136 59L135 61H136L138 64H133V63H136V62H133V61H134ZM202 59H203V60H202ZM208 59H209L210 61H213V60H214L215 62H213V64L218 63V66L216 67L215 65H217V64L213 65L212 62H210V64H209ZM225 59H227V60H225ZM233 59H234V60H233ZM253 59H254V60H253ZM130 60H131V61L133 60V61L130 63V62H129ZM138 60H139V61H138ZM150 60H151V61H150ZM152 60H153V61H152ZM154 60H155V62H154ZM192 60L195 62V64H196V62H198V64H197L198 66L196 65V68H195V66H194V62H193ZM204 60H205V61H204ZM221 60H222V61L224 60L225 63H224V61H223L222 63H224V64H222V63H221ZM228 60H230V63H229ZM232 60H233V62H234V61L237 62V63H236V64H238V65H237L238 67L236 66L237 68L235 67V64H234V63H233V65H232V63H231ZM256 60L259 62V63L257 62L259 65L255 62ZM120 61H121V62H120ZM141 61H142L143 63H148L149 66H148V65H145V64H144V65L147 66V67H150V68H148V70H147V69H143L142 67H144V65H143V63H142ZM145 61H146V62H145ZM158 61H159V63H160L161 65H164V64H165V65L162 67V66L159 64V65H160V67H159V66H158ZM180 61H182V62H181L182 64L180 63ZM199 61H200V62H199ZM201 61L205 62V63H206L205 65H207V67H208L209 65H211V66L213 65V67H212L213 69L211 68V66H209L208 68H206V67L204 68L205 65H204V64L202 65L203 62H201ZM226 61H228V62H227V67H228L229 69H228L226 66H225L226 68H225V67H222L223 65L226 64ZM241 61H242V62H245V64L243 63L244 66H242L243 64H242ZM250 61H251V62L253 61V62H255L256 64H254L253 62L251 63ZM123 62H127V63L124 64ZM151 62H153V63H151ZM156 62H157V66H156V64H155ZM186 62H188V64H187ZM207 62H208V64H207ZM261 62H262V64H263V66L261 65ZM104 63H105V62H104ZM107 63H109V61H107L106 64L104 65L105 68L109 67V66H107V65L111 64V63H109V64H107ZM120 63H121V64H120ZM150 63H151L152 65L155 64V65H153L154 67H153ZM163 63H164V64H163ZM199 63H200V65H202V66H200ZM220 63H221V65H220ZM126 64H128V65H126ZM139 64H140V65H139ZM176 64H177V68H176ZM184 64H185V65H184ZM190 64H191V67H190L191 70H190V68H189ZM230 64H231V67H229ZM241 64H242V65H241ZM247 64H248V66H247ZM253 64H254V66H253ZM134 65H135V66H134ZM138 65H139V66H138ZM173 65H174V66H173ZM186 65H187V66H186ZM188 65H189V66H188ZM192 65H193V66H192ZM219 65L221 66V68H219V67H220ZM239 65H240V68H242V69L239 68ZM245 65H246L248 68H250V67H251V68H250V69H247V67H246ZM249 65H250V66H249ZM260 65L262 66V68H261ZM110 66H111V65H110ZM122 66H124V67H122ZM125 66H127V68H126ZM137 66H138V67H137ZM151 66H152V67H151ZM155 66H156V67H155ZM171 66H173V68H171ZM184 66H185L186 68H185ZM232 66H233V67H232ZM241 66H242V67H241ZM259 66H260V67H259ZM104 67H103V68H104ZM115 67H112V69L114 70ZM135 67H136L137 69H136ZM147 67H146V68H147ZM157 67H158L159 70L156 69ZM161 67H162V68H161ZM164 67H165V68H164ZM166 67H167V69H166ZM179 67H182V68H179ZM183 67H184V68H183ZM200 67H201V68H200ZM215 67H216V69H217L218 71L215 69ZM256 67L259 68V69H256ZM117 68H118V69H117ZM153 68H154V69H153ZM194 68L196 69V70H194V71H197V72H194V71H193L194 75H192V76H194V77H192V76H191V74H192L191 71H192ZM202 68H203V72H204V73H203V72H202V73L200 72V71H202ZM245 68H246V70H248V71H246ZM254 68H255V69H254ZM110 69H111V67L108 68V71H109ZM112 69H111V71H110V74L114 73V72H112ZM135 69H136L138 72H137ZM140 69H142V71H144V70H145V71L147 70L148 72L150 71V73H147V72L142 73V74H144V75L142 76V79H141V76H140V75H141V72H142V71H141ZM165 69L167 70V72H166ZM170 69H171V73H172V75H170V73H169L170 71L168 72V70H170ZM175 69L177 70V71H176L177 73H176V72L174 73ZM180 69H181V70H180ZM182 69H183V70L185 69V70L182 72ZM188 69L190 70L191 73L189 72ZM198 69H199V70H198ZM205 69H207V72H205ZM209 69H210V70H213V71L216 70V72H213V71H209V72H208ZM222 69L225 71V74L223 73V70H222ZM225 69H227V73H226V70H225ZM230 69H233V70H230ZM234 69H235V70H234ZM237 69H238V72H237ZM252 69H253V70H252ZM104 70H105V69H104ZM104 70H103V72H104ZM153 70H155V71H153ZM157 70H158L159 72H161V71L166 72V75H164V74H165L164 72H161L162 74H160ZM220 70H222L221 73H220ZM256 70H261V71H258V72H259V73H258V72H256ZM93 71L95 72V70H93ZM93 71H92L91 73H93ZM106 71H107V69L105 70V75H106V74H109L108 72L106 73ZM124 71H125V72H124ZM156 71H157V72H156ZM180 71H181V72H180ZM187 71H188V72H187ZM232 71H235V72H232ZM241 71H243L244 73L241 72ZM245 71H246V72H245ZM249 71H250L251 73H249ZM252 71H253V72H252ZM111 72H112V73H111ZM128 72H129V73H128ZM139 72H140V73H139ZM154 72H155V74L158 73V74L160 75V79H161V80L158 78L159 75H158V74L155 75ZM178 72H179V73H178ZM184 72H187L188 74H185ZM210 72H211V73H210ZM212 72H213V73H212ZM228 72H229V73H228ZM236 72H237V74H239L238 76H237V74H235ZM247 72H248V73H247ZM117 73H118V74H117ZM133 73H134V74H133ZM138 73H139V74H138ZM146 73H147L149 76L146 75ZM152 73H153V76H152ZM173 73L175 74V76H174ZM181 73H182V74H181ZM183 73H184V74H183ZM189 73H190V74H189ZM200 73H201V74H200ZM205 73L207 74V76H209L208 78H207V76H206ZM214 73H215L216 75H218L219 73H220V74H219L218 76H216ZM222 73H223V75H222ZM230 73H232L233 75L235 74L236 77L233 76V75L230 74ZM252 73H253V74L256 73V74L253 75ZM110 74L108 75V76H110V79H107V78H106L107 75H106V77H104L105 75H103V78H106V79H104V80L106 81L105 84H107L108 80H111L112 75H110ZM136 74H137V75H136ZM150 74H151V75H150ZM167 74L170 75V77H169ZM176 74H179V75L176 76ZM204 74H205V75H204ZM208 74H210L211 77H210V75H208ZM229 74H230V76L234 77V79H236V78H237V79H240V78H241L242 82L244 81L243 83L241 82L243 85L240 83L241 80H238V82H239V84H240V85H238V83L236 82V80H233L232 77H231V78H232V79H231L230 76L228 77ZM240 74H241V75H240ZM245 74H246V75H245ZM249 74H250V75H249ZM91 75H92V74H91ZM93 75H94V73H93ZM129 75H131V76H129ZM135 75H136V76H135ZM138 75H139V76H138ZM154 75H155L156 78H158L157 80L160 81V82L156 83L157 80H156V82H153V81L155 80ZM157 75H158V77H157ZM162 75H164V76H162ZM197 75H201V77H199L200 80L198 79V81L200 82L201 79H202L201 82L204 81V83H201V82L198 83L197 79L195 78V77L198 78ZM203 75H204V77H202ZM214 75H215V76H214ZM225 75H227V76H225ZM251 75H252L253 77H254V76H255V77L253 78ZM257 75H258V76H257ZM123 76H124V78H122ZM127 76H129L128 79H127ZM150 76H151L152 80L149 79V83H148V77L150 78ZM166 76H167V77H166ZM178 76H180V77H178ZM182 76H184V77H185V76H189V77H188V78L185 77V78H186V80H185V78L182 77ZM212 76H213V77H212ZM220 76H221V77H224V78H221ZM246 76L248 77V79L246 78ZM249 76H250V77H249ZM256 76H257V78H256ZM91 77H94V78H93L94 80H95V78H96L95 76H91ZM120 77H121L122 80L120 79ZM131 77H132V78H131ZM144 77H146V78H144ZM162 77H163V81H162ZM172 77H173V78L176 77V78L173 79ZM218 77H220V78H218ZM226 77H227L228 79H227ZM251 77H252V78H251ZM261 77H262V78H261ZM108 78H109V77H108ZM113 78H116V76L113 77ZM117 78H118V77H117ZM138 78H139V79H138ZM143 78H144V79H143ZM153 78H154V79H153ZM169 78H170V79L172 78V79L170 80ZM182 78H184V79H182ZM189 78H190V80H189ZM210 78H211V79H210ZM213 78H217L216 81H218V82H216L215 79H213ZM242 78H243V79H242ZM258 78H260V79H258ZM146 79H147V80H146ZM164 79H165V80L168 79V81L166 80L167 82H165ZM176 79H177V80H176ZM204 79H205V80H204ZM212 79H213V80H212ZM221 79H222V80H223V79H226L227 82H226V80H223V81H222ZM249 79H250V80H249ZM252 79H253V80L256 79L255 82H253ZM262 79H263V80H262ZM114 80H116V79H114ZM114 80H111V81H109V82L111 83V82L113 81L112 83H114ZM117 80H118V79H117ZM140 80H141V81L143 80L142 83L139 82ZM150 80H151L152 84L150 83ZM169 80H170V82H173V84H172V83H169ZM172 80H176V82H178V80H179V82H180V80H183V81H181V83L183 82V84H186V85H183V84H181V83H179V82H178V83H174V81H172ZM188 80H189V81H188ZM207 80L210 81V82H208ZM228 80H229V81H228ZM257 80H259V81L262 80V81L258 82ZM105 81H103V82H105ZM121 81H122V82H121ZM161 81L163 82L162 85H161V83H162ZM185 81H186V83H185ZM190 81H191V82H190ZM221 81H222V82H221ZM232 81H233V82H232ZM246 81H247L248 83H247ZM249 81H250V82H249ZM251 81H252L253 83H252ZM256 81H257V82H256ZM109 82H108V83H109ZM145 82H146V83H145ZM164 82H165L166 84H164ZM187 82H188V83H187ZM193 82H194V83H193ZM211 82H212V83H211ZM219 82H220V83H219ZM230 82H232V84H235V85H232ZM261 82H262L263 85H261ZM134 83H135V84H134ZM139 83H140L141 85H140ZM143 83H145V84L143 85ZM153 83H156V84L153 85ZM167 83H168V85H167ZM191 83H192L193 85H196V84H197V85H196L197 88H196V87H193V85H191ZM207 83H208V84H207ZM215 83H217V84H215ZM221 83H225V85H224V84L221 85ZM227 83H228L229 85H228ZM246 83H247V84H246ZM255 83H257V86L259 85L260 87H259V86L257 87ZM258 83H259V84H258ZM138 84H139V85H138ZM146 84H148V87L146 86ZM158 84H159V85H158ZM170 84H172V85L170 86ZM174 84H175V85H174ZM176 84H177V87H176ZM180 84L182 85V89H184L185 87H186V89H189V90H187L188 92L186 91V89H184V90L180 89L181 87H180V88L178 87V86H180ZM200 84H201V85H200ZM206 84H207V85H206ZM209 84H210V85H209ZM245 84H246V85H245ZM109 85H110V84H109ZM109 85L107 84V86L105 85L104 87H108ZM111 85H112V84H111ZM111 85H110V88H105V90H104V91H106L105 94L108 93L107 96H109V94L111 93V87H112V86L114 87V84H113L112 86H111ZM119 85H120V86H119ZM122 85H123V86H122ZM152 85H153V86L156 85V86H155L156 88H157V86L159 87L160 85H161V88H164V85H166V86L168 87V89H169V87H170V88H171V89H169L170 91H169L168 89L165 88V90H167V91L170 92V93H169V92L166 91L167 94H168V93L170 94V98H169V97H168L169 99L167 98V96H169V94L167 95L166 92H164L165 90L160 89V90L163 91V93H164V94H162V92H161L160 90H157V89L154 90V89H155L154 87H150V86H152ZM187 85H188V86H187ZM189 85H190V86H189ZM199 85H200V86H199ZM208 85H209V86H208ZM213 85H217V86L219 85V86H218V88H217L216 86H213ZM227 85H228V86H227ZM231 85H232V88H231ZM236 85H238V88H237ZM244 85H245V86H244ZM248 85H249V86H248ZM250 85H251V86H250ZM121 86H122V87H121ZM138 86H139L140 90H139ZM162 86H163V87H162ZM166 86H165V87H166ZM172 86H173V87L175 86L176 89H175V88H172ZM183 86H185V87H183ZM205 86H206V87H205ZM210 86H211L212 88H211ZM222 86H223V87H222ZM226 86H227V87H226ZM229 86H230V87H229ZM239 86H241V88H240ZM243 86H244L245 88H244ZM125 87H124V88H125ZM134 87H136L137 89L134 88ZM189 87H190V88H189ZM199 87H200V89H199ZM201 87H202V88L204 87V88H203L204 91L201 89ZM215 87L217 88V90H216ZM220 87H221L222 89H221ZM254 87H255V88H254ZM256 87H257V88H256ZM261 87H262L263 89H262ZM127 88H128V89H127ZM145 88H148L149 91H148V89H146V90H147V91H146ZM153 88H154V89H153ZM159 88H160V87H159ZM159 88H158V89H159ZM213 88H214V89H213ZM224 88H225V89H224ZM226 88H227V89H226ZM230 88H231V91H228V92L226 93L225 90L227 91V90L230 89ZM236 88H237V89L240 88V89H242V90L239 91V90H237ZM247 88H248V89H247ZM259 88H260V90H259ZM109 89H110V90H109ZM134 89H135V93H134V91H133ZM150 89H151V90H154V91H152L154 95H157L156 93H157L158 91L161 92V95H160L159 92H158L159 95H157V96H154L153 94L151 95L152 92H151ZM174 89H175V90H174ZM193 89H195V90L192 92ZM234 89H236V90H234ZM246 89L249 90V91L247 92ZM253 89H254V91H253ZM261 89H262V93H261ZM112 90H113V88H112ZM118 90H119V89H118ZM129 90H130V89H129ZM137 90H138V91H137ZM173 90H174V91H173ZM177 90H179V92H180V90H181V91L184 92V93L182 94V93L180 92V94H179V92H178ZM190 90H191V91H190ZM196 90H197V91H196ZM200 90H201V91H200ZM214 90H215V91H214ZM222 90H223V91H222ZM245 90H246V91H245ZM108 91H109V92H108ZM144 91H145V92H144ZM171 91H172V92H176V91L178 92V93L176 92V98H175V93H172L173 95L171 96ZM189 91H190V92H189ZM198 91H199V93H196V92H198ZM210 91H214V92H210ZM233 91H234V92H233ZM251 91H252V93H251ZM256 91H257L258 93H257ZM259 91H260L261 94L259 93ZM112 92H113V91H112ZM124 92H125V93H124ZM126 92H129L130 95H129V93L126 94ZM136 92H137V93H136ZM149 92H150V93H149ZM154 92H156V93H154ZM186 92L188 93L189 96L186 95V94H187ZM205 92H207V93H205ZM221 92H222V93H221ZM223 92H224V93H223ZM230 92H231V93H230ZM236 92L239 93V94H237ZM240 92H243V93H241V95H240ZM249 92H250V93H249ZM121 93L119 92V94H121ZM132 93L134 94V96H133ZM190 93H191L192 95H191ZM193 93H194V94H193ZM200 93H202V94L200 95ZM211 93H212V94L214 93L215 97H217L216 100L214 99L215 97L213 98V100H214V101H217V100H218L219 102H214V101H212V98H211L212 95H211V96H208V99H207V98L205 99L206 94L209 95V94H211ZM216 93H217V94H216ZM246 93H247V94L249 93V95H247ZM253 93H254L256 96H255ZM131 94H132V95H131ZM219 94H220V95H219ZM257 94H258V95L260 94V95L258 96ZM115 95H116V96H115ZM127 95H128V97H126ZM135 95L137 96V98L135 97ZM166 95H167V96H166ZM177 95H178V96H177ZM180 95H181V96H180ZM183 95L185 96V99H184L185 101L181 99ZM194 95H195V96L198 95V96H200V97L197 98V97H198V96H197V97H194V98H195V99H194V98H193ZM216 95H217V96H216ZM228 95H229V96H228ZM233 95H234V97H233ZM235 95H237V96L239 95V96H238L239 99H240L243 95H247V96H243L242 99H243V98H244V99H243V100L240 99V100H241V102H240L239 99H238V100H239V101H238L237 98H235ZM120 96H121V95H120ZM120 96H119V97H120ZM161 96H163V97H162L163 102H162V100H161ZM165 96H166V97H165ZM184 96H183V98H184ZM190 96H191L192 98H191ZM202 96H203V100H202V98H201ZM204 96H205V97H204ZM219 96H220V97H219ZM231 96H232V97H231ZM260 96H262V97H260ZM123 97H124V98H123ZM129 97H130V99H129ZM131 97L134 98V99L132 100L133 102H131ZM159 97H160V98H159ZM187 97H188V98H187ZM189 97H190V98H189ZM209 97L211 98L210 100H209ZM212 97H213V96H212ZM218 97H219V98H218ZM227 97H228V99H226ZM259 97H260L261 99H260ZM125 98H126V99H125ZM146 98H148V99H146ZM154 98H157V100L154 99ZM166 98H167V99H166ZM173 98L176 99L175 102H174ZM200 98H201V99H200ZM221 98H222V99H221ZM229 98H231V99H233V98L236 99V102L238 101L239 104L241 105V106H240V105L238 104V102H237V104L240 106V108H238L239 106H238V107H237V106H236V107H233V106H235L236 103L234 102V100L231 101V99H229ZM258 98H259L260 100H259ZM149 99H150V100H149ZM151 99H152V100H151ZM165 99H166V101H167V106H166V105L162 106V103L166 104V102L164 101ZM170 99H171V100H170ZM179 99H180V100H179ZM187 99H188V100H187ZM198 99H199V100H198ZM204 99H205V101H206V104L208 103L207 105L205 104V107H204V110H205V111H204L203 108H202V105L204 106V103H205ZM250 99H251V100H250ZM110 100H112V101H110ZM124 100H126L127 102L124 101ZM139 100H140V98H139ZM139 100H138V101H139ZM145 100H146V102H145ZM147 100L150 101V103H151V102L156 103V101L158 102V100H159V102H160V104H161V107H160L159 102H158V104H157V103H156V104H157V105L159 106V108H161L162 110L165 108V106H166V108H167V107H169L170 105H171V109H172V110H173V108H175V109H174L175 111H174V110H173V111L171 110L172 113L169 112V111H167V113H166L167 115H168V113H171V114L173 115L174 113L177 112L176 115L174 114L175 116H174V115L172 116V115L170 114L172 117H175V118L172 119V120H174V121L172 122L171 117H169V116H168L169 119H167L168 117H167V115L165 114L166 110H164L165 112H164V111H161V113H160V110L158 109V107L156 106V104H155V106H153V105H154L153 103H151V105H150V103L148 104V101H147ZM153 100H154V101L156 100V101L154 102ZM169 100H170V101H169ZM181 100H182V101H181ZM189 100H193V101H192V104H195V102H196V103L198 102V104H196L197 106L192 105V104L190 103L191 101L189 102ZM194 100H195V101H194ZM197 100H198V101H197ZM208 100H209L210 102H209ZM221 100H222V101H221ZM245 100H246V101H245ZM258 100H259V103H258ZM142 101H144L145 105H144V103H143ZM171 101H172V102H171ZM179 101H181L180 103H182V102H184V103L187 102V103H186V105H185L184 103H182V105H181V104L179 103ZM202 101H204V102H202ZM230 101H231L232 103L234 102L233 105H231L232 103H231ZM250 101H251V102H250ZM110 102H111V104H109ZM135 102H134V103H135ZM168 102H169V103H168ZM170 102H171L172 104H171ZM173 102H174V103H173ZM176 102L179 103V106H181V109H180V107H177L178 104L176 105ZM200 102H201V103H200ZM222 102H223V103H222ZM229 102H230V103H229ZM242 102H243V103H242ZM244 102H245V103H244ZM246 102H247V103H246ZM112 103H113V107H112V106H109V105H112ZM130 103H131V104H130ZM188 103H190V104H188ZM209 103H211V104H209ZM214 103L216 104V106H215ZM228 103H229V104H228ZM0 104H1V103H0ZM147 104H148V105H147ZM174 104H175V105H174ZM187 104H188V105H187ZM201 104H202V105H201ZM213 104H214V107L209 106V105H213ZM227 104L230 105L228 108H227V106H228ZM237 104H236V105H237ZM243 104H245L246 106L243 105ZM138 105H140L141 108H139ZM149 105L151 106V107H149V108H153L154 110H156L155 113H157V115H155V117H156L157 119H158V118L160 119V120H159V119L157 120L155 117H154V118L152 117V116H154L155 113H152V114H153V115L151 114L152 116L150 115V117H152L153 119L150 118V117H149L148 119H150V121L156 119L157 122H156V121H155V122L153 121V123L156 124V125L152 124L149 120H147V118H145V117L147 116V115H145V114H147V113L149 112L148 108H146V107L149 106ZM172 105H174V107H173ZM184 105H185V106H184ZM189 105H192V106L189 107ZM199 105H200L201 107H200ZM217 105H218V106H217ZM224 105H225V106H224ZM242 105H243V106H242ZM247 105H248V106H247ZM145 106H146V107H145ZM183 106H184V108H183ZM206 106H208V107H206ZM257 106H258V107H257ZM144 107H145V108H144ZM155 107H156V108H155ZM163 107H164V108H163ZM186 107H187V108H186ZM193 107H194V109H196V110H194L195 112L192 111V112L190 113V111H191V109H192ZM220 107H221L222 109H221ZM232 107L234 108V111H232V110H233ZM241 107H243V109H241ZM166 108H165V109H166ZM176 108H178V109L176 110ZM182 108H183V109H182ZM189 108H190V109H189ZM199 108H200V109H199ZM207 108H210V110L207 109ZM219 108H220V109H219ZM226 108H227L228 110H226ZM231 108H232V109H231ZM247 108H248V109H247ZM126 109H127V110H126ZM128 109H129V111H128ZM130 109H131V111H130ZM136 109L139 110V112H140V111L143 112L144 110H145V112L148 110V112H147V113H143V115H139V114H138L139 112L136 111ZM141 109H142V110H141ZM153 109H152V111L154 112ZM157 109L159 110L158 112H157ZM167 109L170 110V108H167ZM198 109H199V111H198ZM201 109H202V110H201ZM206 109L209 110L208 113H207V115L205 114V113L207 112ZM238 109H239V110L241 109V112L238 111L239 114H237V113L235 112V111H237ZM245 109H246V110H245ZM150 110H151V109H150ZM180 110H181V112H180ZM182 110H183V111H182ZM184 110H185V112L188 110V111L186 112L187 115L184 114V113H185ZM192 110H193V109H192ZM217 110H218V112H217ZM243 110H244V111H243ZM247 110H248V111H247ZM11 111H12V110H11ZM152 111H150V112H152ZM178 111L180 112L181 115L179 114ZM200 111H201V112H200ZM202 111H203V112H202ZM228 111H229V113H228ZM242 111H243V112H242ZM111 112H112V109H111ZM128 112H129V115L127 114ZM130 112H131V113H130ZM135 112H137V113H135ZM142 112H141V114H142ZM173 112H174V113H173ZM197 112H198V113H197ZM212 112H215V113H212ZM222 112H223V113H222ZM224 112H225V113L227 112L226 115H224V114H225ZM233 112H235V115H233V114H234ZM244 112H245V113H244ZM246 112H247V113H246ZM255 112H256V113H255ZM124 113H125V115H124ZM132 113H134V114H132ZM159 113H160V114L163 113V114H164V115L162 114L163 116L166 115V120H167V121L164 120L165 117H163L162 115H159ZM192 113H193V114L195 113V116L192 115ZM201 113H202V115H200ZM240 113H241L242 115H243V113H244V115L242 116ZM258 113H259V114H258ZM130 114H132V119H131V115H130ZM135 114H137V115H136V119L138 118V119H137L138 124H137V122H136V119L134 120L135 116H133V115H135ZM177 114H179V115H177ZM182 114H184V116H183ZM188 114H189V117H188ZM198 114L200 115V117H199ZM208 114H209V115H208ZM213 114H214V115H213ZM231 114H232V115H231ZM254 114H255V117H252V119L255 120L256 117L258 118V117L260 116V117H262L261 122L259 121L260 118L256 119L255 121L252 120V119L250 118V117L253 116ZM260 114H261V115H260ZM123 115H124V116H123ZM158 115H159V116H158ZM190 115H191V116H190ZM197 115H198L199 119H200V118L203 119V115H206V118H205V116H204V119L201 120V121H202V124H200V125H199V122H197L198 124L195 123L196 121H199V120H196V119L198 118ZM212 115H213V116H212ZM230 115H231V118L228 117V116H230ZM236 115H237V117H236ZM238 115H239V116H238ZM240 115H241V117H240ZM245 115H246L247 117H246ZM256 115H257V116H256ZM126 116H127V117H126ZM137 116H138V117H137ZM139 116H140V117H139ZM157 116H158V117H157ZM176 116H179V117L181 116V117H180V118L177 117V120H176ZM193 116H194V118H195V117H196V118L194 119ZM217 116H218V117H217ZM233 116H234V117H233ZM123 117H124V119H123ZM141 117H142V120H141ZM182 117H183L184 119H183ZM186 117H187V118H186ZM210 117H211V118H210ZM232 117H233V118H232ZM243 117H244V118H243ZM129 118H130V119H129ZM143 118H144V120H143ZM191 118H192V119H191ZM217 118H218V119H217ZM226 118H227V120H228V119H230V120L227 121ZM234 118H235V119L237 118V120H239V121L235 120ZM240 118H242V119H240ZM12 119L14 120V122H13ZM12 119H11V125H12V126H15V127H16L17 123H18L19 127L22 126L23 123H21V121L19 122V118H18V121H17V119H16L15 117H12ZM15 119H16V121H15ZM151 119H152V120H151ZM179 119H181V121H180ZM212 119H213V120H212ZM221 119H222V120H221ZM245 119H246V122H245ZM247 119H248V121H247ZM125 120H126V121H125ZM130 120L132 121V123L135 122V124H133V125L130 124V123H131ZM133 120H134V122H133ZM138 120H140V121H138ZM145 120L149 121V122H148L149 125H150V123H151L152 125L149 127V126H147L148 124H145L146 127L144 128V123H147V121H145ZM161 120H162V121H161ZM169 120L171 121V122H170L171 124H170V123L168 124ZM175 120H176V121H178V120L180 121V122H177V123H178L177 126H175V125L177 124ZM191 120H192L193 124L191 123ZM195 120H196V121H195ZM205 120H206V121H205ZM224 120L227 122V124L224 123ZM233 120H234V121H233ZM242 120H243V121H242ZM250 120H251V121H250ZM110 121H111V122H110ZM142 121H143V122H142ZM159 121H160V122H159ZM203 121H204V122H203ZM216 121H218V122H216ZM232 121H233V122H232ZM236 121H237V122H236ZM253 121H254V122H253ZM257 121H258L259 123H261V124L257 123ZM15 122H16V123H15ZM109 122H110V123H109ZM125 122H126V123H125ZM128 122H130V123H128ZM140 122H141V123H140ZM158 122L160 123V125H161V124L164 125V123L166 124V122H167V124L170 125V128H171V129L174 128V129H173V130H174V133L171 134V133H172V130L169 129V126H168V127H165V125H164V127H163V126L161 125L162 128H161V127L158 128V127H159V126H158V124H159ZM162 122H163V123H162ZM234 122H235V124H233ZM252 122H253V123H252ZM262 122H263V123H262ZM127 123H128V124H127ZM175 123H176V124H175ZM194 123H195V124H194ZM205 123H206V124H205ZM215 123H216V124H215ZM229 123H231V124H229ZM237 123H238L239 126H241V127H239ZM242 123H243V124H242ZM254 123H255L256 125H255ZM15 124H16V125H15ZM124 124H125V125H124ZM140 124H142V125H140ZM172 124H175V125H173V127H172ZM203 124H204V125H203ZM212 124H213V125H212ZM223 124H224V125H223ZM236 124H237V125H236ZM244 124H245V126H244ZM137 125H138V127H137ZM153 125H154V127H155V126H156V127L158 126L157 129H156V127H155V131L158 130V132H161V131H160L161 129L163 130L164 128H166V130L164 129L165 131H162V132H164L163 134H162V132L160 133V136H163V137H166V138H167L166 140H165V138H164V140H163L162 137H159V136H158L159 133H156L155 131H153V130H154ZM193 125H194V127H193ZM202 125H203V126H202ZM221 125H222V126H221ZM227 125H228V126H227ZM231 125H233V127H232ZM132 126H133V127H132ZM142 126H143V127H142ZM196 126H197V127H198V126H201V127L197 128ZM219 126H220V127H219ZM251 126H254V127H251ZM259 126H260V128H259ZM17 127H18V126H17ZM139 127H141V129H137V128H139ZM175 127H176V128H175ZM203 127H204V128H203ZM205 127H206V128H205ZM218 127H219V128H218ZM227 127H228V128H227ZM235 127H236V128H235ZM237 127H239V128H237ZM149 128H150L151 130H150ZM196 128H197V129H196ZM211 128H212V129H211ZM222 128H223V130H220V129H222ZM226 128H227V129H226ZM232 128H233V129H232ZM241 128H242V129H241ZM243 128H246V130L243 129ZM22 129H23V128H22ZM122 129H123V128H122ZM125 129H126V131H127V130H130V129H128V127L125 128ZM167 129H168V130H167ZM175 129H176V130H175ZM181 129H182V130H181ZM183 129H184V130H183ZM185 129L187 130V132L185 131ZM214 129L217 130V131H214ZM218 129H219L220 132H218ZM229 129H230V130H229ZM234 129H236V130H235L236 132L234 131ZM237 129H238V130H237ZM240 129H241L242 131H241ZM260 129H261V130H260ZM27 130H28V132L25 131V132H26V133H25V135H26L25 138H28L29 140L26 141V139H25V142H24V143H25L26 145L29 143V145H28L27 147H28L30 150H33L34 152L41 153V145L38 143V141L36 142V140H38V138H37V136H36L37 134H36V133H33L36 129L33 128L32 126H29ZM137 130H139V132H138ZM143 130H142V131H143ZM202 130H203V131H202ZM206 130H207V131L209 130V132H207ZM226 130H227V131H226ZM23 131H24V130H23ZM30 131H31V134H34V137L31 136ZM123 131H125V130H123ZM131 131H132V130L127 131V132L130 133ZM166 131H167V132H166ZM169 131H171V132L169 133ZM182 131H185L184 133H182L183 135H186L185 133H188V134H189V132H190V134L192 133L191 136L188 135V136L190 137V138H188V139H190L189 141H191V140L197 141L198 139L200 140V138H201L200 141H202V140L204 139L203 142L205 141V142H206V145H207L208 143H210V144H208L207 146H205V148L208 147V148H207V151L204 149V146H203V144L205 145V142H204V143L202 144V146H201L200 144H196V145H195V143H194L193 141H191L192 143H194L193 148H195V146L199 145V148H200V149H199V148L197 149V147L194 149V151L197 149V150L199 151V153H198V151L196 150L195 153H194V151H193V154H192V152H191L192 155H191V154L189 155V153H190V151H189L188 154H187L188 157H186V155L184 156L183 154L181 155V152L184 153L183 151L186 150L187 148H184L183 151H179L180 149L177 148L178 146H177V144L175 145V143H176V141H177V138H179L178 136H180V134H181ZM188 131H189V132H188ZM212 131H213V132H212ZM221 131H222V132H221ZM237 131H238V132H237ZM251 131H252V132H251ZM146 132H147L148 134H147ZM201 132H202V133H201ZM230 132H231V133H230ZM258 132H259V133H258ZM28 133H29V135H28ZM154 133L157 135V137L155 136ZM165 133H166V134H165ZM168 133H169V134H168ZM178 133H179V134H178ZM207 133H208V134H207ZM222 133H223V134H222ZM224 133H225V134H224ZM237 133H238V134H237ZM245 133H246V134H245ZM93 134H94V131H93ZM124 134H126V133H124ZM140 134L142 135V137L140 136ZM167 134H168V135H167ZM194 134H195V135H194ZM197 134H198V135H197ZM201 134H203V135H201ZM226 134H227V135H226ZM240 134H241V135H240ZM250 134H251V135H250ZM256 134H258V135H256ZM145 135H146V138H147V139L144 138ZM148 135H150V136H148ZM170 135H172V136H170ZM173 135H174V137H173ZM176 135H177V136H176ZM210 135H211V137H210ZM212 135H213V136H212ZM224 135H225V136H224ZM242 135H243V136H242ZM259 135H260V136H259ZM7 136H8V138H7ZM7 136L5 135V136L0 137V140L4 139V140H2V141H4V143H5V142L8 143L7 146H8V150H9L10 147H11V144H10V143L12 142V141H11V140H12V137H11V135H10V136L7 135ZM30 136H31V138H30ZM35 136H36V137H35ZM93 136H94V135H93ZM108 136H109V137H108ZM152 136H153V137H152ZM175 136H176V137H175ZM193 136H194V137H193ZM196 136H197V138H198V137H199V138L197 139ZM227 136H228V137H227ZM230 136H231V137H230ZM239 136H240V137H239ZM262 136H263V137H262ZM3 137H5V138H3ZM107 137H108V138H107ZM158 137H159V138H158ZM208 137H209V138H208ZM223 137H225V138L223 139ZM238 137H239V138H238ZM251 137H252L253 139H252ZM260 137L262 138V140H261ZM10 138H11V140H10ZM124 138H123V139H124ZM128 138H129V139H128ZM143 138H144V139H143ZM152 138H153V140H152ZM155 138H156V139H155ZM160 138H162V140L164 141V142H163V141L161 140V141L163 142V143H161V144H159V143L161 142V141H160ZM175 138H176V139H175ZM186 138H187V137H186ZM195 138H196L197 140H195ZM227 138H228V139H227ZM136 139H137V140H136ZM139 139H140V141H141V140H143V141L140 142ZM149 139H150V140H149ZM158 139H159V140H158ZM209 139H210V140H209ZM218 139H219V140H218ZM230 139H231V140H230ZM259 139H260V140H259ZM8 140H9L10 142H9ZM30 140H31V141H30ZM131 140H136V141H135V142H132ZM148 140H149V141H148ZM155 140H156V141H155ZM157 140H158V141H157ZM175 140H176V141H175ZM183 140H184V137H183ZM235 140H236V142H235ZM237 140H238V141H237ZM258 140H259V141H258ZM137 141H138V142H137ZM147 141H148V142H147ZM165 141H166V142H165ZM173 141H174V142H173ZM189 141H188V143H189V145H190L191 143H190ZM208 141H209V142H208ZM146 142H147V143H146ZM155 142H158V143H155ZM184 142H186V140H184ZM214 142H215V143H214ZM234 142H235V143H234ZM238 142H239V144H237ZM241 142H242V143H241ZM256 142H257V143H256ZM35 143H36V144H35ZM124 143H125V145H124ZM127 143H128V144H127ZM131 143H132V144H131ZM135 143H136V145H135ZM145 143H146V144H145ZM166 143H167V144H166ZM173 143H174V144H173ZM188 143H187V144H188ZM197 143H199V141H197ZM221 143H222V144H221ZM226 143H227V144H226ZM261 143H262V144H261ZM30 144H31L32 146H31ZM110 144H111V145H110ZM133 144H134V147L132 148ZM138 144H141V145L143 144V149H142V146H141V145L137 146ZM154 144H156V146H155ZM158 144L161 145V146L159 147ZM184 144L186 145V143H184ZM36 145H37V147H39L38 149H40V151L37 149ZM128 145H130L131 147L128 146ZM167 145H169V148H168V149H169V152H171V154L168 152V149H167V148H165V149H167L166 152L169 153V154L171 155L170 158H169L170 161H171V160L173 161V159H172L173 157H174V161H175V158H177V159H176L177 163H178L179 160H180V162L182 163L181 165H183V163H184V165H183V167H182V168H184V169L178 167V166H180V165H179L180 162L178 163V165H177L176 163H174V161H173V162H170V161H169V162L167 163L168 165L166 164V162L169 160V159L166 160V159L168 158L169 154H166V155H168V156L165 157V156H166V155H164L165 153H164V152H161V151H163V149H164L163 146L167 147ZM178 145H179V144H178ZM212 145H213L215 148H214ZM243 145H244V146H243ZM250 145H251V146H250ZM29 146H30V147H29ZM135 146H136L137 148H136ZM147 146H148V147H147ZM157 146L159 147V149H158ZM172 146H174L173 148H175V149L170 148V147H172ZM175 146H177V147H175ZM186 146H187V145H186ZM216 146H217V147H216ZM238 146H239V147H238ZM254 146H255L256 148H255ZM33 147H34V148H33ZM35 147H36V148H35ZM100 147H101V148H100ZM107 147H108V148H107ZM123 147H124V148H123ZM145 147H146V148H145ZM180 147H181V150H182V146H180ZM189 147H190V146H189ZM189 147H188V148H189ZM201 147H203V148H201ZM259 147H260V148H259ZM105 148H104V149H105ZM128 148H129V149H128ZM135 148H136L137 150L140 148V149H142L143 152H142L141 150H140V152L137 151V150L133 151V149H135ZM144 148H145V149H144ZM160 148H161V149H160ZM210 148H211V149H210ZM233 148H234V149H233ZM235 148H236V149H235ZM257 148H258V149H257ZM261 148H263V149H261ZM125 149H126V150H125ZM131 149H132V150H131ZM156 149L158 150V152H157ZM165 149H164V150H165ZM170 149H172V151H170ZM201 149H202L203 151H202ZM208 149H209V150H208ZM129 150H130V151H129ZM144 150H146V152H147V150H148V154H147V153L144 154ZM149 150H150V151H149ZM160 150H161V151H160ZM174 150H175V152H176V155L174 154V153H175ZM176 150H177V151H176ZM188 150H189V149H187V151H188ZM192 150H193V149H192ZM204 150H205L206 152H205ZM257 150H258V151H257ZM108 151H109V152H108ZM132 151H133V153L135 152L134 154H135L136 157H137L138 155H139L140 157H141V156L143 157V159H142V157H141V158H140L139 156L137 157V158H138L137 162L139 161V159L141 160V161H139L140 163L138 162L139 164H142V160H147V159H148V158H146V156L149 155V152H153L155 155H154L153 153L150 154V156L153 155V158H152V157L150 158V156H149V158L152 159V160H151L152 164H151V165L149 164V165L152 166V167L150 168V167H148V166L146 165V164L149 163V160L147 161V163H145V165L147 166V167H145V168H146L145 171H144V169L142 168V166H143L144 164H143L142 166L140 165V167H139V164H138L137 162H135V163L137 164L136 167H135V163H134L133 160H135L136 158L133 157L134 154H132ZM136 151H137V152H136ZM201 151H202V152H201ZM210 151L212 152V154H211ZM214 151H215L216 153H214ZM221 151H223V152H221ZM230 151H231V152H230ZM232 151H233V152H232ZM239 151H240V152H239ZM241 151H242V152H241ZM124 152H125V155H126V156L124 155ZM141 152H142V154H143L144 156L141 154ZM177 152H179V153H177ZM203 152H204V153H203ZM243 152H244V153H243ZM253 152H254V153H253ZM256 152H257V153H256ZM258 152H259V153H258ZM127 153H128V155H132V157H133L134 159L132 160V159H131L132 157H131V158H130V157H127V156H128ZM138 153H139V154H138ZM157 153H158V155H157ZM159 153H163V156H164L166 159H163V158H164L163 156L160 157L161 154H159ZM172 153H173L174 156H172ZM206 153H207V154H206ZM221 153H222V154H221ZM247 153H248V154H247ZM56 154H57V155H56ZM137 154H138V155H137ZM140 154H141V155H140ZM177 154H178V155H177ZM179 154H180V155H179ZM185 154H186V152H185ZM231 154H232V155H231ZM242 154H243V155H242ZM262 154H263V155H262ZM48 155H49L48 158H52V155H53V157H54V155H55V157H57V156L59 155V153H56V152L54 153V152L52 151V152H50V153H47V154H46V157H47ZM204 155H205V156H204ZM215 155H216V157H215ZM260 155H261V156H260ZM178 156H179V158H178ZM181 156H183V157H181ZM189 156H191V157L189 158ZM192 156H193V157H192ZM194 156H195V157H194ZM213 156H214V157H213ZM217 156H218V158H217ZM225 156H226V157H225ZM235 156H236V157H235ZM244 156H246V158H245ZM156 157H158V158H156ZM180 157H181L182 159L185 158V159H184L185 161L182 160V159H180ZM208 157H209V158H208ZM57 158H59V157H57ZM125 158H126V159H125ZM127 158L129 159V161H128ZM192 158H194V160H193ZM205 158H206V159H205ZM256 158H258V159H256ZM108 159H109L110 161H109ZM162 159H163V160H162ZM190 159H192L193 161H195V162H194V166H193V164H191V163H193V162H188V160H189V161H192V160H190ZM208 159H209V160H208ZM229 159H230V160H229ZM237 159H238V160H237ZM239 159H240V160H239ZM122 160H121V162H122ZM159 160H162L163 162L166 160V162H165L166 166H163L164 164H162V161H161V165L163 166V167H162V166L160 165V161H159ZM186 160H187V161H186ZM206 160H207V161H206ZM231 160H232V161H231ZM248 160H249V161H248ZM260 160H261V161H260ZM157 161H159V162H157ZM176 161H175V162H176ZM183 161H184V162H183ZM203 161H204V162H203ZM209 161H210V162H209ZM233 161H234V162H233ZM250 161H251V162H250ZM130 162H132V164H131ZM144 162H146V161H144ZM151 162H150V163H151ZM207 162H208V163H207ZM259 162H260V163H259ZM261 162H262V163H261ZM92 163H94L93 166L96 167V166H95L96 163H95L94 161H93ZM158 163H159V164H158ZM169 163H170V164L172 163L173 165L171 164L172 166H170ZM188 163H189V164H188ZM195 163H196V164H195ZM204 163H205V164H204ZM256 163H257V164H256ZM133 164H134V168H132V167H133ZM187 164H188V165H187ZM90 165H91V164H90ZM129 165H130V166H129ZM145 165H144V166H145ZM196 165H197L198 167H197ZM204 165H205V166H204ZM240 165H241V166H240ZM256 165H257V166H256ZM261 165H262V166H261ZM97 166H98V165H97ZM123 166H124V167H123ZM144 166H143V167H144ZM159 166H160V167H159ZM185 166H186V167H185ZM187 166H191V167H193V168L189 167V168H190V169H189ZM245 166H246V167H245ZM247 166H248V167H247ZM255 166H256V167H255ZM5 167H6V166H5ZM7 167H9V166H7ZM7 167H6V168H7ZM100 167H99V169H100ZM158 167H159V169H158ZM161 167H162V168H161ZM202 167H203V168H202ZM206 167H207V168H206ZM243 167H244V168H243ZM254 167H255V168H254ZM88 168L91 169L92 167L89 166ZM96 168H97V167H96ZM140 168L143 169V170H139ZM152 168L154 169V172H153V170H152V172H151V169H152ZM167 168H166L165 170H167ZM187 168H188V170H186ZM205 168H206V169H205ZM247 168H248V169H247ZM89 169H88V170H89ZM97 169H98V168H97ZM99 169H98V172L100 171ZM104 169H105V170H104ZM106 169H108L109 171L107 170V172H106ZM168 169H169V168H168ZM239 169H240V170H239ZM250 169H251V170H250ZM252 169H253V170H252ZM88 170H87V171H88ZM101 170H102V169H101ZM120 170H119V171H120ZM157 170H158L159 172H158ZM171 170H172V169H171ZM182 170H183V171H182ZM184 170H185V171H184ZM194 170H192V171H194ZM241 170H242V171H241ZM94 171H95V170H94ZM96 171H97V170H96ZM103 171H102V172H103ZM135 171H136V172H135ZM137 171H138V172H137ZM141 171H142V172H141ZM143 171H144V172H148V171H150V172H148V173H144ZM156 171H157V172H156ZM163 171H164V170H163ZM181 171H182V172H181ZM197 171H198L199 173H198ZM209 171H210V172H209ZM236 171H237V172H236ZM249 171H250V172H249ZM98 172H97V173H98ZM121 172H120V173H121ZM167 172L169 173V172H171V171L168 170ZM233 172H234V173H233ZM242 172H243V173H242ZM251 172H252V174H251ZM88 173H92V174H94L93 176H95V174H96V173H94L92 170H91V172L88 171ZM105 173H104V174H101V175L105 176V175H106ZM124 173H125V175H124ZM132 173H134V174H132ZM137 173H138V174H137ZM154 173H155V174H154ZM159 173H160V175H159ZM173 173H170V174H171L170 177H171L172 179L169 178V179H171L172 181H173V177H172V174H173ZM191 173H189V174H191ZM238 173H239V174H238ZM253 173H255V174H253ZM256 173H257L258 175H256ZM92 174H90V175H92ZM139 174H140L141 177L139 176ZM147 174H148V175H147ZM204 174H205V175H204ZM211 174H212V175H211ZM234 174H235V175H234ZM143 175H145V176H143ZM146 175H147V176H146ZM168 175H169V174H168ZM259 175H260V176H259ZM93 176H92V179L89 180L90 182H89V181H84V180H81V179H77V180L74 181V185L77 186V187H79L80 193H81V195H82V199L85 200V201H87V202H92V200H90V194H91V192L93 191V190H91V189H93V188H91V187H93V180H94V178L97 176V174H96L95 177H93ZM142 176H143V177H142ZM157 176H159V177H157ZM188 176H189L190 178H188ZM250 176H251V177H250ZM254 176H255V177H258V178L255 179ZM101 177H102V176H101ZM127 177H128V179H126ZM134 177H135V178H134ZM145 177H146V178H145ZM154 177H155V178L157 177V178H156L157 181H155V178H154ZM184 177H185V178H184ZM193 177H194V176H193ZM252 177H253V178H252ZM259 177H260V178H259ZM0 178H1V177H0ZM119 178H120V179H119ZM122 178H123V180H122ZM138 178H139V179H138ZM167 178H168V177H167ZM187 178H188V179H187ZM249 178H250V179H249ZM112 179H113V180H112ZM134 179H135L136 181H134ZM158 179H159V180H158ZM184 179H185V182H184ZM192 179H193V178H192ZM197 179H195V180H196V183H197ZM201 179H204V180L202 181ZM128 180H129L130 182H129ZM145 180H146L147 182H146ZM153 180H154V181H153ZM160 180H161L162 182H161ZM171 180H170L169 182L172 184ZM195 180H194V181H195ZM209 180H210V181H209ZM260 180H261V181H260ZM120 181H121L122 183H121ZM131 181H133L134 183H137V182H138V184L141 182L140 184H142V187H140V189H144V191L146 190V191H145L146 193H147V191H149V194H151V199L154 201V202H152L151 200H147L146 203L149 202V203L151 204V205H150V204L147 205V206H149V207L144 206V205L146 204V203H145V200L148 198V197H147L148 193L146 194L143 190H141L142 192H144V193L146 194V196H145L144 193H142V192L140 191L139 188H137V189H138V191H137V189L135 188L136 184H135V186H133L134 184H132ZM149 181H150L151 183H150ZM152 181H153V182H152ZM194 181H192V182H194ZM204 181H206V182H204ZM253 181H255V182H253ZM258 181H259V182H258ZM81 182H82L83 184H82ZM88 182H89V183H88ZM117 182H118V183H117ZM181 182H183V185H182ZM198 182H199V181H198ZM200 182H199V183H200ZM78 183H81V184H78ZM130 183H131V184H130ZM160 183H162V184H160ZM164 183H166V184H164ZM170 183H169V186H172V185L175 184V183H174V184L171 185ZM187 183H188V184H187ZM190 183H191L192 185H189ZM254 183H255V184H254ZM260 183H263V184L260 185ZM117 184H118V186H117ZM122 184H123V185H122ZM125 184H126V185H125ZM128 184H129V186H130L131 189L128 188V186H127ZM140 184H139V185H140ZM194 184H195V183H194ZM212 184H213V185H212ZM245 184H246V185H245ZM250 184H251V185H250ZM78 185H79V186H78ZM120 185H121V187H120ZM150 185H151V186H150ZM248 185H249V186H248ZM85 186H86V187H85ZM90 186H91V187H90ZM131 186L133 187V189H132ZM140 186H141V185H140ZM164 186H165V187H164ZM185 186H186V187H185ZM187 186H188V187H187ZM201 186H202V187H201ZM251 186H252V187H251ZM254 186H255V187H254ZM257 186H258V187H257ZM259 186H260V187H259ZM82 187H84V188H82ZM117 187H118V189H117ZM136 187H139V186H136ZM150 187H151V188H150ZM179 187H178V188H179ZM190 187H192V188H190ZM80 188H81V189H80ZM88 188H89V189H88ZM164 188H167V189H164ZM169 188H170V187H169ZM178 188H177V189H178ZM251 188H252V189H251ZM257 188H258V189H257ZM83 189H84V190H83ZM116 189L119 190V191H118V192H119V193H118V196H119V197H118V201H117V197H116V195H115V193H116V192H115ZM120 189H121V190H120ZM134 189H135V190H134ZM148 189H149V190H148ZM171 189H174V187H172ZM190 189H193L194 191H193V190H190ZM255 189H256L258 192H257ZM259 189H260L261 191H260ZM6 190H7V189H6V186L3 184V182H2V178H1V179H0V212H1V210H2L3 202H4V201L7 199V197H8L7 194L9 195V193H7ZM132 190H134V192H136V193L138 192L137 194L140 193V194L142 195V198H143L142 203H141V198H140V197H137V196H136V195H137L136 193L133 194L134 192H133ZM151 190H152V191H151ZM175 190H176V188L174 189V191H175ZM188 190H189V191H188ZM201 190H202V191H201ZM210 190H211V191H210ZM212 190H214V191H212ZM221 190H222V191H221ZM242 190H244V191H242ZM251 190H252V191H251ZM150 191H151V192H155V193H153L154 196L152 195V193H151ZM177 191H178V190H176V192H177ZM187 191H188V192H187ZM190 191H191V196H189V195H190ZM198 191H201L202 193H201V192H198ZM208 191H209V192H208ZM85 192H86V193H85ZM131 192H132V193H131ZM169 192H170V194H171V193L173 194V195L171 194L172 197L169 195ZM197 192L200 193V194H198ZM226 192H227V193H226ZM254 192H255V193H254ZM120 193H121L122 195H121ZM187 193H188V194H187ZM204 193H205V194H204ZM127 194H128V195H127ZM140 194H139V195H140ZM226 194H227V195H226ZM120 195H121V196H120ZM134 195H135V196H134ZM187 195H188V196H187ZM195 195H197L198 197L195 196ZM241 195H242V196H241ZM257 195L259 196V198H256V197H258ZM260 195H261V196H260ZM5 196H6V197H5ZM88 196H89V197H88ZM149 196H150V195H149ZM152 196H153V197L156 196V197H158V198L160 197V198H159V199H156V197H155V198L153 199ZM169 196H170V197H169ZM200 196H201V197H200ZM131 197H133V198H136V197H137V198L134 199L135 201H134L133 198H132V201H131ZM188 197H189V198H188ZM196 197H197V198H196ZM202 197H203V198H202ZM209 197H210V198H209ZM229 197H230V198H229ZM240 197H241V198H240ZM247 197H248V198H247ZM252 197H253L254 199H253ZM138 198H140V199H139V200H140V203H139V201H136ZM145 198H146V199H145ZM172 198H173V199H172ZM175 198H176V199H175ZM194 198H195V199H194ZM200 198H201V199H200ZM251 198H252V200H251ZM262 198H263V199H262ZM128 199H129V200H128ZM144 199H145V200H144ZM155 199H156V200H155ZM189 199H191V200L189 201ZM232 199H233V200H232ZM236 199H238V200H236ZM157 200H158V201H159V200L161 201V202H160V205H159L160 207L157 206V205L159 204ZM167 200L169 201V203H168ZM173 200H174V201H173ZM175 200H176V201H175ZM178 200H179V199H178ZM180 200H181V199H180ZM210 200H211V201H210ZM213 200H214V201H213ZM230 200H232V201H230ZM242 200H243V201H242ZM257 200H258V201H257ZM260 200H261L262 202H261ZM130 201H131V204H129ZM143 201H144V204H143ZM155 201H157V203H156ZM171 201L174 202V203H176L175 206L177 207V205H178V206H179L178 209L181 210V211L179 210L180 212H178V215H177V213H174V212L172 211V212H173V213H172V215H173L172 218H171V216H172V215H171V212L167 211V210H170V211H171V210H172L171 208L174 207V204H172ZM196 201H197V202H196ZM222 201H224V202H226V203H224V202H222ZM229 201H230V203H229ZM132 202H133V203H132ZM187 202H188V203H187ZM192 202H193V203H192ZM195 202H196V203H195ZM215 202H216V203H215ZM252 202H253V203H252ZM256 202H257V203H256ZM155 203H156V204H155ZM161 203H163V205H161ZM164 203H165V205H164ZM186 203H187L188 205H186ZM191 203H192V205H191ZM206 203H208V204H206ZM242 203H243V204H242ZM138 204H139V206H138ZM142 204H143V205H142ZM182 204H183V203H182ZM194 204H195V205H194ZM199 204H200V208H202V209L199 208V210H200L201 213H200V212L198 213V211L194 212V210H196V209L199 207V206L197 207V205H199ZM201 204H202V205H201ZM240 204H241V205H240ZM248 204H249V205H248ZM254 204H255L256 206H255ZM257 204H258V205H257ZM260 204H261V205H260ZM131 205H132V206H131ZM167 205H168V206H167ZM189 205H191V206H190L191 208L189 207ZM193 205H194L195 207H194ZM206 205H207V207H206ZM246 205H248L249 210L251 209L250 211L248 210V208L246 207ZM130 206H131V207H130ZM140 206H141V207H140ZM151 206H152V207H151ZM162 206H164L165 209H163L164 207H162ZM172 206H173V207H172ZM201 206H203V207H201ZM239 206H240V207H239ZM251 206H252V207H251ZM144 207H146L147 210H146V208H144ZM150 207H151V210H148ZM153 207H154L155 209H158V211H156ZM170 207H171V208H170ZM176 207H174V208H176ZM196 207H197V208H196ZM250 207H251V208H250ZM254 207H255V208H254ZM120 208H121V209H120ZM132 208H133V209H132ZM134 208H136V209H134ZM138 208H141V210L139 209L140 213L145 212V213H142L141 215H139V218H138L137 216H138V214H140V213H138L137 215L134 213V212H136L135 210H138ZM160 208H161V209H160ZM166 208H168V209L166 210ZM169 208H170V209H169ZM188 208H189V209H188ZM192 208H193V209H192ZM195 208H196V209H195ZM206 208H207V209H206ZM245 208H246V209H245ZM261 208H262V209H261ZM153 209H154V211H156L157 213L154 212ZM178 209L176 208L177 211H178ZM211 209H212V210H211ZM214 209H215V210H214ZM216 209H217V210H216ZM225 209H226V210H225ZM253 209H254V210H253ZM122 210H123V211H122ZM132 210H133V211H132ZM188 210H189V211H188ZM210 210H211V211H210ZM222 210H223V211H222ZM233 210H234V211H233ZM139 211H138V212H139ZM141 211H142V212H141ZM146 211H147V212H146ZM150 211H152V212H150ZM174 211H175V209H174ZM177 211H175V212H177ZM191 211H192V212H191ZM209 211H210V212H209ZM214 211H215V212H214ZM219 211H220V212H219ZM247 211H249V212H247ZM128 212H129V213H128ZM131 212H132V213H131ZM148 212H149V213H148ZM153 212H154V213H153ZM167 212H168V214H167ZM189 212H190L191 214H190ZM213 212H214V213H213ZM218 212H219V213H218ZM229 212H230V213H229ZM124 213L127 214V215H125ZM133 213H134V214H133ZM136 213H137V212H136ZM150 213H152L153 215L151 214V216H150ZM169 213H170V214H169ZM192 213H194L193 215H196V213L199 214L200 217H199L198 222H200L201 224L198 223V222L196 221L197 218H198L197 215H196V216H193ZM202 213H203L204 216L202 215ZM206 213H207V214H206ZM220 213H221V214H220ZM240 213H241V214H240ZM246 213H247V214H246ZM255 213H256V214H255ZM128 214H129V216H128ZM130 214H131V215H130ZM145 214H146V215H145ZM160 214H158L159 216H158V215H155L154 218H153L152 220H153V221H156V220H158L159 218H160V219H159L160 221H161V220H164ZM175 214H176V215H175ZM179 214H180V215H179ZM210 214L212 215L213 218L211 217ZM214 214H216V215H214ZM236 214H237V215H236ZM254 214H255V215H254ZM258 214H259V215H258ZM116 215H117V216H116ZM168 215H169V216H168ZM170 215H171V216H170ZM208 215H210V217H209ZM219 215H220V216H219ZM232 215H233V216H232ZM242 215H243V216H242ZM115 216H116V217H115ZM130 216H131V217H130ZM156 216H158L159 218L156 217ZM174 216H176V217L178 216V217H177V218H178V221H176L177 218H175ZM181 216H182V215H181ZM189 216H190V217H189ZM205 216H206V218H205ZM226 216H227V217H226ZM239 216H240V217H239ZM262 216H263V217H262ZM135 217H137V218H135ZM187 217L189 218V221H188V218H187ZM194 217H195L196 220L194 219ZM201 217H202V218H201ZM217 217H218V218H217ZM230 217H231V218H230ZM249 217H250V218H249ZM251 217H252V218H251ZM261 217H262V218H261ZM120 218H121V219H120ZM148 218H147V217H146V218H143V217H142V218H141V221L139 220L141 223L143 222L142 224H144V223H145L144 221H146V223L144 224L145 228H147L146 225H148V223H149L148 226H150V225L152 226V224H154V222H153L152 224H150L152 221L150 222L149 220H151V219H149V220H148V223H147V219H148ZM155 218H158V219H155ZM161 218H162V219H161ZM169 218H170V219H169ZM174 218H175V219H174ZM192 218H193V219H192ZM200 218L202 219V220H201L202 222L200 221ZM209 218H211V219H210V220H211L210 223H209V221H210ZM214 218H215V219H214ZM223 218H224V219H223ZM232 218H233V219H232ZM235 218H236V219H235ZM259 218H260V219H259ZM124 219H125V220H124ZM126 219H127V220H126ZM142 219H144V220L142 221ZM145 219H146V220H145ZM154 219H155V220H154ZM203 219H204V220H203ZM212 219H213V221H212ZM217 219H218V220H217ZM234 219H235L236 221H235ZM252 219H253V220H252ZM159 220H158V222H159ZM249 220H250V221H249ZM129 221H127L128 223H126V225L129 224ZM134 221H135V222H134ZM166 221H167V220H166ZM166 221H164L165 223H164L163 221H161V222H163V224L160 223V225H163V226H164L165 224H166V225H165V232H163L164 229H163V231H160V232H162L163 234L165 233L166 235H167V233H168V236H166V235H164V236L162 235V236L164 237V239H165V237H169V239L167 238V239L165 240V242H167V244H165L166 246H164L162 243L160 244V246H161V247L164 246L166 249H167V246H168V249H170V247H171V249H172V248H173V247H172L173 245H171V244H173V243L176 242V240H177V239H176V238H177V234H175L176 237H174V234H173V235H172V234H169V232L173 233V232L175 231V229H174V227H173V228L171 227V229H170L169 226H167V225H169V224H167L168 222L166 223ZM173 221H174V222H173ZM194 221H195V222H194ZM207 221H208V222H207ZM243 221H244L245 223H244ZM140 222H138V223H140ZM179 222L181 223V221H179ZM193 222L195 223V225H194ZM215 222H216V223H215ZM254 222H255V223H254ZM182 223H183V222H182ZM196 223H197V224H196ZM204 223H205V224L207 223V224H206L207 227H205V224H204ZM212 223H213V224H212ZM217 223H218L219 225H218ZM227 223H228V225H227ZM19 224H20V223H19ZM175 224H170V226H171V225H172V226H176ZM192 224H193V226H192ZM23 225H24V224L19 225V226L17 227V229H15V230L17 231V233H18L20 236H24V234H26V236H28V235H29L28 230H27L26 226H25V225L23 226ZM133 225H134V224H133ZM135 225H136V224H135ZM139 225H140V228H141V224H139ZM198 225H200V226L203 227V228H200V226H198ZM202 225H203V226H202ZM225 225H226L227 227H225ZM229 225H230L231 227H229ZM232 225H233V226H232ZM246 225H247V227H246ZM127 226H129V225H127ZM142 226H143V225H142ZM163 226H162V227H163ZM187 226H186V227H187ZM190 226H191V227H190ZM194 226L196 227V229H195ZM208 226H209L210 229L208 228ZM211 226H213V227H211ZM19 227H20V229H19ZM152 227H153V226H152ZM152 227H151V229H152ZM167 227L169 228V230H168ZM197 227H198V228H197ZM217 227H219V228L217 229ZM21 228H22V229H21ZM125 228H126V226H123L122 229L125 230ZM143 228H144V227H142V230H143V231L146 230L145 228H144V229H143ZM149 228H150V227H148L147 230H148ZM154 228H155V227H154ZM154 228H153V230H155ZM163 228H164V227H163ZM226 228H227V229H226ZM243 228H244V229H243ZM248 228H249V229H248ZM254 228H255V229H254ZM25 229H26L27 231H26ZM173 229H174V230H173ZM192 229H191V230H192ZM197 229H199L200 231L197 230ZM201 229H202V230H201ZM212 229H213V230H212ZM229 229H230V230H229ZM124 230H123L122 233H121L122 230H119V231H118L119 234H118V233L116 234V235L119 237V238H118L119 241L116 240V241L118 242L117 244H122L121 241H122V238H123V236H124ZM167 230H168V232H167ZM170 230H171V231H170ZM193 230H192V231H193ZM206 230H208V231H206ZM210 230H211V232H210ZM215 230H216L217 233L215 232ZM218 230H219V231H218ZM223 230H224V231H223ZM228 230H229V231H228ZM239 230H240V231H239ZM22 231H24V232H22ZM155 231H156V230H155ZM158 231H159V230H158ZM158 231H157L156 233H158ZM188 231H189V234H188ZM197 231H198V232H197ZM205 231H206V232H205ZM213 231H214L215 234H217V235H215ZM221 231H222V232H221ZM234 231H235V232H234ZM242 231H244V232H242ZM21 232H22V234H21ZM152 232H153V231H151V235L155 234V232H153V233H152ZM166 232H167V233H166ZM204 232H205L206 234H205ZM207 232H208L209 234H208ZM223 232H225V233H223ZM237 232H238V233H237ZM162 233H161V234H162ZM191 233H192V234H191ZM203 233H204V234H203ZM226 233H227V234H226ZM228 233H229V234H228ZM231 233H232V234L234 233L233 235L236 236V237H234ZM241 233H242V234H241ZM247 233H248V234H247ZM121 234L123 235L122 238H121ZM158 234H160V233H158ZM158 234H157V235H158ZM221 234L224 235V236H222ZM254 234H255V235H254ZM119 235H120V236H119ZM151 235H150V236H151ZM155 235H156V234H155ZM155 235H153L154 238H156ZM186 235H188V236H189V235H190V236L192 235L191 238H193L194 236H195V237H194L193 239H191L190 236L187 237ZM200 235H201V237H200ZM225 235H226V237H225ZM227 235H228V236H227ZM230 235L233 236L231 239H230V237H231ZM153 236H152V237H153ZM172 236H173V237H172ZM202 236H206V237H204V238H205V239H210V240H205L204 238H202ZM209 236H210V238H209ZM213 236H214V237H213ZM220 236H221V237H220ZM240 236H242V237H240ZM243 236H245V239H244ZM255 236H256V237H255ZM3 237H6V240H5ZM3 237L0 238V257H1V255H3V254H1V253H4V252L7 253V252L9 251V248H8V245H9V244H8V243H9V239H8L7 235H4ZM163 237H161V239H162ZM171 237H172V241H174V242H172V241L170 240ZM224 237H225V238H224ZM227 237H228V238H227ZM239 237H240V238H239ZM247 237H248V238H247ZM252 237H253V238H252ZM2 238H3V239H2ZM116 238H117V237H116ZM173 238H174V240H173ZM201 238H202V239H201ZM221 238H222V239H221ZM234 238H235V240L232 241ZM251 238H252V239H251ZM188 239L191 240V241L189 242ZM213 239H214V240H213ZM219 239H221V240H219ZM224 239H226L227 241L224 240ZM242 239H243V240H242ZM250 239L253 240V244H254V245H255V242H256L257 245H259L258 247H260V248L257 249V247H254V245L251 244L252 241H251ZM254 239H255V240H254ZM258 239H259V241H258ZM162 240H163V239H162ZM193 240H194V242H196V244L193 242ZM198 240H199V242H198ZM201 240H202V241H201ZM203 240H204V241H203ZM248 240H250V241H248ZM109 241H110V240H109ZM109 241H108V242H109ZM163 241H164V240H163ZM163 241H162V242H163ZM168 241H169V242H168ZM170 241H171L172 243H171ZM187 241H188V242H187ZM215 241H217V242H215ZM235 241H236V243H235ZM238 241H239V243H238ZM243 241L245 242V244H244ZM261 241H262V242H261ZM122 242H123V241H122ZM203 242H205V243H203ZM212 242H213V243H212ZM219 242H220V243H219ZM221 242H222V243H221ZM223 242H224L225 244H226L227 242H229V243L226 244V246H228V245H229V246L226 247L225 244H224ZM232 242H234V243H232ZM240 242H242V243H240ZM246 242H247V243H246ZM249 242H250V243H249ZM259 242H261L262 244L259 243ZM109 243H110V242H109ZM169 243H171V244H169ZM208 243H209V244H208ZM211 243H212V244H211ZM231 243H232V246H231ZM258 243H259V244H258ZM106 244H107V243H106ZM210 244H211V245L214 244V245L211 246ZM215 244H216V245H215ZM220 244H222V245H220ZM246 244H247V245H246ZM107 245H108V244H107ZM109 245L112 246V242H111V244H109ZM170 245H171V246H170ZM196 245H197L198 247H202V249H201V248L199 249L198 247H195ZM199 245H200V246H199ZM217 245H218V246H217ZM236 245H237V246H236ZM240 245H241V246H240ZM244 245H245V246H244ZM248 245H249V246H248ZM251 245H252V246H251ZM257 245H255V246H257ZM260 245H261V246H260ZM118 246H119L118 248H120V245H118ZM169 246H170V247H169ZM186 246H187V247H186ZM191 246L193 247V249H192ZM203 246H204V247H203ZM209 246H210V247H209ZM214 246H215V247L217 246V247L215 248ZM230 246H231V249H232L233 252L230 250V248H229ZM238 246H240V247H238ZM242 246H244L246 250H245V249H242ZM247 246H248V247H247ZM164 247H162V249H165ZM194 247H195V248H194ZM223 247L226 249V251H225V249H224ZM237 247H238V248H237ZM244 247H243V248H244ZM261 247H262V248H261ZM6 248H7V249H6ZM151 248H152V247H151ZM153 248H154V247H153ZM155 248H156V249H155ZM155 248H154L155 250L153 249L154 251L159 250L158 246H155ZM211 248H212V250H211ZM222 248H223L224 250H223ZM253 248H254L255 250H254ZM171 249H170V250H171ZM173 249H174V248H173ZM173 249H172V250H173ZM185 249H184V251H185ZM198 249H199V250H198ZM205 249L208 250V251H203V250H205ZM228 249H229V250H228ZM233 249H234V250H233ZM251 249H253V250H251ZM256 249H257V250H256ZM5 250H7V251H5ZM196 250H198V251H196ZM201 250H202V251H201ZM216 250H217V251H216ZM219 250H221V251H219ZM236 250H238V251H236ZM259 250H260L262 253H261ZM3 251H4V252H3ZM191 251H192V253H191ZM194 251H195V252H194ZM242 251H243V252H242ZM189 252H190L191 254H190ZM199 252H200V253H199ZM248 252H247V253H248ZM253 252L257 253V259L260 258V259H258L257 262H256V260H255L256 258L253 256V255L255 254V253L253 254ZM198 253H199V254H198ZM202 253H203V254H202ZM205 253H206V254H205ZM224 253H220V254L223 255ZM234 253H235V254H234ZM259 253H260V255H261L262 257L258 255ZM204 254H205V255H204ZM218 254H219V253H218ZM238 254H237V256H238ZM201 255H200V256H201ZM203 255H204V256H203ZM224 255H226V254H224ZM255 256H256V255H255ZM258 256H259V257H258ZM233 257L235 258L236 255L233 256ZM252 257H250V259H252ZM207 258H208V257H207ZM207 258H206V259H207ZM236 258H237V257H236ZM261 258H262V261H261ZM201 259H202V261L204 262V264H214V263H211V262H210V263L207 262L209 259L206 260L205 257H204V259H203V258H201ZM204 260H206V261H204ZM235 261H236V262H235ZM235 261H234V262L237 264V259H235ZM249 261H252V260H249ZM203 262H202V264H203ZM205 262H206V263H205ZM255 262H256V263H255ZM0 263L3 264V261H2V262L0 261ZM249 264H250V263H249ZM251 264H253V262H251Z\"/></svg>", "mask_w": 264, "mask_h": 264}]
</instances>
